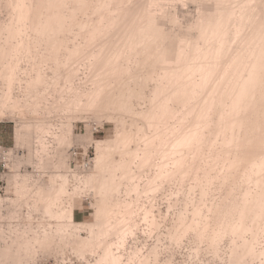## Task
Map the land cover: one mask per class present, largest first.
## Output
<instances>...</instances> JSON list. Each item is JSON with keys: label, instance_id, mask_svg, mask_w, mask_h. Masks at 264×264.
<instances>
[{"label": "rangeland", "instance_id": "obj_1", "mask_svg": "<svg viewBox=\"0 0 264 264\" xmlns=\"http://www.w3.org/2000/svg\"><path fill=\"white\" fill-rule=\"evenodd\" d=\"M7 0H5V2H6ZM89 1V0H88ZM90 1H92V0H90ZM100 1V0H99ZM102 1V0H101ZM104 1H108L109 3H112V4H110L109 5V3L108 2H106V4L107 5H109V6H107V7H105V8H107V9H104L103 8V6H104V4L102 3H100L101 5H103L102 7L100 6V5H98V4H96V1L94 0L93 2L95 3V5L94 6H96L95 8H97L98 9V7L97 6H100L99 7V9H98V11H100L102 8L104 9H102L104 12L106 11V13H107V10H108V8L110 9L111 8V6L113 7H118L119 8V6H121V4H123L124 6H126V1H127V3H128V5H127V7H126V9H128V7H129V9L128 10H126L125 8L123 9V5L121 6L122 7V9L123 10H125L124 12H121L122 11V9H121V13H123V16H120V18L122 19V20H124L123 21V23H121L122 22V20L121 19H118V23L119 24H116V23H114V24H116V28H115V25L112 27H109L110 29H108V31H107V29H105L106 31H107V33H106V35L108 36V38L107 37H105L104 38V36H106L105 35V33L102 31L101 33L103 34L104 33V35L103 36H101V33H98V34H96V36H99V38H100V40H99V38L97 39V42H95L94 40L95 39H92L91 41H94L93 43L95 44H93V43H90V41H89V44H87V43H85V44H87L88 45V47H89V45H91L93 48H94V50H92L93 48L90 46L89 47V50L87 49V51L89 52H91V50L92 51H94V52H99V50H101V49H103V48H101L102 47V43H103V41L104 40H106V41H104V46L107 48L108 47V49H105V47H104V49L103 50H101V51H103V52H105V54H109V53H113V54H119L120 52L119 51H121V49H122V54L124 55V51H126V53L128 54H125V57H128V58H126V60L127 59H129L130 57H131V55H132V53L134 54V55H132V57L129 59V61H124V59H125V57L123 56V55H121L122 57H123V59H121L122 57H120L119 56V58H116V57H118V56H116L115 55V57H114V55H109L110 57L112 56V57H114L118 62H116L115 61V59L113 58V61L114 62H116V64L117 63H119V67L120 66H122V69L121 68H119V70H118V74L116 73L115 75L114 74H112L113 73V71L111 70V74L110 73H108V71L110 70V68H111V66L114 64V62L110 59L109 61H111L113 64L111 65V62H106V65L107 64H109L110 66L109 67H105V68H107V69H105L104 68V66L103 65H105V63L103 62L102 64L100 63V65H102V70H100V72L101 71H104L103 73H104V75H103V77H104V79H102L98 74H97V72L96 73H94L95 71H99V69H97L96 67H98V68H101V66L100 65H98L99 63H97V62H100L99 60H102L101 59V57L100 58H97V62L96 63H94L95 61H94V56L92 57V56H84L83 54H81L78 58L80 59H77V57H75V58H73L72 60H73V62H72V66H74L75 65V60H76V62L78 63V65H77V63H76V68L78 69V68H80L78 71V73H79V75H77L73 80H74V82H78V83H74V85L75 86H80V87H86V88H90L92 85H94L93 84V82L91 81V80H89V79H92V78H94L95 76V74H97V76H99L100 78H98V77H95L94 79H96V78H98L97 80H98V83L101 81V80H106V79H109V80H107L106 81V84L108 85H110V87H109V85L107 86L106 85V87H108V88H110L111 90H112V96L110 95L111 94V90H110V92H108L109 90L107 89V88H105V90H103V92H102V97H101V99L99 100V106H97L96 108L94 107L93 109H92V107H90V109H87V107L85 108H81L80 109V111H79V109H78V111H77V109H71L72 111H75L74 112V114H73V112H71L70 113V111L68 110H65V111H67V113L66 112H64V110L63 111H60V112H54V113H52V115H51V118L54 120L53 122H54V124H55V126H59V128H58V130H63V131H65V132H67L68 133V135L70 134V142L67 140V142L65 143H60L59 142V140L58 139H55V137L50 133L49 135H45L46 137H45V144L47 145L46 146V148H48V150H46V148L43 150L42 149V145H40L41 143H38L39 142V139H38V141H37V139H35V136L37 137V135L35 134V132H37L38 133V130L37 131H35L36 129H35V125H33L32 126V128H33V130H32V128H26V127H24V128H22V132H25V134H26V132H33V131H35V132H33L34 134H35V136H34V134H32L33 136H32V139H30L31 140V142L28 140V139H26V140H23V138H21V140L20 139H18V137H17V133H16V130H17V126H19L21 123V121L18 119V117H17V115H15V114H12L11 113V109H10V107H9V105L7 104H5L6 106H5V110L3 111V106H4V104H3V102H1L2 103V105L3 106H1L0 105V142H2L5 146H6V148L9 150L10 149V153L8 152V155L10 156V158H12L11 159V162H10V165H9V163L7 164V167L6 168H4V170H3V167L2 166H0V264H106V262H107V264H108V262H110V261H108V260H110L111 259V261L112 262H114V263H116L115 261L116 260H112L113 259V256L111 257L110 255H111V253L109 254V256L111 257L110 259H107V260H105L104 259V257H105V255H107L108 256V253H106L105 255H103L104 254V249L106 250V248H103V246L102 245H104V244H102L101 245V247H102V249H100L99 247L100 246H96L97 245V243H96V245H95V243H94V247L96 246V248H94L93 246H90L89 244L91 243H89V241L85 238L84 240H87L88 242H85V241H83L82 239H83V237H87V238H90V235H91V233H90V231L92 230H90V225H92L93 227L92 228H94L95 226V228H94V230L97 232V231H99V230H103V231H99V232H101V235H100V233L98 232L97 233V235H98V239H99V237H101L100 238V240H105V234H107V233H105L104 234V231L106 232V230L104 229V228H106L105 227V224L104 225H102V222L103 221H105V218H106V216H109L108 215V213H110V212H112V211H114L113 213H117V212H115L116 210H118L116 207H118V206H115L116 205V203L117 202H122L121 203V205L120 206H122V208L120 207L119 209L120 210H118V211H122V212H120V214H122L123 212H124V210H123V208H125L122 204L125 202V200L127 199L128 200V203H129V205L131 204V203H133V207H130L131 208V210L133 209L134 211V213H135V215L133 214V212L132 211H130V209H129V205H127L128 206V209L127 210H129V215H130V217H128V214H127V217L125 216L124 217V219L125 220H128V219H130L131 220V218H132V221H130L129 222V220L126 222V223H129V225H124L125 223H124V220H123V225L121 224V222L119 223V225H118V223L116 222V217L119 219L121 216H120V214L118 213L117 214V216L114 218L113 217V214L111 215V217L112 218H114V222H113V219L111 220V218H107L108 220H111V222H108L110 225V227H112V226H119V228L118 227H113L112 228V230L110 229V230H108L109 231V235L107 234V236H106V238H107V240L109 241L108 243H110V244H112V242H116V245L118 246V244H120L121 243V245L120 246H122V249H120L121 250V252L120 253H122V255H119L120 253H119V249H117V246L115 245V243H113V245H115V247H112V248H114L112 251H114L115 249H117V252L115 253V255L116 254H118L119 255V257H120V259L123 257V255H124V257H123V259H122V261L121 262H119L120 260H119V258L117 259L118 260V262H119V264H142V260L141 259H143L144 260V258L146 257V259L145 260H147L146 261V263L147 264H239L238 262H239V260H240V257L237 255V259H239L238 260V262L237 261H235V258L236 257H234V255L236 256V253L233 255V253H232V251H233V248H235V246H237V245H239V246H241V243L243 242V240H244V243H245V245H243L242 244V247H246L247 246V244H249V241H250V245H251V243H252V245H253V243L255 244L254 246H252L255 250H253V248H252V250H253V252L255 251L256 253H258L259 252V254L257 255L255 252H254V254H253V256H251L249 253L252 251H249V253H248V251H247V254H248V257L247 258H245L244 256V262H246V260H248V262H246L245 264H264V232H262V230L264 229V216L262 217V216H259L258 218H260L261 217V219H255V218H257V217H255V214H256V211H258L257 210V208L258 209H261V207H257L256 208V206H258L259 204H260V202H261V200L263 201V199H264V195H262V194H264V186H263V184H264V172L262 173V172H258L259 174H256V173H253V170L250 168V167H252L253 169H254V172L256 171L257 172V170H255V169H257L256 167H253L254 165H255V161H258L257 163H259V160H261L262 161V157L264 156V152H263V148H264V114H262V113H264V102H262V101H264V99H262V100H259V98L261 99V98H264L263 97V95H264V78H260L261 77V75H262V73H264L263 71H261L262 69L261 68H263V70H264V67H263V65H264V63H262V62H264V57H261V55L263 54L264 55V51H259V50H262V48H263V46H264V37L262 38V36H263V33H264V30H263V28H264V18H262L263 16H264V12H263V10H262V8H264V1L263 0H249V2L247 3V0L245 1V0H226L227 2H225V0H194V1H192V0H177V1H174V0H168V1H166V0H160L159 2L157 1V0H154V1H152L151 0V4H150V1L148 0H146V2H144V0H111L112 2H110V0H104ZM104 1H102V2H104ZM121 1V2H120ZM143 3V5H141V3ZM158 3V6L156 5L155 6V4H156V2ZM222 3H221V2ZM232 2L231 4L229 3V2ZM250 1H251V3H250ZM2 2H3V4L5 3L3 0H0V26H1V24H2V22L4 23V22H9L10 20L9 19H11V10H10V8L9 7H3L2 6ZM98 2V1H97ZM119 2V3H118ZM123 2V3H122ZM125 2V3H124ZM149 2V3H148ZM153 2H154V5H153ZM161 2H162V4H161ZM168 2V3H167ZM211 2V3H210ZM213 2V3H212ZM215 2H217L219 5H217V3L215 4ZM225 2V3H224ZM244 3V5H241V3ZM93 3V4H94ZM105 3V2H104ZM133 3V4H132ZM139 3V4H138ZM144 3H147L146 5H144ZM165 5H164V4ZM227 3H229V4H227ZM235 3H237V5L235 4ZM239 3H240V6H239ZM253 3V4H252ZM255 3H256V5H255ZM114 4V5H113ZM119 6H118V5ZM131 4V5H130ZM160 4V5H159ZM207 4V5H206ZM208 4L210 5V6H208ZM232 4H235V5H232ZM252 4V5H251ZM116 5V6H115ZM134 7H133V6ZM150 5H152V6H150ZM177 5V6H176ZM201 5V6H200ZM203 5V6H202ZM208 7H206V6ZM221 5V6H220ZM229 5H230V7H229ZM255 5V6H254ZM5 6H7L6 5V3H5ZM106 6V5H105ZM138 6V8H137V10H139L138 12L136 11H134L135 9H136V7ZM143 6V7H142ZM145 6H146V8L148 7L149 8V10H148V8L146 9L145 8ZM150 6V7H149ZM153 6H154V8H153ZM214 6V7H213ZM224 6V7H223ZM226 6L228 7V8H226ZM234 6V7H233ZM246 6V7H245ZM263 6V7H262ZM111 8V9H115V8ZM131 7V8H130ZM158 7H161V8H157ZM211 7V8H210ZM222 7H223V10H221L222 9ZM235 8V9H233V8ZM237 7L238 8H240V9H237ZM133 8V9H132ZM140 8V9H139ZM150 8H151V10H150ZM156 8V9H155ZM203 8V9H202ZM210 8V9H209ZM217 9V12H218V14H217V12H216V14H215V9ZM221 8V9H220ZM224 8H226V9H224ZM244 8H246V9H244ZM248 8V9H247ZM254 8V9H253ZM257 10H256V9ZM91 9H92V11H91ZM205 9V10H204ZM212 9V10H211ZM230 9H232V10H230ZM237 9V10H236ZM242 9V10H241ZM90 10V14L89 13H87V12H89V11H85V10H83V11H78V13L76 14V17L78 16V14H79V17H77V20L79 19V18H81L84 14V11L86 12V14H88L87 16L85 15L84 17H82L81 18V20L80 21H82L83 22V25L81 24V26H80V24L78 23V22H76V19H75V23H76V26H75V24H72V25H74V27H77V24H78V26H80V27H82V28H80V27H77V28H74L73 27V29H71L70 31L71 32H69V33H67V31L64 33V32H62V33H64L66 36H68V34L71 36V38L73 39V40H78V41H73L72 40V42H75V43H71V40H70V45H72V44H77V43H79V41H80V43H82L81 45L84 47V44H83V42L82 41H85L84 39H85V35H87V28H89L91 25L90 24H93L98 18H97V14H95V13H98V11H96L95 10V12H93V10H94V8H90L89 9ZM101 10V11H102ZM116 10V9H115ZM120 10V9H119ZM133 10V11H132ZM141 10H143V12L141 11ZM145 10V11H144ZM148 10V11H147ZM153 10H158L157 12L158 13H155L156 11H153ZM202 10H203V12H202ZM207 10H208V12H207ZM227 12H226V11ZM250 11V12H248V11ZM254 10V11H253ZM149 11L151 12H154V13H150L149 14ZM166 11H167V13H166ZM206 11V12H205ZM222 11V12H221ZM228 11L229 12H231V13H234V15L233 14H231V16H232V18H230V20H231V22H229V24L228 23H225V22H228V21H230V20H228V21H226V20H224L225 22V25H224V27L226 28H222V32L221 33H219L220 35L221 34H223V33H229V34H232V35H228L227 33V36H225L226 38H224V34H223V37L221 36V38H223L224 40L226 39V41H224V43H222V45H223V51L222 52H220L219 51V53L221 54V56H217L218 57V59H217V61L215 60V58H217V57H214V55H215V51H216V53H217V51H218V49L221 47V41L223 40V39H221V40H218V38L220 39V35L218 36V38H217V36H215L216 38H213V36H208V37H210V38H208L207 37V35H209V33H211L212 32V30H211V32H210V30L208 29V27L207 26H205V24L206 25H208V22L207 21H209L210 19V17H214L215 19H217V17H221V18H227V19H229V17H231V16H228V14H230V13H228ZM247 11V12H246ZM261 11V12H260ZM80 12H81V15H80ZM92 12H93V14H92ZM104 12H102V13H100V14H102L103 15V13ZM108 12H110V11H108ZM112 12H115V11H113L112 10ZM125 12H127V13H125ZM135 12V13H134ZM142 12V13H141ZM146 12V13H145ZM148 12V13H147ZM160 12V13H159ZM212 12H213V15H212ZM257 12V13H256ZM9 13V14H8ZM116 13V12H115ZM118 13V12H117ZM137 13H139V14H137ZM162 13V14H161ZM163 13H166V14H163ZM172 13V14H171ZM200 13V14H199ZM205 15H204V14ZM220 13V14H219ZM92 14V15H91ZM99 14V13H98ZM110 15H112V14H114V13H109ZM128 14V15H127ZM134 14V15H133ZM135 14L136 15H138V16H136L137 17V19H139V20H137L136 19V17H135ZM144 14V15H143ZM152 14H153V16H152ZM170 14V15H169ZM208 14V15H207ZM215 14V15H214ZM245 14V15H244ZM97 15V16H96ZM119 15V14H118ZM122 15V14H121ZM125 15H127V16H125ZM130 15V16H129ZM141 15H143V19H142V17H141ZM151 16V18H150V16ZM157 15V16H156ZM162 15H163V17H165L164 19H162L163 17H162ZM165 15V16H164ZM171 15H173V16H171ZM200 17H199V16ZM207 15V16H206ZM220 15V16H219ZM246 15H248V17L246 16ZM90 16V17H89ZM96 16V17H95ZM114 16H117V14L116 15H114ZM133 16V17H132ZM149 16V17H148ZM162 18H161V17ZM167 16V17H166ZM215 16H217V17H215ZM227 16V17H226ZM241 16L243 17V16H246V17H243V21H245V23H247V25L245 24L244 26L246 27L247 26V29L244 27V26H242V28H244V29H241L240 28V31H241V34H240V31H239V29L238 30H236L235 28L237 27L236 25H234V21H236V24L240 21V20H242V18H241ZM250 16V17H249ZM256 16H257V18H256ZM262 16V17H261ZM88 17V18H87ZM122 17H127V19L126 18H122ZM130 17H131V19H130ZM140 17H141V19H140ZM154 17H156V18H154ZM203 19H202V18ZM205 17H208V18H206V20H205ZM92 18L93 19H95L96 18V20H94V22L93 23H91L90 22V24H89V21H90V19L92 20ZM133 18H135L134 20H135V23H134V20H133ZM148 18V19H147ZM152 18H154L155 19V22L153 23L152 22ZM199 20H198V19ZM202 19V21H201V19ZM247 18H248V20H247ZM250 18V19H249ZM85 19V20H84ZM87 19L89 20V21H87ZM125 19H126V21H125ZM144 19H145V23H144ZM162 19V20H161ZM236 19V20H235ZM245 19V20H244ZM251 19H252V21H251ZM74 20V19H73ZM120 20V21H119ZM132 20V21H131ZM147 20V21H146ZM150 20V21H149ZM158 20V21H157ZM250 20V21H249ZM256 20V21H255ZM258 20V21H257ZM79 21V22H80ZM84 21H87L88 22V25H87V23H86V25H85V22ZM93 21V20H92ZM143 21V22H142ZM164 21V22H163ZM201 21V22H200ZM204 21H206L205 23H204ZM261 23H260V22ZM81 22V23H82ZM117 22V21H116ZM125 22L127 23L126 25H125ZM132 22V23H131ZM136 22H137V25H138V22H139V26H140V28H139V26L137 27V29L139 28V31L136 29ZM140 22H142V23H140ZM147 22L149 23V25L147 24ZM193 22H194V24H193ZM255 22V23H254ZM258 22V23H257ZM74 23V22H73ZM121 23V24H120ZM134 23V24H133ZM150 23H152V27H154L153 29H152V27H150L151 29L149 30V27L148 26H150L151 24ZM158 23V24H157ZM199 23V24H198ZM203 24V25H201V24ZM233 23V24H232ZM253 26H251L250 24ZM255 24V26H254V24ZM5 24H7V23H4V24H2L3 26L5 25ZM133 24V26H131ZM143 24H145V25H143ZM147 24V25H146ZM154 24L156 25V28H157V30H156V28H155V26H154ZM160 24V25H159ZM197 24V25H196ZM119 25V26H118ZM124 25H125V28H124ZM144 26V27H142L141 28V26ZM159 27H158V26ZM163 25V26H162ZM201 25V26H200ZM220 25H222V24H220ZM226 25L228 26V27H226ZM234 27H233V26ZM85 26V27H84ZM88 26V27H87ZM117 26H118V28H117ZM130 26V27H129ZM198 26V27H197ZM223 26V25H222ZM221 26V27H222ZM231 26H232V28H231ZM236 26V27H235ZM25 28H26V26H24ZM83 27L86 29L85 31H84V29H83ZM87 27V28H86ZM123 27V28H122ZM128 27H129V29H128ZM162 27H164V28H162ZM175 29H174V28ZM194 27H195V30H194ZM200 27H202L203 29H204V27H205V29L204 30H206L207 29V33L208 34H206L205 32H204V30L202 29V28H200ZM207 27V28H206ZM219 27V26H218ZM248 27H249V29H248ZM256 27H258V29L256 28ZM25 28L24 29H22L20 32H25L23 35H28L30 32V34H32V31H30V30H28V28H27V30H25ZM78 28H79V30H78ZM112 28V29H111ZM121 28V29H120ZM132 28H134V32L135 31H137V32H141V35H143L144 37H147V39H149V41L147 40V39H145V38H143V40L145 39V42L141 39V38H139V36H140V34L138 33V35H137V32H135L136 34H132V35H134V36H132L131 35V33H133V30H131ZM144 28H145V30H144ZM162 28V29H161ZM210 28V27H209ZM255 28V29H254ZM82 30V32H80L81 30ZM113 29H114V31H113ZM120 29V30H119ZM126 29H128L127 31H129V34L130 35H128V32L126 31ZM136 29V30H135ZM200 31H199V30ZM221 29V28H220ZM227 29H229L230 30V32H228L229 30H227ZM260 29H262V31H261V33L259 32L258 33V31H260ZM72 30H74V32H72ZM109 30H110V33L111 32H113L112 34H110V33H108L109 32ZM117 30V31H116ZM130 30H131V32H130ZM142 30V31H141ZM153 30H155V31H153ZM159 30V31H158ZM167 32H166V31ZM193 31V32H191V31ZM209 30V31H208ZM223 30H224V32H223ZM244 30V31H243ZM253 30H255V32L253 31ZM257 30V31H256ZM30 31V32H29ZM77 31H79L80 33H78ZM116 31V32H115ZM148 31V32H147ZM161 31V32H160ZM169 31V32H168ZM176 31L178 32V37H183L182 39H179V41H181V43H183V44H180V42L178 41H176V40H178V37L176 36ZM226 31V32H225ZM239 31V32H238ZM3 32H5V30L3 31ZM7 32V31H6ZM75 32H77V35H76V33ZM119 32V33H118ZM121 32H122V34H121ZM127 32V34H125V33ZM160 32V33H159ZM204 32V33H203ZM213 32L215 33V31L213 30ZM213 32H212V35H213ZM218 32V31H217ZM245 32V33H244ZM248 32V33H247ZM258 34H257V33ZM8 33V32H7ZM21 33V34H22ZM116 33H118V36H119V38H120V41L119 40H117V37L118 36H116L115 37V35H117ZM143 33V34H142ZM146 33H147V35H146ZM193 33V34H192ZM204 34V35H206V36H204V37H207V38H203V35L202 36H200L201 34ZM239 34V36H238V34ZM243 33V34H242ZM255 35H254V34ZM63 34V35H64ZM81 34V35H80ZM125 34V35H124ZM149 34V35H148ZM153 34H155V35H153ZM160 34V35H159ZM162 34V35H161ZM171 35L170 37L168 36V35ZM191 34H192V36H191ZM218 33H216V35H217ZM225 34V35H226ZM235 34V35H234ZM244 34H247V35H251V37H252V35H253V37H255V38H251L252 39V42H251V39H249V40H246V39H248L249 37H247V38H245V35ZM62 34H60V36H63ZM78 35H80V36H78ZM135 35H136V37H137V39H135L134 37H135ZM151 35H153V36H151ZM159 35V36H158ZM167 35V37H169V39H166L167 40V42L164 40L165 38H164V36H166ZM183 35V36H182ZM198 35V36H197ZM215 35V34H214ZM69 36V37H70ZM74 36V37H73ZM78 36V38H76ZM122 38H121V37ZM123 36H124V38H123ZM125 36H127L126 38H125ZM133 37V39L132 38H129V39H132V45H131V47L133 46V44H134V46H136V45H140V46H138L139 48H141V51L139 52V48L136 46V47H132V49H134V51L133 50H130V51H128L129 49H131V47H129V45L130 44H128V43H126L125 42V44L127 45L126 46V48H124L125 46H122L121 47V45H124V43H123V41H126V39L128 38V37ZM186 36H187V40H186ZM190 36V37H189ZM193 36H195V39L194 40H191V37H193ZM231 36H233V37H231ZM238 36V37H237ZM241 36H242V38H241ZM244 36V37H243ZM258 36V37H257ZM260 36V37H259ZM112 37H115V39H113ZM140 37H142V36H140ZM149 37V38H148ZM153 38V39H151V38ZM155 37V38H154ZM157 37V38H156ZM163 39H162V38ZM166 37V38H167ZM177 37V38H176ZM197 37H198V39H197ZM230 37V38H229ZM103 38H104V40H103ZM111 38V39H110ZM118 38V39H119ZM191 40L190 41V43H189V39ZM194 38V37H193ZM192 38V39H193ZM212 38V39H211ZM227 38H228V40H227ZM258 38H260V41H259V39ZM83 39V40H82ZM109 39V40H108ZM121 39H122V42H121ZM124 39V40H123ZM129 39H127L128 40V42H130L129 41ZM139 39H141L142 41H139ZM151 39V40H150ZM176 39V40H175ZM230 39H231V41H230ZM233 39H235V40H233ZM237 39V40H236ZM239 39V40H238ZM103 40V41H102ZM113 42H112V41ZM136 40V41H135ZM165 41L164 42V44H162V45H164V46H162L161 45V43L163 42V41ZM202 40H205L204 42L202 41ZM206 40H208L207 41V45L205 44L206 43ZM214 40V41H213ZM217 40V41H216ZM232 40H233V43L234 44H232ZM243 40H245V41H243ZM256 42H255V41ZM258 40V41H257ZM99 41H101L100 43L102 44H99ZM117 41V42H116ZM120 43H119V42ZM134 41H135V43H134ZM139 41V42H138ZM154 41V42H153ZM183 41V42H182ZM193 41H195V42H193ZM212 41V42H211ZM228 41V42H227ZM241 41H243V42H241ZM262 41V42H261ZM110 42H111V44H110ZM161 42V43H160ZM169 42H170V46H173L172 44L173 43H175L176 42V44L178 45V43H179V45H180V47L182 48H184V46H185V51L187 50V52L186 53H183L182 54V52L184 51V50H180L179 51V54H181L182 56V58L180 57V55H179V57H180V59L183 61H179V62H181V63H179L178 62V60H180L179 58H175V57H177V51H178V47H179V45L178 46H175V50H174V46H173V48L172 47H170L169 46ZM186 42V43H185ZM188 42V43H187ZM197 42V43H196ZM199 42V43H198ZM205 44H203V43ZM209 42V43H208ZM216 42V43H215ZM219 44H218V43ZM223 42V41H222ZM255 42V43H254ZM98 43V44H97ZM114 43H115V45H114ZM116 43H119V45L118 44H116ZM143 43H144V45H143ZM145 43H147V45L145 44ZM151 43V44H150ZM185 43V44H184ZM194 43H196L195 45H199L198 47L197 46H194V45H192V44H194ZM202 44V46H203V48H202V46H201V48H200V45ZM215 43V44H214ZM230 43V44H229ZM245 43V44H244ZM258 43H259V46H258ZM96 44H97V46L98 45H100L99 47H100V49L98 50L97 48V46H96ZM108 44V45H107ZM109 44H110V46H111V48H110V46H109ZM136 44V45H135ZM176 44H174V45H176ZM186 44H189L188 45V47H186ZM210 44V45H209ZM233 46H232V45ZM236 44V45H235ZM238 44V45H237ZM242 44V45H241ZM255 44V45H254ZM118 47H117V46ZM161 45V46H160ZM213 45H218V49H217V46H216V50H214V52H212V50L214 49L213 47H215V46H213ZM231 45V46H230ZM241 45V46H240ZM247 45V46H246ZM115 48H114V47ZM153 46V47H152ZM165 46H168V48L170 49V52H169V50H168V48L167 49H165L166 47ZM192 46H194L193 48H194V50H193V52L195 53H193L192 52ZM206 46H209V48L207 47L206 48ZM210 46H211V49H210ZM220 46V47H219ZM225 46V47H224ZM231 48H230V47ZM236 46H238V47H236ZM240 46V47H239ZM243 46V47H242ZM253 46V47H252ZM256 46V47H255ZM86 47L87 46H85V48H83V49H85V51H86ZM87 47V48H88ZM116 47H117V49H116ZM120 47H121V49H120ZM146 47L147 49H144V48ZM154 47H155V49H154ZM164 47V48H163ZM197 47V50L199 49L200 51H202L203 50V52L205 51V54H203V52L202 53H200V52H198V51H195V48ZM244 47H246V48H244ZM247 47H249V48H247ZM250 47H251V49H250ZM255 47V49H253ZM92 48V49H91ZM113 48V49H112ZM142 48H143V50H142ZM181 48H179V49H181ZM182 48V49H183ZM213 48V49H212ZM228 48H229V51H228ZM242 48V49H241ZM257 48H260L259 50L257 49ZM62 49H64V47L62 48ZM97 49V50H96ZM111 49V50H110ZM127 49V50H126ZM152 49V50H151ZM177 49V50H176ZM189 49V50H188ZM206 49H210V51L209 50H207V52H206ZM225 49H226V51H225ZM250 49V50H249ZM66 50V49H65ZM65 50H62L61 52H60V54L62 53V54H65ZM107 50H109V51H107L108 53H106V51ZM112 50H114V51H112ZM117 50V51H116ZM135 50L137 51L138 50V52L139 53H136V58L134 57L135 56ZM149 50H150V52H149ZM157 50V51H156ZM161 50V51H160ZM165 50H167L168 51V54H167V51L165 52ZM174 50V51H173ZM239 50H241V51H239ZM247 50V51H246ZM255 50V51H254ZM63 51H64V53H63ZM116 51V53H114ZM142 51H143V54H141L142 53ZM148 51V52H147ZM155 51V52H154ZM209 51V52H208ZM231 51V52H230ZM248 51H251V52H249L248 53ZM252 51H254L253 53H252ZM118 52V53H117ZM124 52V53H123ZM175 52V53H174ZM196 52H198L197 54H201V56L200 55H197L196 54ZM210 52H212L213 54H210ZM228 52H229V55H230V53H231V58H230V56H229V61H228ZM246 52V53H245ZM260 52H261V54H260ZM111 53V54H112ZM131 53V54H130ZM145 53V54H144ZM146 53L148 54L147 55V57H146ZM157 54V56H159V59H158V57L156 56V54ZM164 53H166V57H165V54ZM190 53V54H189ZM191 53H193V54H191ZM209 55H208V54ZM237 53V54H236ZM243 53H245V54H243ZM248 53V54H247ZM252 53V54H251ZM258 53V57H259V54H260V58L261 59H259L258 57L256 58V54ZM104 54V53H103ZM138 54V55H137ZM149 54H151V56L149 55ZM159 54H161V56L159 55ZM164 56H163V55ZM175 54H177V55H175ZM184 54H187L186 55V57H184L185 55ZM219 54V55H220ZM232 54H233V56H232ZM243 54V55H242ZM250 54H251V56L253 55V58L250 56ZM120 55V54H119ZM191 55V56H190ZM196 55V56H195ZM206 55V56H205ZM208 55V56H207ZM210 55H211V57H210ZM212 55H213V57H214V59H213V57H212ZM217 55V54H216ZM225 55V56H224ZM234 55H235V57H237V58H235L234 57ZM248 55V56H247ZM84 56V57H83ZM138 56V57H137ZM149 56H150V58H149ZM163 56V57H162ZM175 56V57H174ZM190 56V57H189ZM193 56H195V58L193 57ZM243 56V57H242ZM245 56H247V57H245ZM255 56V57H254ZM86 57H91V59L89 60V58H86ZM144 57V58H143ZM155 57V58H154ZM189 57V58H188ZM193 57V58H192ZM199 57H201V58H203V59H201V58H199L200 59V61L201 60H203V61H199V59L198 58ZM205 57V58H204ZM207 57H208V59H207ZM221 57V58H220ZM240 57V58H239ZM241 57L243 58V60H241ZM251 59H250V58ZM133 58V59H132ZM135 58V59H134ZM146 58H148V59H146ZM164 58H166L165 60H169L167 63H168V65L170 64V66H172V68H179V67H182V65H183V69H184V66L186 65L187 67L189 66V68L187 69V70H185L184 69V71H186L185 73H183L184 75H183V77H184V79H183V77H182V75H181V77H180V82H178L179 80L177 79L176 80V75H172V76H175L173 79H171L172 80V82L174 81V80H176L177 81V83H175V81L173 82V84H170L168 87H170L171 85H175V87L176 86H178V84L180 83V84H182L183 83V85L185 86L187 83H189V79H191L190 81H191V84H187L189 87H187L186 88V86H185V88L187 89V90H185L183 93H181L182 92V90H184L185 88H184V86H183V88H182V85H179L178 87H180V88H178V87H170V90H171V88H172V91H167V92H165V88L168 90L169 88L167 87V86H165V84H167L168 85V83L170 82V80H168V79H170V78H168L167 76L165 77V79L166 78H168V79H166V82L165 81H162V79H163V77H162V75H161V78H160V76L158 75V74H163L164 72H165V70H163V67H164V69H165V64H167V63H165V60L164 61H162ZM174 58H175V60H174ZM187 60H186V59ZM190 58H192L191 60H190ZM249 58V59H248ZM255 58V59H254ZM84 59V60H83ZM92 61V62H90V63H92L91 65L93 66V63H94V68L92 67V66H90V68L92 67V69H88V66H89V61ZM119 59V60H118ZM121 59V60H120ZM150 59V60H149ZM204 59H205V61L207 62V60H208V62H209V64H207L205 61H204ZM213 59V60H212ZM223 59V60H222ZM236 61H235V60ZM245 59V60H244ZM248 59V60H247ZM81 60L82 61H85V63L86 64H88V65H86L84 62H82L81 63ZM96 60V59H95ZM133 60V61H132ZM135 60V61H134ZM139 60V61H138ZM143 60H144V62H145V64H143L144 62H143ZM154 60H157V62L156 61H154ZM177 60V61H176ZM195 60V62H197V61H199V62H197V64L195 63V62H193ZM211 60H212V63L214 64V65H216V67L214 66V68H216V70H217V72L215 73V69H213V66H212V68H205V67H201V66H199L201 69L203 68L204 69V71H202L201 72V69L198 71V67H196L197 65H201V64H204V66H208V65H211ZM218 60H220V61H218ZM232 60V61H231ZM234 60V61H233ZM237 60H238V62H240L239 60H241V63H238V67H237ZM250 60H252V63H254L253 61H255V60H260V61H258L257 63H259L260 64V68H254V70H253V67L252 66H250V65H252V63H251V61ZM48 61H50V60H48ZM52 61V60H51ZM50 61V62H51ZM94 61V62H93ZM105 61V60H104ZM138 61V62H137ZM147 61V62H146ZM155 62V64H154V62ZM173 61V62H172ZM184 61H186V63L184 62ZM217 62V64H216V62ZM221 61H223V62H221ZM227 61V62H226ZM247 61V62H246ZM250 61V62H249ZM50 62H48V64L50 65ZM53 63V65H54V61H52ZM70 62V63H71ZM102 62V61H101ZM125 62V63H124ZM133 62V63H132ZM142 63V65H141V63ZM150 62V63H149ZM163 62L165 63V64H163ZM179 63V65H181V66H179V65H177L178 63ZM204 62V63H203ZM221 64H219V63ZM225 62V63H224ZM232 62V63H231ZM246 62V63H245ZM122 63V64H121ZM135 63L137 64V65H135ZM149 63V64H148ZM163 64V67H161L162 66V64ZM175 64V66H174V64ZM184 63H185V65H184ZM193 65H192V64ZM206 63V64H205ZM228 63V64H227ZM229 63H230V65H231V70H230V67H229ZM243 63V64H242ZM248 63V64H247ZM262 63V64H261ZM25 65H23L24 66V69H26V68H28L29 67V65L27 66V63H26V61H25V63H24ZM68 64H69V62H68ZM74 64V65H73ZM95 64H97V65H95ZM121 64V65H120ZM128 64V65H127ZM152 64V65H151ZM154 64V65H153ZM171 64H173V65H171ZM196 64V66L194 67V65ZM219 64V65H218ZM224 66H223V65ZM240 64V65H239ZM242 64V65H241ZM245 64V65H244ZM258 64V65H259ZM79 65H81V66H79ZM85 65V66H84ZM118 65V64H117ZM139 65V66H138ZM177 65V66H176ZM190 65H192L194 68H193V71L194 72H192V69L190 68L191 66ZM226 65H228V66H226ZM249 67H247V66ZM47 66V65H46ZM46 66H44V71H43V73H44V75H45V77L46 78H48L49 77V73L50 72H48V70H49V67L47 68ZM67 67H68V65H66ZM69 66H70V64H69ZM79 66V67H78ZM87 66V67H86ZM114 66H115V64H114ZM123 66H126V67H123ZM136 66L138 67V68H136ZM170 66H167V67H170ZM219 67V69H218V67ZM235 66V67H234ZM241 66V67H240ZM243 66V67H242ZM246 66V67H245ZM26 67V68H25ZM52 67V66H51ZM65 66H63V68H64ZM71 67V66H70ZM129 67H131V68H128ZM232 67H234L235 68V71H232ZM237 67V68H236ZM0 68H2V65L0 66ZM53 68H54V66H53ZM66 68V67H65ZM74 68H75V66H74ZM84 68H86V69H84ZM127 68V70L126 71H124L125 69ZM133 68V69H132ZM153 68H155L157 71H154L155 69H153ZM159 68H161V69H159ZM171 68V67H170ZM197 69V71H198V73H197V71H196V69ZM224 68V69H223ZM229 68V70H227ZM47 69V70H46ZM51 69V68H50ZM69 69V68H68ZM95 69V70H94ZM132 69V70H131ZM135 69V70H134ZM183 69H181V70H179V72H184L183 71ZM208 69V70H207ZM209 69H213L212 70V72L214 71V73H210V75L211 74H213V75H215L214 77H213V79L212 80H210V78H207L208 80H206V78H204L203 76H200V73H203V74H205L206 75V72L205 71H208V75H209V72H210V70ZM226 69V70H225ZM237 69V70H236ZM243 69H245V70H243ZM247 69V70H246ZM249 69L251 70V71H249ZM61 70L63 71V69L61 68ZM108 70V71H107ZM130 70V71H129ZM151 70H153V71H151ZM160 70H163L164 72L162 73V71H160ZM166 70L168 71L169 70V68L167 69L166 68ZM172 69H170L169 71H171ZM174 70V69H173ZM191 70V71H190ZM241 70V71H240ZM261 72V74L258 72ZM52 73H51V75H53V71H52V69L50 70ZM55 71V70H54ZM61 71V72H62ZM65 71H67V68L65 69ZM90 71V72H89ZM107 71V72H106ZM131 71H134V72H132L133 74L131 75ZM135 71H137L136 73H138V74H136L135 73ZM151 71V72H150ZM168 71V72H169ZM175 71H177V70H175ZM190 71V72H189ZM219 71V72H218ZM225 71L227 72V74L225 73ZM229 71V72H228ZM242 71H243V73H242ZM244 71H245V74H244ZM258 72L259 73V79L257 78V81H260V79H261V83H259V82H257L255 85L256 86H250L251 88H249V87H247L246 89H244V87H243V90H244V94L242 93V92H240L239 90H242V87H240L241 86V84L243 83V81H244V78H245V75H248L249 74V72L251 73V75H253L254 73L253 72ZM99 72V73H100ZM110 72V71H109ZM120 72L122 73V74H120ZM159 72H161V73H159ZM178 72V71H177ZM181 72V73H182ZM195 72H196V74H195ZM221 72H223V74L221 73ZM233 72H235V73H233ZM239 73V75H238V73ZM240 72L242 73V75L240 74ZM103 73H101V74H103ZM106 73V74H105ZM108 73V74H107ZM146 73V74H145ZM147 73H148V75H147ZM149 73H150V77L148 78V76H149ZM166 73V72H165ZM191 73V74H190ZM195 75V76H198V77H196L197 79H196V82H198L197 80H200L201 82H198V84H199V87H198V89H197V91L199 92H197L196 90H194L193 89V92H190L191 90V87L192 88H194L193 86H195V85H197L196 84V82H195V84H194V79L195 78H193V74ZM218 73H220V74H218ZM232 73H233V75H232ZM247 73V74H246ZM128 74H129V77H128ZM152 74H154V75H152ZM158 76H157V75ZM177 74V73H176ZM203 74H201V75H203ZM221 74L222 75H224V77L223 76H221ZM229 74V75H228ZM89 76V78H87L86 76ZM106 75H108L107 77H106ZM121 75L123 76V77H121ZM135 75H136V77L138 76V75H140L139 76V78L137 77V79H136V77H135ZM144 75H146V76H144ZM185 75H186V77H185ZM189 75H190V77H189ZM193 75V76H192ZM208 75L206 76V77H208ZM227 75V76H226ZM234 76V77H232V76ZM238 75V76H237ZM80 77V79H79V77ZM94 76V77H93ZM109 76H111V77H109ZM114 78H113V77ZM119 76V77H118ZM135 77V79H133L132 77ZM154 76V77H153ZM164 76V75H163ZM180 76V75H179ZM178 76V77H179ZM194 76V77H195ZM222 78H221V77ZM230 76V77H229ZM236 76V77H235ZM240 76V77H239ZM241 76H243L242 78H241ZM125 77V78H124ZM131 77V78H130ZM210 77V76H209ZM211 77V78H212ZM218 77H220V79L218 78ZM237 77H239V78H237ZM253 77H254V75H253ZM262 77H264L263 75H262ZM49 78H51V77H49ZM48 78V79H49ZM86 78H87V81L85 82V80H86ZM106 78V79H105ZM115 78H116V80H115ZM119 78V80H117ZM148 78V79H147ZM216 80H215V79ZM230 78V79H229ZM235 79V80H233V79ZM52 79V78H51ZM94 79H92V80H94ZM126 79H127V81H126ZM165 79H163V80H165ZM185 79H187V82L186 83H184L185 82ZM205 79V80H204ZM218 79L220 80L219 82H218ZM227 79L229 80V81H227ZM232 79V80H231ZM240 79H242V80H240ZM76 80V81H75ZM78 80V81H77ZM100 80V81H99ZM130 80V81H129ZM159 80V82H157ZM169 82H168V81ZM192 80H193V84H192ZM203 80V81H202ZM221 80H223V81H221ZM79 81H81V82H79ZM181 81H182V83H181ZM209 82V84H207L208 82ZM226 81V82H225ZM232 81V82H231ZM240 83H239V82ZM88 82V83H87ZM96 82V81H95ZM102 82V81H101ZM110 82V83H109ZM112 82V83H111ZM115 82H116V84H115ZM118 82V83H117ZM125 82V83H124ZM172 82H170V83H172ZM207 82V83H206ZM215 82H218V83H215ZM80 83V84H79ZM85 83H87V84H89L88 86H87V84H86V86L84 85ZM97 83V84H98ZM103 84H104V87H105V81L104 82H102ZM122 83V84H121ZM123 83H124V85H123ZM162 83V84H161ZM165 83V84H164ZM201 83H202V85H205L207 88H204L203 86H201ZM212 83V84H211ZM214 83V84H213ZM222 83H223V85H222ZM226 83V85H224ZM229 83V84H228ZM230 83L232 84V85H230ZM263 83V84H262ZM96 84V83H95ZM164 84V85H163ZM177 84V85H176ZM217 84V85H216ZM238 84V85H237ZM240 84V85H239ZM257 84H258V86H257ZM21 84H19L18 83V85L16 84L15 85V91H14V95L16 96V97H19V98H22L23 97V95H26V94H24L23 92H24V85L22 84L21 86H20ZM91 85V86H90ZM100 86H101V84H99ZM115 85H116V87H115ZM119 85H120V87H119ZM237 85V86H236ZM243 85V84H242ZM20 86V87H19ZM103 86V85H102ZM121 86H124L123 88L121 87ZM159 88H158V87ZM161 86V87H160ZM198 86V85H197ZM209 86H210V88H209ZM211 86H212V88L214 89V92H213V90H212V88H211ZM215 86V87H214ZM217 86V87H216ZM220 86V87H219ZM227 86V87H226ZM98 86L97 85H94L92 88H91V90H93V89H95V88H97ZM103 87V88H104ZM155 87H156V89H155ZM196 87V86H195ZM202 87L204 88V89H202ZM219 87V88H218ZM260 87H262L261 89H260ZM114 88V89H113ZM197 88V87H196ZM200 88H201V90H200ZM224 88H226V89H229L228 91L226 90H223ZM231 88L233 89V90H231ZM240 88V89H239ZM254 88V89H253ZM21 89V90H20ZM23 89V90H22ZM120 89H123L125 92L123 93V90H122V92H121V90ZM152 89H155V90H157V92L156 93H158V91H159V93H158V95L157 94H155L154 95V92H152L153 90ZM160 89V90H159ZM176 89H181L180 91L179 90H176ZM221 89V90H220ZM249 89V92L247 91ZM120 90V91H119ZM164 91V92H162V91ZM173 90H174V92H178V93H175V95H177V96H175V95H171V97L172 96H174V98L173 99H175V100H169V98H170V94H171V92L173 93ZM205 90H207V91H205ZM215 90L218 92V90H219V92L217 93V95H216V93H215ZM252 90H253V92H252ZM106 91V92H105ZM222 91V92H221ZM232 91V92H231ZM234 91V92H233ZM240 92V94H239V92ZM16 92V93H15ZM118 92H121V93H119V95H118ZM161 92H162V94L163 93H166L165 94V96L166 95H168L169 94V97H165V96H163L162 94H161ZM186 92V93H185ZM190 92V93H189ZM194 92H197L196 93V96H195V94H194ZM200 92H202L203 94H201L202 96L200 97ZM208 92V93H207ZM225 92V93H224ZM260 92V93H259ZM263 92V93H262ZM21 93H23V94H21ZM116 94V96L117 97H115V94ZM185 93V94H184ZM189 93V94H188ZM193 93V94H192ZM211 94V96H210V94ZM223 93V94H222ZM237 93H238V98H240V95L241 94H243V95H241L242 96V98L240 99V101L238 102V104H239V108H238V105H237V101L236 102H232L233 100H232V98L234 99V100H237L238 98H237V96L234 98V95H232V94H235V95H237ZM246 93H247V95H246ZM250 93V94H249ZM253 93V94H252ZM262 93V94H261ZM106 96H105V95ZM110 95V96H108V95ZM174 94V93H173ZM181 94V95H180ZM186 94H188L189 96L190 95H193V96H191L190 98H191V100L193 101H190V98L188 97V95H186ZM220 94H221V96H220ZM20 95H22V96H20ZM113 95H114V99L115 98H119V97H122V98H120V99H118L117 101H116V99L114 100H112V98H113ZM121 95H123L124 96V98H123V96H121ZM153 97V99H152V97ZM157 95V96H156ZM159 95H161V96H159ZM180 95V96H179ZM182 95H184V97L182 96ZM205 95H207V96H205ZM219 95V96H218ZM225 95V96H224ZM249 95V96H248ZM256 95V96H255ZM257 95L259 96V97H257ZM156 96V97H155ZM182 96V97H181ZM198 96V97H197ZM213 96H217V97H213ZM229 96V97H228ZM231 96V97H230ZM26 97V96H25ZM106 97V98H105ZM111 97V98H110ZM127 97L128 98H130V100L129 101H127ZM159 97V99L157 100V98ZM161 97V98H160ZM186 97V98H185ZM201 99H200V98ZM207 98L208 97V99H210V100H208V99H205L206 100V102H205V100L204 99H202V98ZM253 97V98H252ZM155 98V99H154ZM167 99L168 98V101H167V104H169L168 102H171L170 103V105L171 106H173V110L175 111H173L171 108L169 109V110H172L171 112L172 113H174V115H175V119H174V121H173V117H171L172 115L170 114V112L168 111V114H161V116H160V112H158V110L160 109V105L159 104H161V102H159V104L157 103V101H165L164 99ZM189 98V99H188ZM193 98V99H192ZM194 98H195V101H194ZM200 99V102H197V101H199V99ZM213 98H217L216 100L214 99L213 100ZM224 98V99H223ZM230 98V99H229ZM256 98V99H255ZM24 99V98H23ZM124 99V100H123ZM163 99V100H162ZM177 99V100H176ZM184 99H186V100H184ZM221 99V100H220ZM227 101H226V100ZM247 99V100H246ZM106 100V101H105ZM152 100H154V101H152ZM180 100H182V101H180ZM197 100V101H196ZM212 100V101H211ZM257 100H259V102L257 101ZM104 101H105V104H104ZM109 101V104L108 103H106V102H108ZM111 101V102H110ZM113 101H114V103H113ZM121 101H123V102H125V104H123V102H121ZM177 101V102H176ZM188 101V102H187ZM203 101H204V103H203ZM213 101H215L214 103H213ZM218 101V102H217ZM221 101H222V103L224 104V101H225V105H222V103H221ZM244 101H245V103H244ZM248 101H250V102H248ZM121 102V103H120ZM128 102V103H127ZM131 102V104H129ZM153 102L155 103L154 104V110H155V108L157 109V112H158V114H157V116H159L160 118L162 117H164V119H162L161 120V122H160V118H158L157 116H156V111L154 112V110H150V109H152V107H153ZM166 102V101H165ZM184 102H185V104H184ZM187 102V103H186ZM201 102H202V105H201ZM217 102V103H216ZM242 102V103H241ZM255 102H257V103H255ZM119 103V104H118ZM190 103V104H189ZM191 103H192V105H191ZM195 103V104H194ZM210 103H213V104H211L213 107H215V108H213L211 105H210ZM215 103H216V106H215ZM219 103H221V105L219 104ZM229 103L231 104L230 106L231 107H229ZM233 103H234V107L232 106L233 105ZM247 103V104H246ZM254 103V105H252ZM261 103V104H260ZM104 104V105H103ZM106 104H107V106H106ZM115 104V105H114ZM116 104H117V107H116ZM120 104H121V106H120ZM157 104V105H156ZM180 104V105H179ZM181 104H183L182 106H185L184 108L181 106ZM189 104V105H188ZM206 106H205V105ZM241 104V105H240ZM111 105V106H110ZM113 105V106H112ZM126 105V106H125ZM131 107L132 109L130 110V108L128 107ZM151 105V106H150ZM191 105V106H190ZM196 105H197V108H199V109H197V108H195L196 110H195V112H194V109L192 110V108L191 107H196ZM211 106V108H210V106ZM217 105H218V107H217ZM226 105H228V106H226ZM248 105V106H247ZM109 106V107H108ZM118 106L119 107H121V108H119L118 109ZM125 106V109L123 108ZM188 106H190V107H188ZM201 106V107H200ZM223 106V107H222ZM228 107V109L226 108V107ZM255 106V107H254ZM260 106V107H259ZM2 107V108H1ZM9 107V108H8ZM105 107V108H104ZM114 107V108H113ZM116 107V108H115ZM127 107V108H126ZM159 107V108H158ZM179 107V108H178ZM180 107H182V108H180ZM204 107V108H203ZM232 107L233 108H235V107H237L238 109H236V111L235 110H233L232 109ZM242 107V108H241ZM247 107V108H246ZM147 108H149V110H148V112L146 113V111H147ZM177 109V110H179V111H177V110H175V109ZM186 108V109H185ZM206 109V110H203V109ZM208 108H210V109H212L211 110V112L209 111V114H208V110H210V109H208ZM217 108H219L218 110H217ZM221 108V109H220ZM226 110H225V109ZM240 108L242 109V110H240ZM260 108H262V109H260ZM6 109L8 110V111H6ZM10 109V110H9ZM101 109V110H100ZM106 109V110H105ZM118 109V110H117ZM122 109V110H121ZM124 109V110H123ZM180 109H181V111H180ZM230 109V111H231V113L229 114V112H228V110ZM250 109V110H249ZM253 109V110H252ZM255 109H257V111H255ZM83 110H84V112H83ZM92 110V111H91ZM97 110V111H96ZM104 110V111H103ZM110 110V111H109ZM121 110V111H120ZM135 110V111H134ZM142 110V111H141ZM190 110H191V112H190ZM202 110V112H201V114L199 113L200 111ZM224 112H223V111ZM239 110V111H238ZM3 111V112H2ZM86 111V112H85ZM100 111V113H98ZM125 111V112H124ZM128 111V112H127ZM130 111V112H129ZM144 111V113H142ZM155 114V116L156 117H154L153 116V113ZM189 111V112H188ZM192 111L194 112V114L192 113ZM214 111H217V112H215L214 113ZM219 111H222L221 113L219 112ZM226 111V112H225ZM235 111V112H234ZM243 111V113H241ZM248 111L250 112V113H248ZM2 112V113H1ZM61 112H64V113H61ZM78 112H80V113H78ZM135 112H137V113H135ZM141 112V113H140ZM179 112H181V113H179ZM183 112V113H182ZM187 112H188V114H187ZM212 112H213V114H212ZM247 112V113H246ZM4 113V114H3ZM57 113H59V114H57ZM61 113V114H60ZM66 113V114H65ZM149 113V116L148 115H146V114H148ZM150 113H151V115H150ZM179 113V114H178ZM190 113H192L191 115H190ZM203 113H207L206 114V118H204V114ZM211 113V114H210ZM220 113V114H219ZM233 113V114H232ZM239 113V114H238ZM10 114V115H9ZM137 114V115H136ZM140 116H142V117H140ZM198 114H200V115H202L203 116V118L205 119H203V118H198L197 119V115ZM227 114H229V118L227 117L228 115ZM238 114V116H236ZM241 114V115H240ZM163 115H165V116H163ZM169 117H168V116ZM173 115V116H174ZM177 115V116H176ZM178 115H179V117H178ZM182 115H186V116H188V115H190V117L188 116V117H184V116H182ZM198 116V117H201V116ZM211 115V116H210ZM221 115H223L222 117L223 118H225L224 120L222 119V117H220ZM243 115V116H242ZM245 115V116H244ZM262 115V116H261ZM66 116V117H65ZM72 116V117H71ZM76 116V117H75ZM79 116V117H78ZM137 116H139V117H137ZM148 116V117H147ZM194 116V117H193ZM208 116V117H207ZM213 116V117H212ZM220 117V120H219V117ZM225 116V117H224ZM234 116V117H233ZM258 116H259V118H258ZM70 117V118H69ZM73 117H75L74 119H72ZM148 119H147V118ZM149 117H154V119L156 118V121L155 122H158V123H155V125H157V124H159L160 123V127H162V129L160 128V130H159V128L157 127V126H155L154 125V122L152 121L153 119L152 118H149ZM180 117L182 118L181 119V122L182 123H180V121L177 123V125H175L174 126V128H175V130H174V128H173V123L174 124H176V122L178 121V120H180ZM186 118V119H188L189 121H187L186 122V120L184 119V118ZM192 117V118H191ZM215 117V118H214ZM217 117V118H216ZM227 117V118H226ZM231 117H233V119L231 120ZM256 117V118H255ZM263 117V118H262ZM27 118H31V119H26V120H24V121H26V122H32L33 124L36 122V118H38V115H33V114H27ZM50 118V119H51ZM68 118V119H67ZM166 118H168V119H166ZM177 118H178V120H177ZM208 118H209V121H207L208 120ZM214 118V119H213ZM67 119V120H66ZM144 119V120H143ZM151 119V120H150ZM169 119H171V120H169ZM193 121H192V120ZM203 119V120H202ZM211 119V120H210ZM222 119V120H221ZM229 120V124H230V127H229V125H227V121ZM65 120V121H64ZM145 120H146V122H145ZM164 120V121H163ZM185 120V122H183ZM199 120H201V121H199ZM236 120V121H235ZM239 120H241V121H239ZM246 120V121H245ZM255 120V121H254ZM64 121V122H63ZM150 121V122H149ZM152 121V122H151ZM195 121V122H194ZM196 121H197V123H199L200 122V125H198V126H196V128L195 127H193V126H195L194 124H197L196 123ZM205 121V122H204ZM215 121H218L217 123L215 122ZM260 121V122H259ZM62 122V123H61ZM147 122H148V124L149 123H151L152 124V127H153V125H154V127L152 128L151 127V125L149 124H147ZM164 122H165V124H164ZM169 122H170V125H169ZM203 122V123H202ZM223 122H225V123H223ZM232 122V123H231ZM241 122H242V124H241ZM247 122H251V123H247ZM256 122H257V125H256ZM168 123V124H167ZM187 123H189V124H187ZM190 123H191V125H190ZM202 123V124H201ZM204 123H206L207 124V126L208 127H206V125L204 124ZM246 123H247V127H246ZM65 125V127H64V125ZM66 124H67V128H66ZM71 124L73 125V126H71ZM138 126H137V125ZM161 124H163V125H161ZM181 126H180V125ZM187 125L186 127H184L185 125ZM205 126H204V125ZM221 124H223L227 129H228V131L227 132H225V130H227L224 126H222ZM231 124H233V125H235V126H232ZM255 124V125H254ZM261 124V125H260ZM68 125H70V126H68ZM140 125V126H139ZM142 125V126H141ZM166 125V126H165ZM202 125V126H201ZM218 125V126H217ZM222 126V127H220V126ZM240 125H242V126H240ZM252 125V126H251ZM254 125V126H253ZM163 126H165V127H163ZM169 126H171V127H169ZM178 126L179 127H181L180 129L178 128ZM190 126H191V128H190ZM199 126H200V128H199ZM212 128H215V129H212ZM232 126V127H231ZM239 126V127H238ZM245 126V127H244ZM256 126H258V128L256 127ZM64 127V128H63ZM68 127H71V128H68ZM139 127V128H138ZM142 127H144V129L142 128ZM155 127H157L158 129H156V131H155ZM167 127H168V129L169 130H167V133H166V129H167ZM184 127V128H183ZM202 127H205V131H203V132H205L204 134L203 133H200V132H202V130H204V128L201 130V128ZM225 129H224V128ZM229 127V128H228ZM234 127V128H233ZM241 127V128H240ZM248 127H250L249 129H247ZM254 127V129H252ZM261 127V128H260ZM66 128V129H65ZM148 128H149V130H148ZM165 128V129H164ZM192 129V135L191 136H189L190 134H188V131H190L189 129ZM200 129V130H198V133L199 134H202V135H200L201 136V140H199L200 139V137L198 138V134H197V136H195V134H196V130L195 129ZM219 128V129H218ZM223 128V129H222ZM233 129L232 131L233 132H231L230 130L231 129ZM240 128V129H239ZM243 128V129H242ZM255 128H256V130H255ZM142 129V130H141ZM178 131H177V130ZM188 129V131H186ZM218 129V130H217ZM222 129V130H221ZM245 129V130H244ZM251 129V130H250ZM27 130V131H26ZM28 130H30V131H28ZM55 130H57V127L55 128ZM124 130H125V132H124ZM155 132H154V131ZM159 130V133L157 132ZM162 130V131H161ZM173 130V131H172ZM181 130V132L179 133V131ZM193 130H195L194 132H193ZM238 130L240 131V132H238ZM246 130H248L251 134H249V133H247L248 131H246ZM123 131V132H122ZM127 131V132H126ZM164 131V132H163ZM186 131V132H185ZM218 133H220V134H217V132ZM220 131V132H219ZM230 131V132H229ZM236 131H237V133H236ZM245 131H246V133H245ZM260 131H262V132H260ZM153 132L156 134V132H157V136H155V137H157L156 139H154L155 140V142H153V139H151V138H154V135H152L153 134ZM163 132V134L161 135V133ZM172 132V133H171ZM174 132H175V135H174ZM184 132H185V134H184ZM209 132V134H207ZM224 132V133H223ZM244 132V133H243ZM257 132H259V134L257 133ZM127 135V133H128V135H130V137L132 138V140L130 141V143H129V145L127 144V145H125L124 146V149H122L123 147V145L124 144H122V143H120L119 142V140H120V136L122 137V136H125V134ZM139 135L138 137H137V134ZM168 134L169 136H166V134ZM170 133V134H169ZM215 133V134H214ZM227 135H226V134ZM234 133V134H233ZM257 135H256V134ZM118 134V135H117ZM120 134V135H119ZM147 136H146V135ZM149 134H151V135H149ZM179 134V135H178ZM180 134H182V135H186V137L187 136H189V137H191V138H194L195 140H196V138L199 140V141H202V140H204V139H206V140H204V141H202V143L200 142V144L198 143V140H197V142L195 141V142H193V140H191V138H189V141H187L188 143H193L194 144V146H192V144H189V145H187L188 143H186V140H185V144H186V146H185V144L184 143H182V141H181V143H179L178 142V140L180 139L181 140V136L182 135H180ZM214 134V135H213ZM231 134V135H230ZM247 134V136L246 137H249L247 140L244 138L245 137V135ZM116 135L118 136V138L116 137ZM160 135V137H159V139L160 140H158V136ZM165 135V136H164ZM170 135H171V137H170ZM177 135V137H175ZM193 135H194V137H193ZM204 135V137L205 138H203L202 136ZM212 135H213V137H212ZM218 135H219V138L220 139H218L217 138V141H216V137H218ZM230 135V136H229ZM232 135H234V136H232ZM251 135V136H250ZM29 136H30V134H29ZM144 136V137H143ZM148 136H153V137H151V138H149ZM163 136H164V138H163ZM179 136V137H178ZM210 136V137H209ZM225 136V137H224ZM228 136V137H227ZM237 136V137H236ZM253 136H254V138H253ZM256 136V137H255ZM260 136V137H259ZM262 136V137H261ZM68 137V138H69ZM145 137H147V138H149V141H151V145L152 146H149L150 144H149V142L147 141V138H145ZM165 137H166V139H165ZM168 137V138H167ZM175 137V138H174ZM185 137V138H186ZM196 137V138H195ZM222 137V138H221ZM232 137L233 139L231 140V143H230V138ZM239 137V138H238ZM240 137H241V139L243 140H241L240 139ZM243 137V138H242ZM252 137V138H251ZM30 138H31V136H30ZM115 138V139H114ZM116 138L118 139V142H119V144L121 145H119L118 143H117V140H116ZM143 138H144V140H143ZM178 138V139H177ZM208 138V139H207ZM211 138H212V140H211ZM238 138V139H237ZM18 139V140H17ZM44 139V138H43ZM136 139V140H135ZM164 139H165V143L164 144H166V142L167 141H169V140H171V142L169 143V142H167V143H169V144H166V146L165 145H161V144H163V142H164ZM168 139V140H167ZM174 139L176 140V141H174ZM225 139V140H224ZM261 139H262V142H263V144H262V142H261ZM23 140V141H22ZM27 140H28V142H27ZM98 140H101L102 141V143H103V145H104V147L106 146V149H104L105 151L107 150V148H108V150L110 149V154L108 153L107 154V152H105V157H106V159L104 160V161H102L101 163H100V166L99 167H95V163H96V161H97V159H96V157H98L99 155H98V148H97V144H96V141H98ZM115 140H116V142H115ZM158 140V141H157ZM163 140V141H162ZM167 140V141H166ZM187 140H188V137H187ZM226 140L229 142V146L226 148L225 146L226 145H228L227 143L225 144L224 142H226ZM238 140V141H237ZM256 142V145H258L257 147H255L254 145H255V142ZM258 140H259V142H258ZM25 141V142H24ZM162 141V143H160ZM191 141V142H190ZM212 141L214 142L215 141V143H212ZM115 142V143H114ZM146 142H148V144L145 146V145H143V144H145ZM152 142L155 144V143H157V144H159L160 143V149H162L163 150V148H165V150H169L168 152L170 153V155H169V153L167 152V151H165V150H163V152H161L160 153V151H162V150H160L159 148H157V146H159V145H157V144H155L154 146H153V144H152ZM176 142V144H172V143H175ZM221 142H222V144H221ZM232 142H234V143H232ZM241 144H240V143ZM246 142H248V143H246ZM253 143V144H251V143ZM259 144H258V143ZM31 143V149H29L30 148V146H29V144ZM33 143V144H32ZM111 143V145H112V143L114 144V146L111 148V145H110V148L108 147L109 145L108 144H110ZM116 143L118 144V145H116ZM178 143H179V145H178ZM238 144V145H234V144ZM242 143H243V145H242ZM245 143V144H244ZM140 145V147L141 148H138L139 147V145ZM171 144H172V147H171ZM233 144V145H232ZM108 145V146H107ZM116 145V146H115ZM167 145H170V146H167ZM175 145H177V147L175 146ZM191 145V148L190 147H188L187 148V146H190ZM196 145V146H195ZM200 145V146H199ZM203 147H202V146ZM209 145V146H208ZM212 145H213V148H212ZM249 145V146H248ZM251 145H253L252 147H251ZM260 145V146H259ZM144 146L146 147V149H148L149 147H154V148H156L157 150V152H155V150L153 151V153L155 152V155L153 154L152 155V157H150V159H151V161L149 160V161H147V163H145L146 165H143V167L144 168H142V163H141V159H140V157L138 158V157H136V155L137 154H139L138 156H142L141 154V152H145V148H144ZM148 146V147H147ZM163 146V147H162ZM165 146V147H164ZM180 146V147H179ZM183 146V147H182ZM201 147L200 149H199V147ZM242 146H243V148H242ZM247 146V147H246ZM115 147V148H114ZM129 147V148H128ZM168 147V148H167ZM174 147H175V151H174ZM180 148V150L179 149H176V148ZM186 149H185V148ZM193 147V148H192ZM197 147H198V150H196L197 149ZM211 147V148H210ZM215 147V148H214ZM221 147H222V149H221ZM224 147V148H223ZM241 147V148H240ZM246 147V148H245ZM32 148L34 149V152H33V150H32ZM35 148H38V150H36ZM61 148V149H60ZM121 148V149H120ZM137 148H138V150H139V152H138V150H137ZM144 148V149H143ZM170 148V149H169ZM183 150H182V149ZM194 148H195V150H194ZM209 148L212 150V149H214V150H212V151H216V152H220V153H213L211 150H209ZM233 148V152H234V154H233V152L231 151V149ZM239 148V149H238ZM256 148V149H255ZM259 148H261V149H259ZM57 149H60L61 150V152L62 151H64V152H62V155L63 156H61V157H63L64 159H65V162H66V166H65V164H64V166L65 167H58V166H60V161L58 160L57 161V159H62L61 157H60V155H61V152H59L58 151V153H57ZM63 149V150H62ZM116 149L118 150V151H116ZM141 149V150H140ZM142 149H143V151H142ZM171 149H172V151H171ZM187 149H188V151H187ZM190 149V150H189ZM193 149V150H192ZM219 149H221V151L219 150ZM226 149V150H225ZM32 150V151H31ZM35 150H36V152H35ZM98 150V151H97ZM137 150V151H136ZM182 151V152H184V153H178L177 154V151ZM202 152H201V151ZM222 150H225V151H223L222 152ZM240 150V151H239ZM258 150V151H257ZM31 151V152H30ZM37 151H39V153L37 152ZM41 151V152H40ZM47 151H49L48 153L51 155V153H52V155H54V154H56L57 153V155L59 156V158L57 157V155H54V156H50L48 153H46V155H45V152H47ZM55 151H56V153H55ZM74 151H78L79 153H78V155H74ZM164 151L165 152H167V153H165V154H167V155H165L164 154ZM193 151V152H192ZM196 151V152H195ZM199 151H200V154H199ZM209 151V152H208ZM226 151H228V152H226ZM238 151V152H237ZM243 151H245V153L243 152ZM255 151V152H254ZM261 151V152H260ZM33 152V156H34V158L33 157H31L30 159L31 160H29V158L28 157H30V155H29V153H32ZM144 152H143V154H144ZM172 152H174V154L172 153ZM247 152V153H246ZM250 152V153H249ZM263 152V153H262ZM44 153V154H43ZM100 153V152H99ZM156 153L157 154H159V155H156ZM186 153V155L187 156H184V157H186L187 159V161L185 160V158H184V160H183V155ZM206 153V154H205ZM225 153V154H224ZM228 153V154H227ZM239 153V154H238ZM260 153H262V154H260ZM43 154V155H42ZM60 154V155H59ZM65 154V155H64ZM133 154L135 155V156H133ZM164 154V155H163ZM172 154V155H171ZM175 154H176V156H179V157H175ZM201 156H199V155ZM214 154V156H212ZM237 154H238V156L239 157H242V159L240 158H238V156H237ZM241 154H243V155H241ZM246 154V155H245ZM248 154H249V156H248ZM251 154V155H250ZM260 154V155H259ZM7 155V156H8ZM36 155V156H35ZM42 155V156H41ZM98 155V156H97ZM181 155V156H180ZM207 155V156H206ZM227 155V156H226ZM254 155V156H253ZM259 155V156H258ZM43 156H46V157H48V158H46V157H43ZM112 156V157H111ZM144 156V155H143ZM155 156V157H154ZM158 156V157H157ZM164 156H167V158L166 157H164ZM209 156V158H207ZM231 156V157H230ZM244 156V157H243ZM247 156V157H246ZM253 156V158L255 159H253L252 160V158H250V157H252ZM36 157V158H35ZM41 159H40V158ZM54 157V158H53ZM110 159H109V158ZM113 157H114V159L115 160H113ZM123 157H125L126 159L124 160V158ZM137 159H135V158ZM166 158L165 160H164V158ZM172 157V158H171ZM180 157H182V158H180ZM256 157V158H255ZM258 157H259V160H258ZM260 157H261V159H260ZM39 158V159H38ZM42 158H44L43 159V161L42 162H40L41 160H42ZM50 158V159H49ZM121 158H123V159H121ZM131 158H132V160H131ZM142 158H145V157H142ZM156 158V159H155ZM178 158V159H177ZM179 158H180V160H181V162H180V160H179ZM197 158V159H196ZM199 158V159H198ZM207 158V159H206ZM214 158V159H213ZM216 158V159H215ZM222 158V159H221ZM231 158V159H230ZM239 160H238V159ZM38 159V160H37ZM87 159H90V165L88 166V165H86V160ZM95 159H96V161H95ZM112 159V160H111ZM121 159V160H120ZM131 160V162L132 161H134V164H132V163H130L129 161ZM134 159V160H133ZM210 159V160H209ZM220 159H221V161H220ZM223 159H224V161H223ZM235 159H237V160H235ZM246 159H247V161H246ZM250 161H249V160ZM40 160V161H39ZM63 160V159H62ZM108 160V161H107ZM114 162V164L111 162ZM119 160H120V163H121V161H125V162H127L128 160V162L130 163L129 165L131 166V167H125L124 168V166L122 167V165L120 166V168L118 167L119 166ZM140 160V161H139ZM158 160V161H157ZM163 161V164H161L162 163V161ZM174 160V161H173ZM179 160V161H178ZM194 160H196V161H194ZM200 160V161H199ZM207 160V161H206ZM214 160H215V162H214ZM220 161V162H217V161ZM234 160L235 161H237V162H234ZM241 160V161H240ZM39 161V162H38ZM45 161V162H44ZM47 161V162H46ZM56 161L58 162V166H57V163H56ZM106 161V162H105ZM123 161V162H124ZM156 161V162H155ZM177 163H176V162ZM198 161V162H197ZM227 161V162H226ZM260 161V162H261ZM48 162H50V164L48 163ZM128 162H127V164H128ZM138 162H140L141 163V165H140V163L138 164ZM191 162V163H190ZM253 162H255L254 164H253ZM263 162V161H262ZM262 162H261V164H262ZM43 163V164H42ZM48 163V164H47ZM54 163H55V165H54ZM60 163V164H59ZM104 163H106V165H104ZM109 163H111L112 165H110ZM149 163H150V166H149ZM165 163V164H164ZM174 163H176L177 164V167L175 168L174 167V165L176 166V164H174ZM178 163H181V164H178ZM190 163V164H189ZM193 163V164H192ZM214 163V164H213ZM218 163H220V164H218ZM223 163V164H222ZM232 163V164H231ZM236 163V164H235ZM243 165H242V164ZM101 164H103V165H101ZM135 164H138L137 166L135 165ZM143 164H144V162H143ZM148 164V165H147ZM151 164H154V165H151ZM186 164H188V165H186ZM200 164V165H199ZM204 164V165H203ZM227 166H225V165ZM228 164V165H227ZM240 164V165H239ZM248 166H247V165ZM251 164H253V165H251ZM260 164V163H259ZM259 164H257L258 166H259ZM261 164H260V166H261ZM113 165H115V167L113 166ZM157 165V166H156ZM158 165L159 166H161L162 165V167H158ZM167 165V166H166ZM173 165V166H172ZM180 165V166H179ZM182 165V166H181ZM186 165V166H185ZM191 165H193V166H191ZM197 166V168L196 167H194V166ZM230 165V166H229ZM236 165V166H235ZM239 165V166H238ZM112 166L114 167V168H112ZM153 166V167H152ZM156 166V167H155ZM179 166V167H178ZM207 166V167H206ZM225 166V167H224ZM242 166V168H240ZM250 166V167H249ZM257 166V167H258ZM101 167V168H100ZM110 167L113 169V172L112 171H110L109 169H110ZM119 169H118V168ZM122 167V168H121ZM151 168V169H149V168ZM158 167V168H157ZM166 167H167V170H166ZM172 167V168H171ZM199 167V168H198ZM235 167H236V169H235ZM244 167V168H243ZM245 167H247V168H249V169H247V168H245ZM262 167H264V165L262 166ZM262 167H260V168H262ZM124 168V169H123ZM127 168H130V169H127ZM132 168V169H131ZM142 168V171H144L143 169H145L146 171H144V172H142L140 169ZM159 168H160V170H159ZM171 168V170H169ZM186 168V169H185ZM188 168H189V170H188ZM195 168V169H194ZM204 168V169H203ZM230 168V169H229ZM111 169V170H112ZM118 169V170H117ZM161 169H162V171H161ZM174 169H175V171H174ZM177 169H178V172H177ZM199 169V170H198ZM209 170V171H207V170ZM223 169V170H222ZM228 169H229V172H228ZM236 171H235V170ZM240 169V171H239V173H237L238 172V170ZM120 170H123V171H120ZM127 170V171H126ZM130 170H131V172L133 171V173H130ZM138 170H140V171H138ZM181 170H182V173L180 174V172H181ZM222 170V171H221ZM126 171V172H125ZM170 171V172H169ZM180 171V172H179ZM186 171H189V172H186ZM211 171V172H210ZM241 171H242V173H241ZM246 172V173H244V172ZM250 171H251V174H250ZM260 171V170H259ZM262 171H264V169L262 168ZM117 172V173H116ZM122 172H124V173H122ZM128 172V173H127ZM158 172V173H157ZM162 172V173H161ZM185 172V173H184ZM219 172V173H218ZM220 172H222V174L220 173ZM227 172V173H226ZM111 173V174H110ZM114 173H116V175H114ZM122 173V174H121ZM159 173H160V176L162 177H160V176H157V174L159 175ZM165 173V174H164ZM166 173L168 174V175H166ZM170 173V174H169ZM184 173V174H183ZM204 173V174H203ZM224 173H225V175H224ZM234 173V174H233ZM236 173H237V175H236ZM113 174V175H112ZM128 174V175H127ZM130 174V175H129ZM156 174V176H154ZM198 174V175H197ZM206 174V175H205ZM245 174V175H244ZM247 174H248V176H247ZM94 175V176H93ZM112 175V176H111ZM152 176V177H154V180H151V179H153L152 177L150 178V176ZM162 175H166V177L164 178V176H162ZM203 175V176H202ZM220 175V176H219ZM233 175H234V177H233ZM236 175V176H235ZM251 175V177H249ZM256 175H257V177H256ZM259 175V176H258ZM263 175V178H262V182L261 181H258V180H256V179H259L260 178V180H261V176ZM24 176L26 177V178H28L27 179V181L25 182V183H27V185H26V190H24V193L22 194L23 196L22 197H19V196H17V192H16V188L22 183V181H23V178H24ZM89 176H93L92 177V179L93 180H91L90 178H89ZM116 177V181H115V177ZM169 176V177H168ZM199 176V177H198ZM239 176V177H238ZM255 176V177H254ZM114 177V178H113ZM157 177H159V179L160 180H158V178ZM168 177V178H167ZM201 177V178H200ZM230 177V178H229ZM241 177V178H240ZM242 177H244V178H242ZM247 177H249V178H247ZM259 177V178H258ZM51 178H52V181H54V183L55 184H61V183H65L66 184V188L69 190V192H70V194H65L64 196H63V198H62V202L61 203H59L58 205H56L55 207L56 208H53L52 210H54V211H51V212H47L48 210H46L45 211V207L42 205V204H39L38 206L37 205H35L33 202L35 201V199L34 198H36L37 197V195L35 194V189H36V187L34 186V183L35 182H39L40 184H41V182L43 183V185H49V184H51L52 183V181H51ZM110 178H111V180H112V182H114V184L116 185V183H117V185L115 186V185H113L112 186V184L110 183ZM113 178V179H112ZM166 178H167V180H166ZM200 178V179H199ZM224 178H226V179H224ZM237 178V179H236ZM252 179V181H251V179ZM25 179V178H24ZM149 179V181H147ZM155 179H157V181H155ZM164 179V180H163ZM204 179V180H203ZM209 180L208 182L206 181V180ZM228 179H230V180H228ZM234 179V180H233ZM246 179H248V180H250L249 182H248V180H246ZM91 180V181H90ZM233 180V181H232ZM239 180H240V182H239ZM255 180H256V182H255ZM118 181V182H117ZM145 181H147V182H145ZM152 182V183H150V185H153V184H155V185H153L154 187H152V186H149V188H148V186H147V190H143V189H141V187L143 188L145 185H148L149 183L148 182ZM155 181V182H154ZM161 181H163V182H161ZM257 181H258V184L257 185H255L256 183H257ZM109 182V184H110V186H112V187H114L115 186V189L114 188H111L110 187V189H109V191H111V192H109L108 191V189L107 188H105V185H107V183ZM143 182H145V183H147V184H142ZM227 182V183H226ZM232 182V183H231ZM239 183V184H236V183ZM248 182V183H247ZM261 182V183H260ZM33 183V184H32ZM119 183V184H118ZM136 183H138L137 184V187L139 188V190H140V192H138L137 191V189H135L134 188V186L136 185ZM208 183V184H207ZM230 183H231V186H230ZM28 184H29V186H28ZM31 184V185H30ZM36 184V183H35ZM109 184H108V186H109ZM135 184V185H134ZM160 184V185H159ZM206 184V185H205ZM241 184V185H240ZM32 185L34 186L33 187V189H32V191H27V190H31L30 189V187L32 188ZM139 185H141V186H139ZM249 185V186H248ZM251 185V186H250ZM259 185V186H258ZM28 186V187H27ZM101 186H103V189H106L105 190V192H104V190H101ZM158 186V187H157ZM203 186V187H202ZM205 186V187H204ZM237 186V187H236ZM246 186H248V187H246ZM254 186H255V188H254ZM258 186V187H257ZM146 187V186H145ZM144 187V188H145ZM239 187V188H238ZM253 187V188H252ZM261 187V188H260ZM150 188H154V190L153 189H150ZM231 188V189H230ZM249 188H252L253 190H249ZM24 189H25V186H24ZM114 190V193L112 192L113 190ZM149 189V190H148ZM203 189H205V190H203ZM248 191H247V190ZM137 192H136V191ZM150 190H153V191H150ZM246 190V191H245ZM106 191H108L107 192V194L108 195H106ZM145 191H147V192H145ZM247 193V192H252V193H248V194H246L245 195V192ZM261 191V192H260ZM25 192H26V194H25ZM28 192V193H27ZM102 192H104V193H102ZM255 192V193H254ZM259 192V193H258ZM141 194V196H139V199H138V196H136V194ZM237 193V194H236ZM28 194V196H26ZM102 194H105V196H103ZM113 194V195H112ZM232 194V195H231ZM240 194V195H239ZM250 194H251V197H250ZM252 194L254 195V196H252ZM74 195V196H73ZM102 195V196H101ZM245 197H244V196ZM257 195V196H256ZM238 196V197H237ZM249 198L248 200H249V202L252 200L251 198H253V200H252V202H254L253 204H252V202H250V203H245V205H247V206H245V209H246V211L248 212L247 213V215L249 216H247V217H242V218H244L243 220H244V222H245V218H247V220H246V222H245V224L246 225H251L250 223H251V221H252V218H254L255 220H257L258 221V224H259V222H260V226H261V228L259 229L258 228V226L259 225H257V223H254L255 222V220H254V222H252L253 223V226L252 227H249V228H247V229H249V230H245V232L243 233L245 236H246V238L247 239H250L247 243L245 242V236H243L242 234L239 236L238 235V232H236V231H234V234H236V236L233 234V231H229L230 233H232V234H230V233H228V231L227 230H225L226 232H225V234L222 236L221 235V237H220V234H223L224 233V228L226 227V222L224 221V220H226V219H228V221L230 222V221H234V219H238V217H240V216H238V211H239V207H242V208H244L243 207V204H244V201H247L245 198H247V197ZM261 196H262V199H261ZM105 197V200L103 199ZM116 197H118V198H116ZM120 197V198H119ZM134 197V199H132ZM240 197V198H239ZM16 199V198H18L16 201H12L11 199ZM28 198V199H27ZM226 198V199H225ZM231 198H235L234 200L233 199H231ZM245 200H244V199ZM259 198L261 199V200H259ZM22 199V200H21ZM37 199V198H36ZM102 199H103V201H102ZM115 199H116V201H115ZM121 199H122V201H121ZM125 199V200H124ZM239 200V203H238V200ZM242 199V201L240 202V200ZM256 199H257V201H256ZM27 200H29L28 202H27ZM107 200L108 201H111V202H108L109 204H110V206L109 207H107L106 208V206H104V204H108V203H106L107 202ZM131 200L133 201V202H131ZM139 202H138V201ZM230 200V201H229ZM236 200V201H235ZM135 201H136V203L138 202V204H135ZM225 203H224V202ZM99 202H102V203H100V205H99ZM116 202V203H115ZM131 202V203H130ZM221 202L223 203V204H221ZM227 202V203H226ZM229 202H231V203H229ZM241 203H243V204H241ZM256 203H259V204H257L256 205ZM262 203V202H261ZM263 203H264V201H263ZM262 203V204H263ZM72 204V205H71ZM102 204H103V208L101 207L102 206ZM113 204H115L113 207H111ZM221 204V205H220ZM226 204H228L229 206H227ZM235 204V205H234ZM35 205V206H34ZM69 205H71L72 207L74 206V208H73V212L72 213H70L69 211H70V209H71V211H72V208H68L69 207ZM138 205H140V206H138ZM217 205V206H216ZM230 205H232V206H230ZM240 205H242V206H240ZM250 205H252L251 207H249ZM255 205V206H254ZM126 206V207H127ZM131 206V205H130ZM259 206H261V204L259 205ZM98 207H101L103 210H100L101 212H104V210L105 211H107V214H106V212H105V214L104 213H102V215H101V212L99 211L98 212ZM105 207V208H104ZM111 207V208H110ZM143 207V208H142ZM217 207V208H216ZM221 207V208H220ZM59 208H60V210H59ZM223 208V209H222ZM225 208V209H224ZM229 208H231V209H229ZM248 208V209H247ZM252 208V209H251ZM253 208H254V210H253ZM122 209V210H121ZM135 209H136V211H135ZM229 210V212L227 213V211ZM236 209V210H235ZM241 209V208H240ZM250 209V210H249ZM263 209V208H262ZM55 210H59L58 212H56ZM66 210H69V211H66ZM112 210V211H111ZM126 210V209H125ZM225 210V211H224ZM232 210H235V212L234 211H232V212H234V213H232L231 211ZM249 210V211H248ZM61 211H63V212H61ZM65 211V212H64ZM147 211H149V212H147ZM238 213H237V212ZM264 211V210H263ZM53 212V213H52ZM147 213L146 215H144V213ZM201 212V213H200ZM225 214H224V213ZM251 212V213H250ZM255 212V213H254ZM99 213V214H98ZM197 213V214H196ZM200 213V214H199ZM218 215H217V214ZM250 213V214H249ZM254 213V214H253ZM125 215H126V213H124ZM131 214H133V215H131ZM199 214V215H198ZM216 214V215H215ZM223 214V215H222ZM251 214H253V215H251ZM99 215H101L102 216V219H104V220H102V219H100V216ZM106 215V216H105ZM119 215V216H118ZM197 217H196V216ZM222 215V216H221ZM231 215V216H230ZM105 216V218H103ZM132 216V217H131ZM146 216V217H145ZM200 216V217H199ZM220 216V217H219ZM229 216V217H228ZM252 216V217H251ZM123 217V216H122ZM196 217V218H195ZM208 217V218H207ZM214 217V218H213ZM219 217V218H218ZM222 217V218H221ZM223 217H224V219H223ZM226 217V218H225ZM235 217V218H234ZM127 218V219H126ZM154 219V221H156V222H154L153 221V219ZM204 219V220H201V219ZM213 218V219H212ZM251 218V219H250ZM101 221H100V220ZM120 219H123V218H120ZM119 219V220H120ZM135 219V220H134ZM152 219V220H151ZM181 219V220H180ZM184 219V220H183ZM200 219V220H199ZM233 219V220H232ZM236 219V220H237ZM263 219V220H262ZM197 220H199V222H196L197 223V225H199L198 227H197V225L194 223L195 221H197ZM216 220V221H215ZM217 220H218V223H217ZM221 220L222 221H224V222H221ZM239 220H240V218H239ZM242 220V221H243ZM262 220V221H261ZM101 223H100V222ZM121 221V220H120ZM184 223H183V222ZM209 221V222H208ZM211 221V222H210ZM215 221V222H214ZM227 221V220H226ZM228 221H227V223H228ZM249 221H250V223H249ZM112 222H113V224H112ZM203 222H206V223H203ZM213 222V223H212ZM220 222V223H219ZM240 222V221H239ZM244 222H242V223H244ZM95 223H97L98 224V226L95 224ZM104 223V222H103ZM117 223V224H116ZM135 223H136V225H135ZM183 223V224H182ZM198 223H200V224H198ZM215 223H217V224H215ZM221 223H224V226H223V228L221 227ZM231 223V222H230ZM248 223V224H247ZM99 224L100 225H102V229H101V226H99ZM196 226H195V225ZM209 226H208V225ZM216 225V226H214V225ZM229 224V223H228ZM95 225V226H94ZM183 225H184V227H183ZM204 225H206V226H208V227H206V229L208 230H206L205 229V227H204ZM263 225V226H262ZM107 226H108V224H107ZM200 226H201V229H200ZM255 226H257L256 227V229H258L257 231H255L256 229H255ZM259 226V227H260ZM100 227V229H98ZM110 227H108V228H110ZM131 228V227H133L132 228V230L130 231L129 229L127 230V229H125V228ZM190 227V228H189ZM195 227V228H194ZM212 227V228H211ZM221 229H220V228ZM228 227V226H227ZM254 227V228H253ZM118 228V229H117ZM204 228V229H203ZM214 228H216L215 230H214ZM121 229H123V230H121ZM124 229L125 230H127V231H124ZM201 231H200V230ZM211 229H213V230H211ZM218 229L220 230V234L219 233H217V232H219L218 231ZM254 229V231L255 232H257L256 234L259 236V238H256L257 236H256V234H255V232L252 234V230ZM120 230H121V232H120ZM217 230V231H216ZM94 231V232H95ZM111 231V232H110ZM124 231V232H123ZM199 231V232H198ZM204 233H203V232ZM212 231V232H211ZM214 231H216V232H214ZM251 231V232H250ZM95 232V233H96ZM117 232H120V234L122 235V234H125V237H124V235H123V238H126L125 239V243L123 242L124 241V239H123V244L124 245H122V242H117V241H121V240H117L118 238H119V236H120V234H118ZM201 232V233H200ZM246 232H247V234H246ZM259 232V233H258ZM52 233V234H51ZM208 233V234H207ZM214 233H217V235L215 236V237H217L218 238V236H219V238L218 239H215V241H214V239L212 238V237H214ZM262 233V234H261ZM35 234V235H34ZM36 234H38V237H40V235H41V237L40 238H43L44 240H42V239H38V237H37V235ZM47 234V236L49 237V240L47 239L48 237H46L45 236V238H44V236L43 235H46ZM116 234H118V238H116L117 237V235ZM202 234H203V236H202ZM212 234V235H211ZM255 234V238H256V241H255V238L252 236V235H254ZM262 236H261V235ZM19 235H20V240H18V241H21L19 244H23L24 245V241L26 240V238L27 239H30L29 237H31V239H32V236H33V238H37L36 239V241L38 240V242L40 243V240L42 241L41 243H42V245L40 244H38V242H36L35 240H33L32 239V242L30 243V241L31 240H28L29 241V243H30V248L28 247L27 248V246H26V249L28 250V249H30V251H33L32 249H34V247L37 249V250H35L34 252H29V250L28 251H20V253H19V247H18V244L17 245H15V247L13 246V245H10V244H12V242H14L15 244L16 243H18V241H14V240H16V238H19ZM52 237H51V236ZM88 235H89V237H88ZM96 235V236H97ZM100 235V236H99ZM111 235V236H110ZM237 235L239 236V237H237ZM17 236V237H16ZM23 236V237H22ZM36 236V237H35ZM210 236V237H209ZM251 236H252V238H254V239H251ZM261 236V237H260ZM24 237H26L25 238V240L23 239ZM81 237H82V239H81ZM111 237V238H110ZM23 239V241H22V239ZM53 238V239H52ZM122 237L120 236V238L119 239H121ZM239 240H238V239ZM245 238V239H244ZM79 239H81V240H79ZM240 239H243V240H240ZM6 240V241H5ZM13 240V241H12ZM46 240H47V242L49 243V244H47V242H46ZM104 240L102 241L103 243H105L104 242ZM113 240V241H112ZM211 240H213L214 242H211ZM238 242H237V241ZM84 243H86V244H82V242ZM112 241V242H111ZM252 241H254V242H252ZM44 242V243H43ZM216 242V243H215ZM26 243V242H25ZM28 243V242H27ZM36 243V244H35ZM77 243H79V244H77ZM88 243V244H87ZM107 243V242H106ZM106 243H105V245H106ZM107 243V244H108ZM118 243V244H117ZM213 243V244H212ZM234 243H237L236 245L234 244ZM240 243V244H239ZM6 244V245H5ZM31 244H34V245H32V247H31ZM263 244V245H262ZM26 245V244H25ZM25 245L23 246V249L24 250H26L24 247H25ZM39 245V246H38ZM80 245V246H79ZM82 245V246H81ZM88 245H89V248H88ZM92 245V244H91ZM98 245H100V243H98ZM104 245V246H105ZM235 245V246H234ZM259 247H258V246ZM11 246V247H10ZM20 246V245H19ZM22 246V245H21ZM34 246V247H33ZM86 246V247H85ZM119 246V247H120ZM239 246H237L238 248H240ZM249 246V245H248ZM247 246V247H248ZM261 246V247H260ZM98 247V248H97ZM106 247V246H105ZM236 247V248H237ZM242 248L243 249V251H244V249H247L248 250V248ZM1 248H2V251H1ZM7 248V249H6ZM10 248H11V250H10ZM21 248V247H20ZM123 248H125L124 250H123ZM237 248V249H238ZM256 248L258 249V250H256ZM14 249H17L18 251H16L18 254L16 255V252H14ZM22 249V248H21ZM20 249V250H21ZM96 249V250H95ZM261 249H263V250H261ZM8 251V252H11V254L10 253H8V252H5V254H3V252L4 251ZM92 250L94 251V252H92ZM119 250V251H118ZM234 250H236V249H234ZM240 250V251H239ZM261 250V251H260ZM96 251V252H95ZM116 251V250H115ZM239 253H238V252ZM237 251H233V252H237V254H239L240 256H241V254L243 253L242 251H241V248L240 249H238ZM246 251V250H245ZM29 252V254H27V253ZM91 252L93 253V254H91ZM106 252V251H105ZM241 252V253H240ZM252 252V253H253ZM260 252H261V254H260ZM6 253H8L7 255H6ZM95 253V254H94ZM245 253V252H244ZM12 254H13V256H12ZM114 254V253H113ZM246 254V255H247ZM104 257H103V256ZM117 255V256H118ZM249 255H250V257H249ZM10 256H12V257H10ZM102 256V257H101ZM106 256V257H107ZM108 256V257H109ZM148 257V258H147ZM239 257V258H238ZM242 258V257H241ZM104 259V260H103ZM243 259H242V261H243ZM141 260V261H140ZM141 263H140V262ZM241 261V260H240ZM241 261V262H242ZM112 262H110L109 264H111ZM118 262H117V264H118ZM114 263H112V264H114ZM144 263V262H143ZM146 263H144V264H146ZM243 263V262H242ZM241 263V264H242ZM244 264V263H243Z\"/></svg>", "mask_w": 264, "mask_h": 264}, {"label": "bare ground", "instance_id": "obj_2", "mask_svg": "<svg viewBox=\"0 0 264 264\" xmlns=\"http://www.w3.org/2000/svg\"><path fill=\"white\" fill-rule=\"evenodd\" d=\"M3 1L5 2V0H3ZM93 1H94V0H92V1H90V0H89V1H88V0H7V1L5 2L7 6H5V3L3 4V2H2V6H3L4 8H5V7H6V8L9 7L12 13H11V19H9L10 21H9V22H4V23H7V24H5L4 26L2 25V24H4V23L2 22V24H1V26H0V66L2 65V68H0V105L3 106L2 103H1V102H3L4 106H3V108H2V107H1V108H2L3 111H4V110H5V109H4L5 106L8 104L9 107H10V109H11V113L17 115L18 119L21 121V122H20L21 124H20L19 126H17V130H16V133H17V137H18V139H20V140H21V138H23V140L28 139V140L31 142L30 139H32V136H33L32 134H34L33 132H35V131L38 130V133L35 132V134L37 135V137L35 136V134H34V136H35V139H37V138L39 139V142H38V143H41V142H42L40 145H42L41 147H42L43 150H44V149L46 148V146H47V145L45 144V141H44V140H45V137H46V136H45L46 134L49 135V134L51 133V134L55 137V139H58V140H59L60 143H64V142L66 143L67 140H68V141L70 140V137H69L70 134L68 135L67 132L63 131L64 129H63V130H58V128H59L60 125H59V126H55V124H54V122H53L54 120L51 118L52 113H54V112H60V111H63V110H64V112L67 113V111L69 110L70 113L73 112V114H74L75 111H72L71 109H77V111H78V109H79V111H80V109H81V108H84V107H85V108L87 107V109H90V107H92V109H93L94 107L96 108L97 106H99L98 104H99V100H100L101 97H102V92H103V90H105V88H107V89L109 90L108 92H110V90H111L110 88L106 87V85H107V84H106V81L109 80V79H106V78H105L106 80H101L102 82L105 81V87H104V84H103L100 80H99L100 82L98 83V80H97V79L100 78V77L102 78L103 75H104V73H103L104 71H101V72H100V70H102V65H103L102 63H103V62L105 63V65H103L104 68H105L106 66L109 67L110 65H109V64L106 65V62H107V63H108V62H111V61H109L110 59L113 61V58L115 57V55L118 56V57H116V58H119V56L122 57L121 55H123V54H122V49H121V47H122V46H125L124 48H126V46H127L128 44H130L129 47H131V45H132V43H133V42H132V39H133L132 36H134V35H132V34H136L135 32H137V31L134 32V28L131 29V30H133V33H131L132 36H131V37H128L127 39H129V38H132V39H129L130 42H128L127 39H126V41H123L124 45H121V47H120V49H121V51H119V52H120V53H119L120 55H119V54H113L112 52H111L112 54H111V53H109L108 55L105 54V52H103V51H101V50H103L104 47H105V46H104V44H105L104 41H106V40H104V38H105V37L108 38V36L106 35V33H107L108 29H110L109 27H111L114 23L119 24V23H118V19H121L120 16H123V13H121V12H124V11H125V10H123V9H124V8L126 9V7H127V5H128L129 2L127 3V1H126V6H124L123 4H121V6L123 5V9H122V7L119 6L118 4H117V5L119 6V8L113 6L116 10H115V9H111V8H113V7L111 6L110 9L108 8L107 13H106V11L104 12L103 10H104V9H107V8H105V7L109 6V5L112 4V3H109L108 1H104V0H102V1H104L105 3L102 2L101 0H100V1H99V0H95V1H96V4L100 5L101 7L103 6V5H101V4H102V3L104 4V6H103L104 9L102 8V9H103V10L101 9L102 11H101V10L98 11V9H99L100 6H97L98 9L95 8L96 6H94L95 3H94ZM97 1H98V2H97ZM113 1H114V0H113ZM115 1H116V0H115ZM115 1H114V2H115ZM134 1H135V0H134ZM147 1H148V0H147ZM149 1H150V4H151V0H149ZM152 1H154V0H152ZM157 1L159 2L160 0H157ZM161 1H162V0H161ZM163 1H164V0H163ZM163 1H162V2H163ZM166 1H168V0H166ZM171 1H172V0H171ZM174 1H177V0H174ZM192 1H194V0H192ZM205 1H206V0H205ZM209 1H210V0H209ZM217 1H218V0H217ZM222 1H223V0H222ZM242 1H243V0H242ZM245 1H246V0H245ZM254 1H255V0H254ZM263 1H264V0H263ZM106 2H108L109 5H107ZM110 2H112V1L110 0ZM120 2H121V1H120ZM139 2H140V1H139ZM144 2H146V0H144ZM155 2H156V1H155ZM162 2H161V4H162ZM168 2H169V1H168ZM168 2H167V3H168ZM220 2H221V1H220ZM225 2H227V1L225 0ZM225 2H224V3H225ZM228 2H229V1H228ZM248 2H249V0H247V3H248ZM93 3H94V4H93ZM100 3H101V4H100ZM115 3H116V2H115ZM118 3H119V2H118ZM122 3H123V2H122ZM124 3H125V2H124ZM140 3H141V2H140ZM148 3H149V2H148ZM210 3H211V2H210ZM212 3H213V2H212ZM216 3H217V2H215V4H216ZM221 3H222V2H221ZM229 3L231 4L232 2H229ZM229 3H227V4H229ZM240 3H241V2H240ZM240 3H239V6H240ZM250 3H251V1H250ZM132 4H133V3H132ZM138 4H139V3H138ZM146 4H147V3H144V5H146ZM163 4H164V3H163ZM235 4L237 5V3H235ZM235 4H232V5H235ZM252 4H253V3H252ZM252 4H251V5H252ZM0 5H1V4H0ZM105 5H106V6H105ZM113 5H114V4H113ZM130 5H131V4H130ZM141 5H143V3H141ZM153 5H154V2H153ZM156 5L158 6V3H157V2H156V4H155V6H156ZM159 5H160V4H159ZM164 5H165V4H164ZM206 5H207V4H206ZM206 5H205V6H206ZM217 5H219V4L217 3ZM241 5H244V3H241ZM255 5H256V3H255ZM255 5H254V6H255ZM115 6H116V5H115ZM132 6H133V5H132ZM150 6H152V5H150ZM150 6H149V7H150ZM176 6H177V5H176ZM200 6H201V5H200ZM202 6H203V5H202ZM208 6H210V5L208 4ZM220 6H221V5H220ZM91 7L94 8L93 12H95V10H96V11H98L99 14H98V13H95V14L98 15V16L96 15L97 18H98L97 20H96V18H95V19L92 18L93 21H92L91 19H90V21L87 19V21H89V24H90V22L93 23L94 20H96V21H95L93 24H90L91 26H90L89 28H87L88 26L86 27V28H87V31H86V32H87V35H85V39H84L85 41H82L83 44H84V47L81 45L82 43H80V41H79V43H77L76 45H75V44L70 45V40H71V43H75V42L78 41V40H73L69 34H68V36H66V35H65V34H66L65 32H66V31H67V33L71 32L70 30L73 29V27H74V25H72V24H75V26H76L75 19H76V22H78V23L80 24V26H81V24L83 25V22L80 21V20H81V18L84 17L85 15H86V16L88 15V14H86L87 11H89V12H87V13H89V14L91 13L90 10H89ZM109 7H110V6H109ZM133 7H134V6H133ZM142 7H143V6H142ZM206 7H207V6H206ZM213 7H214V6H213ZM223 7H224V6H223ZM223 7H222V9H221V8H220V9L223 10ZM229 7H230V5H229ZM233 7H234V6H233ZM233 7H232V8H233ZM245 7H246V6H245ZM262 7H263V6H262ZM130 8H131V7H130ZM137 8H138V6H137L136 9L134 10L135 12H136V11H137V12L139 11V10H137ZM145 8H146V6H145ZM147 8H148V7H147ZM147 8H146V9H147ZM153 8H154V6H153ZM156 8H157V7H156ZM156 8H155V9H156ZM158 8H161V7H158ZM158 8H157V9H158ZM207 8H208V7H207ZM210 8H211V7H210ZM210 8H209V9H210ZM226 8H228V7L226 6ZM226 8H224V9H226ZM7 9H8V8H7ZM119 9H120V10H119ZM121 9H122V11H121ZM128 9H129V7H128ZM128 9H126V10H128ZM132 9H133V8H132ZM139 9H140V8H139ZM202 9H203V8H202ZM214 9H215V8H214ZM233 9H235V8H233ZM237 9H240V8L237 7ZM237 9H236V10H237ZM244 9H246V8H244ZM247 9H248V8H247ZM253 9H254V8H253ZM255 9H256V8H255ZM8 10H9V9H8ZM79 10H80V11L85 10L86 12L84 11V13H83L84 15H83L81 18H79V19L77 20V17H79V14H78L77 17H76V14L78 13ZM112 10L115 11L116 13H115V12H112ZM148 10H149V8H148ZM148 10H147V11H148ZM150 10H151V8H150ZM204 10H205V9H204ZM211 10H212V9H211ZM215 10H216V11H215V14H216L217 9H215ZM230 10H232V9H230ZM241 10H242V9H241ZM256 10H257V9H256ZM262 10H263V12H264V8H262ZM91 11H92V9H91ZM108 11H110V12H108ZM120 11H121V12H120ZM132 11H133V10H132ZM141 11L143 12V10H141ZM144 11H145V10H144ZM153 11H156V10H153ZM157 11H158V10H157ZM157 11H156L155 13H158ZM225 11H226V10H225ZM232 11H233V10H232ZM232 11H231V12H232ZM247 11H248V10H247ZM247 11H246V12H247ZM253 11H254V10H253ZM93 12H92V14H93ZM102 12H104L103 15L100 14V13H102ZM117 12H118V13H117ZM135 12H134V13H135ZM142 12H141V13H142ZM202 12H203V10H202ZM205 12H206V11H205ZM207 12H208V10H207ZM221 12H222V11H221ZM226 12H227V11H226ZM231 12L228 11V13H230V14H228V16H231V14L234 15V13H231ZM248 12H250V11H248ZM260 12H261V11H260ZM109 13H111V14L114 13V14L110 15ZM125 13H127V12H125ZM143 13H144V12H143ZM145 13H146V12H145ZM147 13H148V12H147ZM150 13H154V12H152V11L150 12V11H149V14H150ZM159 13H160V12H159ZM166 13H167V11H166ZM166 13H163V14H166ZM250 13H251V12H250ZM256 13H257V12H256ZM8 14H9V13H8ZM92 14H91V15H92ZM116 14H117V16H114V15H116ZM118 14H119V15H118ZM121 14H122V15H121ZM137 14H139V13H137ZM161 14H162V13H161ZM171 14H172V13H171ZM199 14H200V13H199ZM203 14H204V13H203ZM215 14H214V15H215ZM217 14H218V12H217ZM219 14H220V13H219ZM80 15H81V12H80ZM93 15H94V14H93ZM127 15H128V14H127ZM127 15H125V16H127ZM133 15H134V14H133ZM139 15H140V14H139ZM143 15H144V14H143ZM143 15H141L142 19H143ZM169 15H170V14H169ZM204 15H205V14H204ZM207 15H208V14H207ZM207 15H206V16H207ZM212 15H213V12H212ZM233 15H232V16H233ZM244 15H245V14H244ZM96 16H95V17H96ZM129 16H130V15H129ZM136 16H138V15L135 14V17H136ZM149 16H150V15H149ZM149 16H148V17H149ZM152 16H153V14H152ZM156 16H157V15H156ZM164 16H165V15H164ZM171 16H173V15H171ZM198 16H199V15H198ZM219 16H220V15H219ZM232 16L229 17V19H227V18H228L227 16H226V17H227L226 19H225V18L223 19V18H221V17H217V16H215V17H217V19H215V18L212 16V17L209 18V19H210L209 21L206 20V18H208V17H205V20L208 22V25L205 24V26L208 27V29L210 30V32H211V30H212V32H213V30L215 31V33L213 32V35H212V32H211V33H209V35H207V37H208V36H213V38H216L215 36H217V38H218V36L220 35L219 33L222 32V28H225V27H224L225 23H228V24H229V22H231L232 19L230 20V18H232ZM246 16L248 17V15H246ZM246 16H243V17H246ZM89 17H90V16H89ZM127 17H128V16H127ZM127 17H122V18H123V19H124V18L127 19ZM132 17H133V16H132ZM141 17H140V19H141ZM160 17H161V16H160ZM162 17H163V15H162ZM162 17H161V18H162ZM166 17H167V16H166ZM199 17H200V16H199ZM243 17L241 16L242 20H240L237 24H236V21H237V20L235 19L236 21H234V22H235L234 25L237 26V27L235 26V27H236V28H235L236 30L239 29V31H240V28H241V29H244V28H242V26H244L245 24L247 25V23H245V21H243ZM249 17H250V16H249ZM261 17H262V16H261ZM87 18H88V17H87ZM150 18H151V16H150ZM154 18H156V17H154ZM154 18H152V22H153V21L155 22V19H154ZM164 18H165V17H163L162 19H164ZM201 18H202V17H201ZM201 18H200V19H201ZM203 18H204V17H203ZM203 18H202V19H203ZM256 18H257V16H256ZM262 18H264V16H263ZM73 19H74V20H73ZM126 19H125V21H126ZM130 19H131V17H130ZM134 19H135V18H133V20H134ZM136 19H137V17H136ZM136 19H135V20H136ZM142 19H141V20H142ZM147 19H148V18H147ZM162 19H161V20H162ZM197 19H198V18H197ZM202 19H201V21H202ZM249 19H250V18H249ZM84 20H85V19H84ZM121 20H122V19H121ZM135 20H134V23H135ZM137 20H139V19H137ZM137 20H136V21H137ZM198 20H199V19H198ZM224 20H226V21L230 20V21L225 22ZM244 20H245V19H244ZM247 20H248V18H247ZM79 21H80V22H79ZM87 21H84V22H85V25H86V23H87V25H88V22H87ZM116 21H117V22H116ZM119 21H120V20H119ZM123 21H124V20H122L121 23H123ZM131 21H132V20H131ZM146 21H147V20H146ZM149 21H150V20H149ZM157 21H158V20H157ZM201 21H200V22H201ZM206 21H204V23H205ZM249 21H250V20H249ZM251 21H252V19H251ZM255 21H256V20H255ZM257 21H258V20H257ZM73 22H74V23H73ZM81 22H82V23H81ZM142 22H143V21H142ZM142 22H140V23H142ZM154 22H153V23H154ZM163 22H164V21H163ZM224 22H225V23H224ZM259 22H260V21H259ZM121 23H120V24H121ZM131 23H132V22H131ZM134 23H133V24H134ZM144 23H145V19H144ZM254 23H255V22H254ZM254 23H253V24H254ZM257 23H258V22H257ZM260 23H261V22H260ZM116 24H114V25H115V28H116ZM126 24H127V23L125 22V25H126ZM133 24H132L131 26H133ZM147 24L149 25L148 22H147ZM147 24H146V25H147ZM150 24H151V25L148 26V27H149V30L151 29L150 27H152V23H150ZM157 24H158V23H157ZM193 24H194V22H193ZM198 24H199V23H198ZM200 24H201V23H200ZM220 24H222L223 26L220 25ZM232 24H233V23H232ZM249 24H250V23H249ZM114 25H113V26H114ZM125 25H124V28H125ZM143 25H145V24H143ZM143 25L141 26V28L144 27ZM159 25H160V24H159ZM196 25H197V24H196ZM201 25H203V24H201ZM201 25H200V26H201ZM250 25H251V24H250ZM24 26H26V28H25ZM80 26H78V24H77V27H80ZM113 26H112V27H113ZM118 26H119V25H118ZM118 26H117V28H118ZM134 26H135V25H134ZM134 26H133V27H134ZM138 26H139V22H138V25H137V22H136V29H137ZM154 26H155V28H156V25H155V24H154ZM157 26H158V25H157ZM162 26H163V25H162ZM203 26H204V25H203ZM218 26H219V27H218ZM221 26H222V27H221ZM232 26H233V25H232ZM232 26H231V28H232ZM251 26H252V25H251ZM254 26H255V24H254ZM77 27H74V28H77ZM84 27H85V26H84ZM84 27H83V29H84V31H85L86 29H85ZM129 27H130V26H129ZM129 27H128V29H129ZM158 27H159V26H158ZM197 27H198V26H197ZM207 27H206V28H207ZM209 27H210V28H209ZM226 27H228V26L226 25ZM233 27H234V26H233ZM244 27H245V26H244ZM252 27H253V26H252ZM24 28H25V30H27V28H28V30L32 31V34H30L31 32L29 31L30 33H29L28 35H23L25 32L22 33V32H20V31H21L22 29H24ZM80 28H82V27H80ZM107 28H108V29H107ZM122 28H123V27H122ZM139 28H140V26H139ZM139 28L137 29L138 31H139ZM153 28H154V27H152V29H153ZM162 28H164V27H162ZM162 28H161V29H162ZM173 28H174V27H173ZM200 28H202V27H200ZM220 28H221V29H220ZM245 28L247 29V26H246ZM256 28L258 29V27H256ZM105 29H107V31H106ZM111 29H112V28H111ZM120 29H121V28H120ZM120 29H119V30H120ZM128 29H126V31H127ZM136 29H135V30H136ZM174 29H175V28H174ZM202 29H203V28H202ZM204 29H205V27H204ZM204 29H203V30H204ZM225 29H226V28H225ZM248 29H249V27H248ZM254 29H255V28H254ZM4 30H5V32H3ZM78 30H79V28H78ZM80 30H81V29H80ZM103 30H104V31H103ZM131 30H130V32H131ZM144 30H145V28H144ZM156 30H157V28H156ZM194 30H195V27H194ZM198 30H199V29H198ZM209 30H208V31H209ZM227 30H229V29H227ZM263 30H264V28H263ZM6 31H7L8 33H7ZM68 31H69V32H68ZM102 31H103V32L105 33V35H106V36H104V38H103L104 41L102 40V41H103V43H102L103 45L100 43L101 41H99V44H101L102 47H101L100 45L97 46L98 43L96 44V46L98 47V48H97L98 50L100 49V47L103 48V49L99 50V52H94V51H92V50H94V48H93L94 46L91 44L93 47H92L91 45H89V47L91 46L93 49L91 48V49H92L91 52H90V51L88 52L87 49L89 50V47H88L87 44H89V41H90V43H93L94 41L97 42V39L99 38V36H96V34L101 33ZM113 31H114V29H113ZM116 31H117V30H116ZM116 31H115V32H116ZM141 31H142V30H141ZM153 31H155V30H153ZM158 31H159V30H158ZM165 31H166V30H165ZM190 31H191V30H190ZM199 31H200V30H199ZM205 31H206V32H205ZM217 31H218V32H217ZM239 31H238V32H239ZM243 31H244V30H243ZM253 31L255 32V30H253ZM256 31H257V30H256ZM261 31H262V29H260V31H258V33H259V32L261 33ZM62 32H64L65 34L62 33ZM72 32H74V30H72ZM77 32L80 33V32H82V30H81L80 32H79V31H77ZM77 32H75L76 35H77ZM127 32H128V35H130V34H129V31H127ZM127 32H126V33L124 32V33L127 34ZM147 32H148V31H147ZM160 32H161V31H160ZM160 32H159V33H160ZM166 32H167V31H166ZM168 32H169V31H168ZM191 32H193V31H191ZM204 32H205L206 34H208V33H207V29L204 30ZM204 32H203V33H204ZM223 32H224V30H223ZM225 32H226V31H225ZM228 32H230V30H229ZM21 33H22V34H21ZM104 33H103V34L101 33V36H103ZM108 33H110V30H109ZM112 33H113V32H111L110 34H112ZM118 33H119V32H118ZM118 33H116L117 35H115V37L118 36ZM138 33H139V32H137V35H138ZM203 33H202L200 36L203 35V38H207V37H204V36H206V35H204ZM216 33H218V34L216 35ZM226 33H227V32H226ZM226 33H223V34H224V38H226L225 36H227V34H228V35H232V34H229V33L226 34ZM244 33H245V32H244ZM247 33H248V32H247ZM256 33H257V32H256ZM256 33H255V34H256ZM258 33H257V34H258ZM60 34H62V35L64 34V35H63V36H60ZM113 34H114V33H113ZM121 34H122V32H121ZM125 34H124V35H125ZM139 34H140V36H142V37L139 36V38H141L142 40H143V38L147 39V37H144L143 35H141V32H140ZM142 34H143V33H142ZM192 34H193V33H192ZM192 34H191V36H192ZM214 34H215V35H214ZM223 34L220 35V39L218 38V40L223 39V38H221V36L223 37ZM225 34H226V35H225ZM237 34H238V33H237ZM240 34H241V31H240ZM242 34H243V33H242ZM253 34H254V33H253ZM255 34H254V35H255ZM80 35H81V34H80ZM80 35H78V36H80ZM98 35H99V34H98ZM122 35H123V34H122ZM146 35H147V33H146ZM148 35H149V34H148ZM153 35H155V34H153ZM153 35H151V36H153ZM159 35H160V34H159ZM159 35H158V36H159ZM161 35H162V34H161ZM177 35H178V32L176 31V36H177ZM234 35H235V34H234ZM244 35H245V38L249 37V38L246 39V40H249V39H251V38H255V37H253V35H252V37H251L250 34H249V35L244 34ZM69 36H70V37H69ZM78 36H77L76 38H78ZM168 36L170 37L171 35L169 34ZM182 36H183V35H182ZM197 36H198V35H197ZM238 36H239V34H238ZM238 36H237V37H238ZM73 37H74V36H73ZM115 37H112V38L115 39ZM120 37H121V36H120ZM126 37H127V36H125V38H126ZM166 37H167V35L164 36V38H165L164 40L167 42L166 39H169V37H167V38H166ZM177 37H178V36H177ZM177 37H176V38H177ZM183 37H184V36H183ZM183 37H182V38H183ZM189 37H190V36H189ZM193 37H194V38H193ZM193 37H191V40H194V39H195V36H193ZM231 37H233V36H231ZM243 37H244V36H243ZM250 37H251V38H250ZM257 37H258V36H257ZM259 37H260V36H259ZM263 37H264V33H263L262 38H263ZM118 38H119V36L117 37V40L120 41V38H119V39H118ZM121 38H122V37H121ZM123 38H124V36H123ZM134 38L137 39L136 35H135ZM148 38H149V37H148ZM150 38H151V37H150ZM154 38H155V37H154ZM156 38H157V37H156ZM161 38H162V37H161ZM182 38H181V37H178V40H176V39H175V40L178 42L179 39H182ZM192 38H193V39H192ZM208 38H210V37H208ZM208 38H207V39H208ZM217 38H216V39H217ZM229 38H230V37H229ZM241 38H242V36H241ZM92 39H95V40H94V41H91ZM110 39H111V38H110ZM141 39H139V41H142ZM145 39L143 40L144 42H145ZM151 39H153V38H151ZM151 39H150V40H151ZM162 39H163V38H162ZM183 39H184V38H183ZM188 39H189V38H188ZM197 39H198V37H197ZM211 39H212V38H211ZM258 39H259V41H260V38H258ZM72 40L75 41V42H72ZM82 40H83V39H82ZM99 40H100V38H99ZM108 40H109V39H108ZM123 40H124V39H123ZM133 40H134V39H133ZM147 40L149 41V39H147ZM153 40H154V39H153ZM186 40H187V36H186ZM191 40L189 39V43H190ZM227 40H228V38H227ZM233 40H235V39H233ZM233 40H232V44H234V43H233ZM236 40H237V39H236ZM238 40H239V39H238ZM111 41H112V40H111ZM119 41H118V42H119ZM135 41H136V40H135ZM135 41H134V43H135ZM139 41H138V42H139ZM162 41H163V40H162ZM165 41H163L162 43L160 42L161 45L164 44ZM202 41L204 42L205 40H202ZM207 41H208V40H206V43H205L206 45H207ZM213 41H214V40H213ZM216 41H217V40H216ZM222 41H223V42H222ZM222 41H221V44H220L221 47L219 46V47H220L219 49H218V45H216L218 51H217V53H216V51H215V55H214V57L221 56V54L219 53V51L222 52V51L224 50V49L222 48V47H223L222 43H224V41H226V39H225V40L223 39ZM230 41H231V39H230ZM243 41H245V40H243ZM243 41H241V42H243ZM254 41H255V40H254ZM257 41H258V40H257ZM112 42H113V41H112ZM116 42H117V41H116ZM121 42H122V39H121ZM125 42L128 43V44L126 45ZM153 42H154V41H153ZM179 42H180V44H183V43H181V41H179ZM182 42H183V41H182ZM193 42H195V41H193ZM203 42H202V43H203ZM211 42H212V41H211ZM227 42H228V41H227ZM251 42H252V39H251ZM255 42H256V41H255ZM255 42H254V43H255ZM261 42H262V41H261ZM85 43H87V44H85ZM119 43H120V42H119ZM119 43H116V44L119 45ZM185 43H186V42H185ZM185 43H184V44H185ZM187 43H188V42H187ZM196 43H197V42H196ZM196 43H194V44H192V45L198 47L199 45H198V44L195 45ZM198 43H199V42H198ZM208 43H209V42H208ZM215 43H216V42H215ZM215 43H214V44H215ZM217 43H218V42H217ZM252 43H253V42H252ZM263 43H264V42H263ZM93 44H94V43H93ZM110 44H111V42H110ZM110 44H109V46H110ZM145 44L147 45V43H145ZM150 44H151V43H150ZM174 44H176V42L172 44V45L174 46V50H175V46H178L179 43H178V45H177V44L174 45ZM200 44H201V43H200ZM203 44H204V43H203ZM205 44H204V45H205ZM218 44H219V43H218ZM229 44H230V43H229ZM232 44H231V45H232ZM244 44H245V43H244ZM94 45H95V44H94ZM107 45H108V44H107ZM114 45H115V43H114ZM135 45H136V44H135ZM140 45H141V44H140ZM140 45L138 44V45H136V46L138 47V46H140ZM143 45H144V43H143ZM161 45H160V46H161ZM164 45H165V44H164ZM164 45H162V46H164ZM188 45H189V44H186V47H188ZM209 45H210V44H209ZM231 45H230V46H231ZM235 45H236V44H235ZM237 45H238V44H237ZM241 45H242V44H241ZM241 45H240V46H241ZM254 45H255V44H254ZM85 46L88 47V48L86 47V51H85V49H83V48H85ZM99 46H100V47H99ZM116 46H117V45H116ZM133 46H134V44H133ZM133 46H132V47H133ZM136 46H134V47H136ZM141 46H142V45H141ZM141 46H140V47H141ZM144 46H145V45H144ZM147 46H148V45H147ZM169 46H170V42H169ZM173 46H170V47L173 48ZM194 46H192V48H193ZM201 46H202V44L200 45V48H201ZM213 46H215V45H213ZM216 46L213 47L214 49L212 48V49H213L212 52H214V50H216V49H215ZM230 46H229V47H230ZM232 46H233V45H232ZM240 46H239V47H240ZM246 46H247V45H246ZM258 46H259V43H258ZM63 47H64V49H62ZM113 47H114V46H113ZM117 47H118V46H117ZM117 47H116V49H117ZM132 47H131V49H129L128 51H130V50H133V51H134V49H132ZM152 47H153V46H152ZM165 47H166L165 49L168 48V46H165ZM197 47L195 48V51H198V50L200 49V48H199V49L197 50ZM207 47L209 48V46H206V48H207ZM224 47H225V46H224ZM236 47H238V46H236ZM242 47H243V46H242ZM252 47H253V46H252ZM255 47H256V46H255ZM255 47H254L253 49H255ZM110 48H111V46H110ZM114 48H115V47H114ZM122 48H123V47H122ZM138 48H139V47H138ZM143 48H144V47H143ZM143 48H142V50H143ZM163 48H164V47H163ZM179 48H181L180 45H179V47H178V51L176 52L178 55L175 54V55H177V57L174 56L176 59H177V58L180 59V57H181L182 55L179 54V51H180V50H181V51L184 50V49H185V46H184V48L182 47L183 49H182V48L179 49ZM202 48H203V46H202ZM230 48H231V47H230ZM244 48H246V47H244ZM247 48H249V47H247ZM65 49H66V50H65ZM97 49H96V50H97ZM105 49H108V47H107V48L105 47ZM112 49H113V48H112ZM144 49H147V48L145 47ZM154 49H155V47H154ZM210 49H211V46H210ZM210 49H206V52H207V50L210 51ZM222 49H223V50H222ZM241 49H242V48H241ZM250 49H251V47H250ZM250 49H249V50H250ZM257 49L259 50L260 48H257ZM62 50H65V51H66L65 54H62V53L60 54V52H61ZM110 50H111V49H110ZM126 50H127V49H126ZM138 50H139V52H140V51H141V48H139ZM138 50H137V51L135 50V56H134L135 58H136V53H139ZM151 50H152V49H151ZM168 50H169V52H170V49H169V48H168ZM174 50H173V51H174ZM176 50H177V49H176ZM188 50H189V49H188ZM193 50H194V48L192 49V52H193ZM200 50H201V49H200ZM200 50H199L198 52L202 53L203 50H202V51H200ZM251 50H252V49H251ZM105 51H106V50H105ZM107 51H109V50H107ZM107 51H106V53H108ZM112 51H114V50H112ZM116 51H117V50H116ZM116 51H115L114 53H116ZM143 51H144V50H143ZM143 51H142L141 54H143ZM156 51H157V50H156ZM160 51H161V50H160ZM166 51H167V50H165V52H166ZM181 51H180V52H181ZM209 51H208V52H209ZM225 51H226V49H225ZM228 51H229V48H228ZM239 51H241V50H239ZM246 51H247V50H246ZM254 51H255V50H254ZM254 51H252V53H253ZM259 51H261V52L264 51V46H263L262 50H259ZM109 52H110V51H109ZM124 52H125V53H124ZM124 52H123V53H124L123 56L125 57V54H127L128 52H127V53H126V51H124ZM130 52H131V51H130ZM147 52H148V51H147ZM149 52H150V50H149ZM154 52H155V51H154ZM186 52H187V50H186V51L184 50V51L182 52V54H183V53H186ZM198 52H196V54H197ZM212 52H210V54H213ZM230 52H231V51H230ZM249 52H251V51H248V53H249ZM261 52H260V54H261ZM63 53H64V51H63ZM103 53H104V54H103ZM117 53H118V52H117ZM174 53H175V52H174ZM193 53H194V52H193ZM193 53H191V54H193ZM245 53H246V52H245ZM245 53H243V54H245ZM248 53H247V54H248ZM252 53H251V54H252ZM81 54H83L84 56H85V55H86V56H92V57L94 56V58L96 59V60L94 59V61H95V62L93 61L94 63L97 62V58H100V57H101V59H102V60H99L100 62H97V63H99L98 65H100V63L102 64V65H100L101 68L96 67L97 69H99V71H95V72H94V73L97 72V74H98L100 77L97 76V74H95L94 76H95V77H98V78L94 79L95 77L93 76L94 78H92V79H94V80L89 79V80H91V81L93 82L94 85H97V86H98L97 88H95V89H93V90H91V88H92L94 85H92V86L90 85L91 87H90L89 89L86 88V87H83V88H82V87H80V86H75L76 84L74 85V83H78V82H74L73 79H74L77 75H79L78 72L80 71V70H79L80 68L77 69L76 66L78 65L77 62L80 60L78 57H79ZM130 54H131V53H130ZM144 54H145V53H144ZM155 54H156V53H155ZM164 54H165V57H166V56H167L166 53H164ZM167 54H168V51H167ZM189 54H190V53H189ZM194 54H195V53H194ZM203 54H205V51L203 52ZM207 54H208V53H207ZM216 54H217V55H216ZM219 54H220V55H219ZM236 54H237V53H236ZM243 54H242V55H243ZM251 54H250V56H251ZM255 54H256V53H255ZM260 54H259V57H258V56H257L258 53H257V54L255 55L256 58L258 57L259 59H261V58H260ZM109 55H114V57H112V56L110 57ZM127 55H128V54H127ZM132 55H134V54L132 53ZM132 55H131V57H132ZM137 55H138V54H137ZM147 55H148V54L146 53V57H147ZM149 55L151 56V54H149ZM159 55L161 56V54H159ZM162 55H163V54H162ZM179 55H180V57H179ZM184 55H185L184 57H186L187 54H184ZM197 55H200V56H201V54H197ZM208 55H209V54H208ZM208 55H207V56H208ZM230 55H231V53H230ZM230 55H229V52H228V58H227L228 61L230 60V59H229V56H230ZM84 56H83V57H84ZM150 56H149V58H150ZM156 56H157V54H156ZM163 56H164V55H163ZM163 56H162V57H163ZM190 56H191V55H190ZM190 56H189V57H190ZM195 56H196V55H195ZM195 56H193V57L195 58ZM205 56H206V55H205ZM224 56H225V55H224ZM232 56H233V54H232ZM247 56H248V55H247ZM247 56H245V57H247ZM255 56H254V57H255ZM75 57H77V59H79V60H78L77 62H76L77 59L75 60V62H74L75 65L73 64V65L75 66V68H74V66H72L71 64H72V62H73L72 59L75 58ZM128 57H129V56H128ZM128 57H125L124 61H125L126 58H128ZM131 57H130V58H131ZM137 57H138V56H137ZM157 57H158V59H159V56H157ZM189 57H188V58H189ZM193 57H192V58H193ZM210 57H211V55H210ZM212 57H213V55H212ZM214 57H213V59H214ZM234 57H235V55H234ZM242 57H243V56H242ZM242 57H241V60H243ZM251 57L253 58V55H252ZM261 57H264V55L262 54ZM86 58H89V60L91 59V57H86ZM109 58H110V59H109ZM130 58H129V59H130ZM135 58H134V59H135ZM143 58H144V57H143ZM154 58H155V57H154ZM166 58H167V57H166ZM166 58H164V59L162 58V59H163L162 61H164ZM175 58H174V60H175ZM181 58H182V57H181ZM192 58H190V60H191ZM197 58H198V57H197ZM199 58H201V57H199ZM199 58H198V59H199ZM204 58H205V57H204ZM220 58H221V57H220ZM230 58H231V56H230ZM235 58H237V57H235ZM239 58H240V57H239ZM249 58H250V57H249ZM249 58H248V59H249ZM114 59H115V58H114ZM121 59H123V57H122ZM121 59H120V60H121ZM129 59H127L126 61H129ZM132 59H133V58H132ZM146 59H148V58H146ZM185 59H186V58H185ZM201 59H203V58H201ZM207 59H208V57H207ZM213 59H212V60H213ZM217 59H218V57L215 58L216 61H217ZM248 59H247V60H248ZM250 59H251V58H250ZM254 59H255V58H254ZM48 60H50V61H51V60L54 61V65L52 64V63H53L52 61L50 62V61H48ZM83 60H84V59H83ZM87 60H88V59H87ZM89 60H88V61H89ZM104 60H105V61H104ZM118 60H119V59H118ZM149 60H150V59H149ZM177 60H178V59H177ZM177 60H176V61H177ZM182 60H183V59H182ZM182 60L180 59V60H178V62H179V61H182ZM186 60H187V59H186ZM212 60H211V65H208V66H207V65L204 66V64H201V65H197V66H196L197 62H199L200 59H199V61H197V62H195V60H194L193 62L196 63V64L194 65V67H195V66L198 67V71L201 69L199 66H201V67H205V68H206V67L208 68V67L210 66L209 68H212V66L214 65V64L212 63ZM222 60H223V59H222ZM234 60H235V59H234ZM234 60H233V61H234ZM241 60H239L240 62H238V60H237V67H238V63H241ZM244 60H245V59H244ZM25 61H26V63H27V66L29 65L28 68L25 67L26 69H24V66H23V65H25V64H24ZM71 61H72V62H71ZM101 61H102V62H101ZM115 61L118 62L116 59H115ZM132 61H133V60H132ZM134 61H135V60H134ZM138 61H139V60H138ZM138 61H137V62H138ZM154 61L157 62V60H154ZM154 61H153V62H154ZM166 61L168 62L169 60H165V63H167ZM191 61H192V60H191ZM201 61H203V60H201ZM201 61H200V62H201ZM204 61H205V59H204ZM216 61H215V62H216ZM218 61H220V60H218ZM231 61H232V60H231ZM235 61H236V60H235ZM250 61H251V63H252V60H250ZM250 61H249V62H250ZM258 61H260V60H258ZM258 61L255 60V61H253L254 63H252V65H250V66L253 67V70H254V68H256V69H257V68H260V64L257 63ZM48 62H50V65L48 64ZM68 62H69V64H70L71 67L69 66ZM70 62H71V63H70ZM82 62L85 63V61H82V60H81V63H82ZM90 62H92V61H89V63H90ZM113 62H114V61H113ZM116 62H114L115 66H114V64L111 62V65H112V64H113V65L111 66V68H110V70H109L110 72L107 70L108 73L111 74V70H112V71H113L112 74L115 75L116 73H117V74L119 73V72H118L119 68L122 69V66L119 67V63H117V64H118V65H117ZM129 62H130V61H129ZM143 62H144V60H143ZM146 62H147V61H146ZM172 62H173V61H172ZM178 62H177V63H178ZM182 62H183V61H182ZM184 62L186 63V61H184ZM200 62H199V63H200ZM205 62H206V61H205ZM207 62H208V60H207ZM207 62H206V63H207ZM221 62H223V61H221ZM226 62H227V61H226ZM229 62H230V61H229ZM246 62H247V61H246ZM246 62H245V63H246ZM76 63H77V65H76ZM94 63H93V66L91 65L92 63L89 64V66H88V69H89V70L92 69V67L94 68ZM124 63H125V62H124ZM132 63H133V62H132ZM140 63H141V62H140ZM149 63H150V62H149ZM149 63H148V64H149ZM165 63L163 62V64H165ZM179 63H181V62H179ZM179 63H178L177 65H179ZM185 63H184V65H185ZM203 63H204V62H203ZM206 63H205V64H206ZM218 63H219V62H218ZM224 63H225V62H224ZM231 63H232V62H231ZM262 63H264V62H262ZM262 63H261V64H262ZM85 64H86V63H85ZM121 64H122V63H121ZM121 64H120V65H121ZM143 64H145V62H144ZM154 64H155V62H154ZM154 64H153V65H154ZM161 64H162V63H161ZM163 64H162L161 67H163ZM173 64H174V63H173ZM173 64H171V65H173ZM175 64H176V63H175ZM175 64H174V66H175ZM186 64H187V63H186ZM191 64H192V63H191ZM207 64H209V62H208ZM216 64H217V62H216ZM219 64H220V63H219ZM219 64H218V65H219ZM227 64H228V63H227ZM242 64H243V63H242ZM242 64H241V65H242ZM247 64H248V63H247ZM258 64H259V65H258ZM46 65L49 67V70H48V72H50V73H49V77H51L52 79L49 78V77H48L49 79L45 77V75H46L47 73H46L45 75H44V73H45L46 71L43 73V71H44V69H45L44 66H46ZM66 65H68V67H67ZM86 65H88V64H86ZM95 65H97V64H95ZM127 65H128V64H127ZM135 65H137V64L135 63ZM141 65H142V63H141ZM151 65H152V64H151ZM165 65H166V66H165V69H164V67H163V70H165L166 73H165L163 70H160V71H162V73H163V72H164V73H163V74H158V75L160 76V78H161V75H162L163 79H165V77L167 76V77L170 78V79H168V78H166V79L170 80V82H172L171 79H173V78L175 77V76H172V75H176V80H177L178 78L180 79L181 75H182V77H183V75H184L183 73L186 72V71H184V69L187 70V69L189 68V66L187 67L186 65L184 66V69H183V65H182V67H179V68H172V66H170V64L168 65V63L165 64ZM177 65H176V66H177ZM192 65H193V64H192ZM192 65H190V66H191L190 68L192 69V72H194V71H193V68H194V67H193ZM220 65H221V64H220ZM222 65H223V64H222ZM224 65H225V64H224ZM224 65H223V66H224ZM239 65H240V64H239ZM244 65H245V64H244ZM47 66H46V67H47ZM51 66H52V67H51ZM53 66H54V68H53ZM63 66H65V67L67 68V71H65L66 68H65V67L63 68ZM79 66H81V65H79ZM79 66H78V67H79ZM84 66H85V65H84ZM90 66H92V67L90 68ZM138 66H139V65H138ZM167 66H170L171 68H170V67H167ZM179 66H181V65H179ZM214 66L216 67V65H214ZM214 66H213V69H215V73H216L217 70H216V68H214ZM226 66H228V65H226ZM246 66H247V65H246ZM246 66H245V67H246ZM48 67H47V68H48ZM86 67H87V66H86ZM123 67H126V66H123ZM217 67H218V66H217ZM219 67H220V66H219ZM219 67H218V69H219ZM229 67H230V70H231V65H230V63H229ZM234 67H235V66H234ZM234 67H232V68H233L232 71H235V68H234ZM237 67H236V68H237ZM240 67H241V66H240ZM242 67H243V66H242ZM247 67H248V66H247ZM263 67H264V65H263ZM43 68H44V69H43ZM50 68H51L52 71H53V75H51L52 72L50 71V70H51ZM61 68L63 69V71L61 70ZM68 68H69V69H68ZM127 68H128V67H127ZM127 68H126V69L124 68V69H125L124 71H126ZM129 68H131V67H129ZM129 68H128V69H129ZM136 68H138V67L136 66ZM166 68H167V69L169 68V70H170V69H172V70H171V71L168 70V71H169V72H168V71L166 70ZM199 68H200V69H199ZM248 68H249V67H248ZM84 69H86V68H84ZM105 69H107V68H105ZM132 69H133V68H132ZM132 69H131V70H132ZM153 69H155V68H153ZM159 69H161V68H159ZM173 69H174V70H173ZM178 69H179V70L183 69L184 72L181 71V72H182V73H181V72H179ZM195 69H196V68H195ZM213 69H212V70H213ZM223 69H224V68H223ZM261 69H262L261 71L264 72L263 68H261ZM46 70H47V69H46ZM54 70H55V71H54ZM78 70H79V71H78ZM94 70H95V69H94ZM134 70H135V69H134ZM175 70H177L178 72L175 71ZM207 70H208V69H207ZM209 70H210L209 75L207 74L208 71H205V72H206V75L203 74V73H204V72H203V73H200V76H203V77L205 76L204 78H206V80H208L207 78H210V80H212L213 77H214L215 75H213V74L210 75V73H214V71L212 72L211 69H209ZM225 70H226V69H225ZM227 70H229V68H228ZM236 70H237V69H236ZM243 70H245V69H243ZM246 70H247V69H246ZM61 71H62V72H61ZM107 71H106V72H107ZM119 71H120V70H119ZM129 71H130V70H129ZM151 71H153V70H151ZM151 71H150V72H151ZM154 71H157V70L155 69ZM154 71H153V72H154ZM190 71H191V70H190ZM190 71H189V72H190ZM196 71H197V69H196ZM198 71H197V73H198ZM202 71H204L203 68L201 69V72H202ZM240 71H241V70H240ZM249 71H251V70L249 69ZM257 71H258V70H257ZM257 71H256V72H253V73H254V74H253L254 77H253V75H251L250 72H249L248 75H245L244 81H243V83H242L243 85L241 84V86H240V87H242V90H239L240 92L243 91L242 93L244 94L246 91L244 92L243 87H244V89H246L247 87L251 88L252 86H256L255 84H256L257 82H259V83L262 82L261 79L264 78V77H262V75L264 76V73H262V75H261V77H260V76H259V73L261 74V72L258 71V72H259V73H258ZM89 72H90V71H89ZM99 72H100V73H99ZM115 72H116V73H115ZM132 72H134V71H131V75L133 74ZM136 72H137V71H135V73H136ZM199 72H200V71H199ZM218 72H219V71H218ZM228 72H229V71H228ZM235 72H236V71H235ZM235 72H233V73H235ZM101 73H103V74H101ZM108 73H107V74H108ZM122 73H123V72H122ZM122 73L120 72V74H122ZM138 73H139V72H138ZM138 73H136V74H138ZM159 73H161V72H159ZM176 73H177V74H176ZM221 73L223 74V72H221ZM225 73L227 74L226 71H225ZM233 73H232V75H233ZM237 73H238V72H237ZM242 73H243V71H242ZM242 73L240 72L241 75H242ZM105 74H106V73H105ZM145 74H146V73H145ZM190 74H191V73H190ZM192 74H193V73H192ZM195 74H196V72H195ZM201 74H203V75H201ZM218 74H220V73H218ZM222 74H221V76L224 77V75H222ZM244 74H245V71H244ZM246 74H247V73H246ZM147 75H148V73H147ZM152 75H154V74H152ZM156 75H157V74H156ZM158 75H157V76H158ZM163 75H164V76H163ZM179 75H180V76H179ZM193 75H194V74H193ZM193 75H192V76H193ZM207 75H208V77H206ZM228 75H229V74H228ZM232 75H231V76H232ZM238 75H239V73H238ZM238 75H237V76H238ZM46 76H47V75H46ZM85 76H86V75H85ZM104 76H105V75H104ZM107 76H108V75H106V77H107ZM115 76H116V75H115ZM139 76H140V75H138L137 77L139 78ZM144 76H146V75H144ZM178 76H179V77H178ZM194 76H195V75H194ZM194 76H193V78H195V79H194V84H195L196 79H197L196 77H198V76H195V77H194ZM209 76H210V77H209ZM212 76H213V77H212ZM221 76H220V77H221ZM226 76H227V75H226ZM78 77H79V76H78ZM86 77L89 78V76H86ZM109 77H111V76H109ZM112 77H113V76H112ZM118 77H119V76H118ZM121 77H123V76L121 75ZM128 77H129V74H128ZM135 77H136V75H135ZM135 77L133 76L132 78L135 79ZM137 77H136V79H137ZM149 77H150V73H149L148 78H149ZM153 77H154V76H153ZM172 77H173V78H172ZM185 77H186V75H185ZM189 77H190V75H189ZM211 77H212V78H211ZM220 77H218V78L220 79ZM229 77H230V76H229ZM232 77H234V76H232ZM235 77H236V76H235ZM239 77H240V76H239ZM239 77H237V78H239ZM242 77H243V76H241V78H242ZM259 77L261 78V79H260L261 82H260V81H257V78L259 79ZM76 78H77V77H76ZM87 78H86L85 82L87 81ZM101 78H100V79H101ZM113 78H114V77H113ZM124 78H125V77H124ZM130 78H131V77H130ZM148 78H147V79H148ZM198 78H199V77H198ZM221 78H222V77H221ZM79 79H80V77H79ZM102 79H104V77H103ZM163 79H162V81H165V82H166V79H165V80H163ZM174 79H175V78H174ZM179 79H178V80H179ZM181 79H182V78H181ZM181 79H180V80H181ZM183 79H184V77H183ZM183 79H182V80H183ZM214 79H215V78H214ZM219 79H218V82L220 81ZM229 79H230V78H229ZM232 79H233V78H232ZM232 79H231V80H232ZM115 80H116V78H115ZM117 80H119V78H118ZM168 80H167V81H168ZM176 80H174L175 83H177ZM180 80H179L178 82H180ZM190 80H191V79L188 80V81H189V83H187L188 85L191 84V81H190ZM204 80H205V79H204ZM215 80H216V79H215ZM233 80H235V79H233ZM240 80H242V79H240ZM75 81H76V80H75ZM77 81H78V80H77ZM95 81H96V82H95ZM119 81H120V80H119ZM126 81H127V79H126ZM129 81H130V80H129ZM174 81H173V82H174ZM183 81H184V80H183ZM197 81H198V82H201L200 80H197ZM202 81H203V80H202ZM221 81H223V80H221ZM227 81H229V80L227 79ZM79 82H81V81H79ZM127 82H128V81H127ZM157 82H159V80H158ZM168 82H169V81H168ZM170 82L168 83V85L164 83L165 86L168 87L170 84H173V82H172V83H170ZM186 82H187V79H185V82H184V83H186ZM198 82H196V84H197L198 86L195 85L197 88H196L195 86H193L194 88L191 87V89H190L191 91H190V92H193V89L197 91V89H198V87H199ZM207 82H208V81H207ZM207 82H206V83H207ZM209 82H210V81H209ZM209 82H208L207 84H209ZM218 82H215V83H218ZM225 82H226V81H225ZM231 82H232V81H231ZM238 82H239V81H238ZM18 83L21 84V85H22V84L24 85V88H23V89H24V92H23V93L26 94V95H23L22 98L16 97V96L14 95L15 85H16V84L18 85ZM87 83H88V82H87ZM87 83H85L84 85L86 86ZM95 83H96V84H95ZM97 83H98V84H97ZM109 83H110V82H109ZM111 83H112V82H111ZM117 83H118V82H117ZM124 83H125V82H124ZM124 83H123V85H124ZM181 83H182V81H181ZM239 83H240V82H239ZM79 84H80V83H79ZM99 84H101V86H100ZM115 84H116V82H115ZM121 84H122V83H121ZM161 84H162V83H161ZM164 84H163V85H164ZM187 84L185 85L186 88L190 86V85L188 86ZM192 84H193V80H192ZM211 84H212V83H211ZM213 84H214V83H213ZM228 84H229V83H228ZM262 84H263V83H262ZM21 85H20V86H21ZM88 85H89V84H87V86H88ZM102 85H103V86H102ZM108 85H109V84H108ZM108 85H107V86H108ZM176 85H177V84H176ZM179 85H182V88H183V86H184L183 83H182V84L179 83L178 86H179ZM205 85H206V84H205ZM205 85H202V83H201V86H203L204 88H207V87H206L207 85H206V86H205ZM216 85H217V84H216ZM222 85H223V83H222ZM224 85H226V83H225ZM230 85H232V84L230 83ZM237 85H238V84H237ZM237 85H236V86H237ZM239 85H240V84H239ZM20 86H19V87H20ZM178 86H176V87H178ZM185 86H184V88H185ZM250 86H251V87H250ZM257 86H258V84H257ZM103 87H104V88H103ZM109 87H110V85H109ZM115 87H116V85H115ZM119 87H120V85H119ZM121 87L123 88L124 86H121ZM157 87H158V86H157ZM160 87H161V86H160ZM170 87H175V85H171ZM170 87H168V88H169L168 90L165 88V92L169 91V90H170ZM176 87H175V88H176ZM203 87H202V89H204ZM214 87H215V86H214ZM216 87H217V86H216ZM219 87H220V86H219ZM219 87H218V88H219ZM226 87H227V86H226ZM158 88H159V87H158ZM178 88H180V87H178ZM184 88H183V89H184ZM186 88H185L184 90H182V92L180 91L181 89H176V90H179L181 93H183L185 90H187ZM209 88H210V86H209ZM211 88H212V86H211ZM261 88H262V87H260V89H261ZM23 89H22V90H23ZM113 89H114V88H113ZM155 89H156V87H155ZM155 89H152V90H153L152 92H154V95H155V94L158 95L159 91H158V93H156L157 90H155ZM225 89H226V88H224L223 90H225ZM233 89H234V88H233ZM233 89L231 88V90H233ZM239 89H240V88H239ZM253 89H254V88H253ZM263 89H264V88H263ZM20 90H21V89H20ZM120 90H121V92H122L123 89H120ZM120 90H119V91H120ZM154 90H155L156 92H155ZM159 90H160V89H159ZM200 90H201V88H200ZM212 90H213V92H214V89H213V88H212ZM220 90H221V89H220ZM226 90L228 91L229 89H226ZM226 90H225V91H226ZM234 90H235V89H234ZM261 90H262V89H261ZM161 91H162V90H161ZM170 91H172V88H171ZM201 91H202V90H201ZM205 91H207V90H205ZM239 91H238V92H239ZM247 91L249 92V89H248ZM105 92H106V91H105ZM121 92H118V95H119V93H121ZM124 92H125V91L123 90V93H124ZM162 92H164V91H162ZM162 92H161V94H162ZM190 92H189V93H190ZM197 92H198V91H197ZM197 92H194L195 96H196V93H197ZM216 92H217V91L215 90V93H216ZM218 92H219V90H218ZM218 92H217V93H218ZM221 92H222V91H221ZM231 92H232V91H231ZM233 92H234V91H233ZM240 92H239V94H240ZM252 92H253V90H252ZM15 93H16V92H15ZM23 93H21V94H23ZM103 93H104V92H103ZM167 93H168V92H167ZM173 93H174V94H173ZM173 93L171 92L169 100H170V99H171V100H175V99H173L174 96L171 97V95H175V93H178V92H174V90H173ZM185 93H186V92H185ZM185 93H184V94H185ZM189 93H188V94H189ZM198 93H199V92H198ZM207 93H208V92H207ZM217 93H216V95H217ZM224 93H225V92H224ZM253 93H254V92H253ZM253 93H252V94H253ZM259 93H260V92H259ZM262 93H263V92H262ZM262 93H261V94H262ZM114 94H115V93H114ZM116 94H117V93H116ZM116 94H115V97H117ZM165 94H166V93H163L162 95L165 96ZM188 94H186V95H188ZM192 94H193V93H192ZM201 94H203V93L200 92V94H199L200 97L202 96ZM209 94H210V93H209ZM222 94H223V93H222ZM243 94H241V95H243ZM249 94H250V93H249ZM104 95H105V94H104ZM107 95H108V94H107ZM110 95L112 96V90H111V94H110ZM110 95H108V96H110ZM157 95H156V96H157ZM180 95H181V94H180ZM180 95H179V96H180ZM232 95H234V98H235L236 96H237V98H238V93H237V95H235V94H232ZM241 95H240V98H238L237 100H234V99L232 98V100H233L232 102H236V101H237L238 108H239V104H238V102H239L240 99L242 98ZM246 95H247V93H246ZM20 96H22V95H20ZM25 96H26V97H25ZM105 96H106V95H105ZM121 96H123V95H121ZM150 96H151V95H150ZM156 96H155V97H156ZM159 96H161V95H159ZM166 96L169 97V94L166 95ZM166 96H165V97H166ZM175 96H177V95H175ZM182 96L184 97V95H182ZM182 96H181V97H182ZM191 96H193V95H190V96L188 95L189 98H190ZM205 96H207V95H205ZM210 96H211V94H210ZM218 96H219V95H218ZM220 96H221V94H220ZM224 96H225V95H224ZM243 96H244V95H243ZM248 96H249V95H248ZM255 96H256V95H255ZM151 97H152V96H151ZM153 97H154V96H153ZM153 97H152V99H153ZM197 97H198V96H197ZM200 97H199V98H200ZM213 97H217V96H213ZM228 97H229V96H228ZM230 97H231V96H230ZM257 97H259V96L257 95ZM263 97H264V95H263ZM23 98H24V99H23ZM105 98H106V97H105ZM110 98H111V97H110ZM120 98H122V97H119L118 99H120ZM123 98H124V96H123ZM160 98H161V97H160ZM185 98H186V97H185ZM189 98H188V99H189ZM199 98H198V99H199ZM217 98H218V97H217ZM217 98H213V100H214V99L216 100ZM252 98H253V97H252ZM113 99H114V95H113L112 100H113ZM115 99H116V101L118 100L117 98H115ZM115 99H114V100H115ZM128 99L130 100V98L127 97V101H129ZM154 99H155V98H154ZM158 99H159V97L157 98V100H158ZM163 99H164V98H163ZM163 99H162V100H163ZM192 99H193V98H192ZM200 99H201V98H200ZM200 99H199V101H197V100H196V101H197V102H200ZM202 99L205 100V99H208V97H207V98L205 97V98H202ZM223 99H224V98H223ZM229 99H230V98H229ZM255 99H256V98H255ZM262 99H264V98H261V99L259 98V100H262ZM123 100H124V99H123ZM164 100H165L166 102H165V101H157L158 104H159V102H161V104H159V105H160V106H159L160 109L158 110V112H160V116H161V114H165V115L168 114V111H169L170 114H171V113H172L171 111L173 110V106L170 105L171 102H168L169 104H167L168 98H167V99H164ZM176 100H177V99H176ZM184 100H186V99H184ZM208 100H210V99H208ZM220 100H221V99H220ZM225 100H226V99H225ZM246 100H247V99H246ZM259 100H257V101L259 102ZM105 101H106V100H105ZM105 101H104V104H105ZM130 101H131V100H130ZM152 101H154V100H152ZM180 101H182V100H180ZM190 101H192L191 98H190ZM194 101H195V98H194ZM211 101H212V100H211ZM226 101H227V100H226ZM110 102H111V101H110ZM121 102H123V101H121ZM121 102H120V103H121ZM176 102H177V101H176ZM187 102H188V101H187ZM187 102H186V103H187ZM192 102H193V101H192ZM205 102H206V100H205ZM214 102H215V101H213V103H214ZM217 102H218V101H217ZM217 102H216V103H217ZM248 102H250V101H248ZM262 102H264V101H262ZM106 103L109 104V101L106 102ZM113 103H114V101H113ZM127 103H128V102H127ZM203 103H204V101H203ZM206 103H207V102H206ZM213 103H210V105L213 104ZM216 103H215V106H216ZM221 103H222V101H221ZM221 103H219V104L221 105ZM241 103H242V102H241ZM244 103H245V101H244ZM255 103H257V102H255ZM5 104H6V105H5ZM104 104H103V105H104ZM118 104H119V103H118ZM123 104H125V102H123ZM129 104H131V102H130ZM154 104H155V103L153 102V107H152V109H150V110H154ZM184 104H185V102H184ZM189 104H190V103H189ZM189 104H188V105H189ZM194 104H195V103H194ZM246 104H247V103H246ZM260 104H261V103H260ZM114 105H115V104H114ZM131 105H132V104H131ZM156 105H157V104H156ZM179 105H180V104H179ZM182 105H183V104H181V106H182ZM191 105H192V103H191ZM191 105H190V106H191ZM201 105H202V102H201ZM204 105H205V104H204ZM210 105H209V106H210ZM222 105H225V101H224V104L222 103ZM230 105H231V104L229 103V107H231ZM235 105H236V104H235ZM235 105H234V103H233L232 106L234 107ZM240 105H241V104H240ZM252 105H254V103H253ZM93 106H94V107H93ZM106 106H107V104H106ZM110 106H111V105H110ZM112 106H113V105H112ZM120 106H121V104H120ZM125 106H126V105H125ZM125 106L123 107L124 109H125ZM127 106H128V105H127ZM150 106H151V105H150ZM190 106H188V107H190ZM205 106H206V105H205ZM211 106H212V105H211ZM211 106H210V108H211ZM213 106H214V105H213ZM213 106H212V107H213ZM226 106H228V105H226ZM226 106H225V107H226ZM247 106H248V105H247ZM9 107H8V108H9ZM108 107H109V106H108ZM116 107H117V104H116ZM116 107H115V108H116ZM128 107H129V106H128ZM131 107H132V106H131ZM131 107H129L130 110L132 109ZM159 107H158V108H159ZM171 107H172V108H171ZM182 107L184 108L185 106H182ZM182 107H180V108H182ZM200 107H201V106H200ZM217 107H218V105H217ZM222 107H223V106H222ZM233 107H232V109L235 110V111H236V109H238L237 107H235L236 109L233 108ZM254 107H255V106H254ZM259 107H260V106H259ZM104 108H105V107H104ZM113 108H114V107H113ZM119 108H121V107L118 106V109H119ZM126 108H127V107H126ZM156 108H157V107H156ZM156 108H155L154 112L156 111V116H157L158 112H157V109H156ZM170 108H171L172 110H169ZM178 108H179V107H178ZM191 108H192V110L194 109V112H195V110H196L195 108H197V105H196V107L194 106V107H191ZM203 108H204V107H203ZM203 108H202V109H203ZM210 108H208V109H210ZM213 108H215V107H213ZM226 108L228 109V107H226ZM241 108H242V107H241ZM241 108H240V110H242ZM246 108H247V107H246ZM263 108H264V107H263ZM10 109H9V110H10ZM118 109H117V110H118ZM124 109H123V110H124ZM174 109H175V108H174ZM185 109H186V108H185ZM197 109H199V108H197ZM218 109H219V108H217V110H218ZM220 109H221V108H220ZM224 109H225V108H224ZM260 109H262V108H260ZM65 110H67V111H65ZM100 110H101V109H100ZM105 110H106V109H105ZM121 110H122V109H121ZM121 110H120V111H121ZM148 110H149V108H147L146 113L148 112ZM175 110H177V109H175ZM203 110H206V109H203ZM211 110H212V109L208 110V114H209V111L211 112ZM225 110H226V109H225ZM249 110H250V109H249ZM252 110H253V109H252ZM3 111H2V112H3ZM6 111H8V110L6 109ZM91 111H92V110H91ZM96 111H97V110H96ZM103 111H104V110H103ZM109 111H110V110H109ZM134 111H135V110H134ZM141 111H142V110H141ZM173 111H174V110H173ZM177 111H179V110H177ZM180 111H181V109H180ZM222 111H223V110H222ZM222 111H219V112L221 113ZM229 111H230V109L228 110V112H229ZM235 111H234V112H235ZM238 111H239V110H238ZM255 111H257V109H255ZM263 111H264V110H263ZM2 112H1V113H2ZM64 112H61V113H64ZM83 112H84V110H83ZM85 112H86V111H85ZM124 112H125V111H124ZM127 112H128V111H127ZM129 112H130V111H129ZM151 112H152V111H151ZM174 112H175V111H174ZM188 112H189V111H188ZM188 112H187V114H188ZM190 112H191V110H190ZM194 112L192 111L193 114H194ZM201 112H202V110H201L199 113L201 114ZM215 112H217V111H214V113H215ZM223 112H224V111H223ZM225 112H226V111H225ZM236 112H237V111H236ZM61 113H60V114H61ZM66 113H65V114H66ZM75 113H76V112H75ZM78 113H80V112H78ZM98 113H100V111H99ZM135 113H137V112H135ZM140 113H141V112H140ZM142 113H144V111H143ZM152 113H153V112H152ZM179 113H181V112H179ZM179 113H178V114H179ZM182 113H183V112H182ZM192 113H190V115H191ZM220 113H219V114H220ZM230 113H231V111L229 112V114H230ZM241 113H243V111H242ZM246 113H247V112H246ZM248 113H250V112L248 111ZM3 114H4V113H3ZM27 114L38 115V118H36L37 120H36V122H35L34 124H33L32 122H30V121H29V122L24 121V120H26V119H31V118H27ZM57 114H59V113H57ZM144 114H145V113H144ZM172 114L174 115V113H172ZM172 114H171V115H172ZM200 114L197 115V119H198V118H200V119L203 118V116L200 115ZM203 114L205 115L204 118H206V114H207V113H206V114L203 113ZM210 114H211V113H210ZM212 114H213V112H212ZM215 114H216V113H215ZM229 114H227V115H228V116H227L228 118H229ZM232 114H233V113H232ZM238 114H239V113H238ZM238 114H237L236 116H238ZM262 114H264V113H262ZM9 115H10V114H9ZM136 115H137V114H136ZM138 115H139V114H138ZM146 115L149 116V113L146 114ZM150 115H151V113H150ZM165 115H163V116H165ZM173 115H172L171 117H173V121H174V119H175L176 117H175V115H174V116H173ZM190 115H188V116L190 117ZM199 115H200L201 117H198ZM213 115H214V114H213ZM240 115H241V114H240ZM139 116H140V115H139ZM139 116H137V117H139ZM148 116H147V117H148ZM153 116L156 117L154 113H153ZM167 116H168V115H167ZM176 116H177V115H176ZM182 116L185 117L186 115H182ZM188 116H186V117H188ZM210 116H211V115H210ZM222 116H223V115H221L220 117H222ZM242 116H243V115H242ZM244 116H245V115H244ZM261 116H262V115H261ZM65 117H66V116H65ZM71 117H72V116H71ZM75 117H76V116H75ZM75 117H73L72 119H74ZM78 117H79V116H78ZM140 117H142V116H140ZM147 117H146V118H147ZM154 117H149V118H152V119H153L152 121L154 122V125H155V123H158V122H155V121H156V118L154 119ZM157 117L160 118L159 116H157ZM168 117H169V116H168ZM178 117H179V115H178ZM184 117H183V118H184ZM193 117H194V116H193ZM207 117H208V116H207ZM212 117H213V116H212ZM218 117H219V116H218ZM220 117H219V120H220ZM224 117H225V116H224ZM227 117H226V118H227ZM233 117H234V116H233ZM233 117H231V120L233 119ZM50 118H51V119H50ZM69 118H70V117H69ZM191 118H192V117H191ZM204 118H203V119H204ZM214 118H215V117H214ZM214 118H213V119H214ZM216 118H217V117H216ZM255 118H256V117H255ZM258 118H259V116H258ZM262 118H263V117H262ZM67 119H68V118H67ZM67 119H66V120H67ZM147 119H148V118H147ZM162 119H164V117H163V118L161 117V118L159 119L160 122H161ZM166 119H168V118H166ZM181 119H182L181 117H180V120H178V118H177L178 121L176 122V124L173 123V128H174L175 125H177V123H178L179 121H180V123H182V122H181ZM184 119L186 120V122L189 121V120L186 119V118H184ZM203 119H202V120H203ZM222 119L224 120L225 118L222 117ZM222 119H221V120H222ZM143 120H144V119H143ZM150 120H151V119H150ZM154 120H155V121H154ZM169 120H171V119H169ZM185 120H184L183 122H185ZM191 120H192V119H191ZM193 120H194V119H193ZM193 120H192V121H193ZM204 120H205V119H204ZM210 120H211V119H210ZM225 120H226V119H225ZM227 120H228V119H227ZM64 121H65V120H64ZM64 121H63V122H64ZM152 121H151V122H152ZM163 121H164V120H163ZM171 121H172V120H171ZM199 121H201V120H199ZM207 121H209V118H208ZM235 121H236V120H235ZM239 121H241V120H239ZM245 121H246V120H245ZM254 121H255V120H254ZM145 122H146V120H145ZM149 122H150V121H149ZM186 122H185V123H186ZM194 122H195V121H194ZM204 122H205V121H204ZM215 122L217 123L218 121H215ZM228 122H229V120L227 121V125H229V127H230V124H229ZM259 122H260V121H259ZM263 122H264V121H263ZM61 123H62V122H61ZM196 123H197V121H196ZM202 123H203V122H202ZM202 123H201V124H202ZM223 123H225V122H223ZM231 123H232V122H231ZM247 123H251V122H247ZM247 123H246V127H247ZM147 124H148V122H147ZM149 124H150L151 127H152V124H151V123H149ZM149 124H148V125H149ZM164 124H165V122H164ZM167 124H168V123H167ZM187 124H189V123H187ZM204 124L206 125V127H208L206 123H204ZM204 124H203V125H204ZM225 124H226V123H225ZM241 124H242V122H241ZM33 125H35V129H36L35 131H33V132L31 131L30 133H29V132H26V134H25V132H22V131H23L22 128H24V127H26V128H32ZM63 125H64V124H63ZM136 125H137V124H136ZM154 125H153V127H154ZM161 125H163V124H161ZM169 125H170V122H169ZM179 125H180V124H179ZM184 125H185V124H184ZM190 125H191V123H190ZM194 125H195V126H193V127L196 128V126L200 125V122L197 123V124H194ZM205 125H204V126H205ZM221 125L224 126L223 124H221ZM231 125H232V126H235V125H233V124H231ZM254 125H255V124H254ZM254 125H253V126H254ZM256 125H257V122H256ZM260 125H261V124H260ZM68 126H70V125H68ZM71 126H73V125L71 124ZM137 126H138V125H137ZM139 126H140V125H139ZM141 126H142V125H141ZM155 126H157V127L159 128V130H160V128L162 129V127H160V123L157 124V125H155ZM165 126H166V125H165ZM165 126H163V127H165ZM180 126H181V125H180ZM186 126H187V125H185L184 127H186ZM201 126H202V125H201ZM217 126H218V125H217ZM219 126H220V125H219ZM222 126H220V127H222ZM232 126H231V127H232ZM240 126H242V125H240ZM251 126H252V125H251ZM263 126H264V125H263ZM56 127H57V130H55ZM64 127H65V125H64ZM64 127H63V128H64ZM153 127H152V128H153ZM157 127H155V131H156V129H158ZM169 127H171V126H169ZM184 127H183V128H184ZM210 127H211V126H210ZM224 127H225V126H224ZM224 127H223V128H224ZM229 127H228V128H229ZM235 127H236V126H235ZM238 127H239V126H238ZM242 127H243V126H242ZM244 127H245V126H244ZM256 127L258 128V126H256ZM66 128H67V124H66ZM66 128H65V129H66ZM68 128H71V127H68ZM138 128H139V127H138ZM142 128L144 129V127H142ZM178 128L180 129L181 127L178 126ZM190 128H191V126H190ZM195 128H194V129H195ZM199 128H200V126H199ZM203 128H204V130H202ZM211 128H212V127H211ZM223 128H222V129H223ZM225 128H226V127H225ZM225 128H224V129H225ZM233 128H234V127H233ZM240 128H241V127H240ZM240 128H239V129H240ZM249 128H250V127H248L247 129H249ZM260 128H261V127H260ZM263 128H264V127H263ZM24 129H25V128H24ZM164 129H165V128H164ZM169 129H170V128H169ZM169 129H168V127H167V129L165 130L166 133H167V130H169ZM188 129H189V128H188ZM188 129H187L186 131H188ZM212 129H215V128H212ZM218 129H219V128H218ZM218 129H217V130H218ZM222 129H221V130H222ZM226 129H227V128H226ZM230 129H231V128H230ZM242 129H243V128H242ZM252 129H254V127H253ZM32 130H33V128H32ZM141 130H142V129H141ZM148 130H149V128H148ZM159 130L157 131L158 133H159ZM174 130H175V128H174ZM176 130H177V129H176ZM189 130H190V131H188V134H190V133L192 132V129H189ZM195 130H196V134H195V136H197V134H198V135H199L198 138L200 137L199 140H201L202 138H201L200 135H202V134H199V133H198V130H200V129H198V130L195 129ZM195 130H193V132H194ZM201 130H202V132H200V133H203V134H204L205 132H203V131H205V127H202ZM232 130H233V129H231L230 131L233 132ZM244 130H245V129H244ZM250 130H251V129H250ZM255 130H256V128H255ZM26 131H27V130H26ZM28 131H30V130H28ZM153 131H154V130H153ZM155 131H154V132H155ZM161 131H162V130H161ZM172 131H173V130H172ZM177 131H178V130H177ZM186 131H185V132H186ZM227 131H228V129L225 130V132H227ZM230 131H229V132H230ZM246 131H248V130H246ZM246 131H245V133H246ZM263 131H264V130H263ZM122 132H123V131H122ZM124 132H125V130H124ZM126 132H127V131H126ZM154 132H153L152 135L155 134ZM157 132H156V134H157ZM163 132H164V131H163ZM163 132H162V133L160 132L161 135L163 134ZM180 132H181V130L179 131V133H180ZM185 132H184V134H185ZM189 132H190V133H189ZM216 132H217V131H216ZM219 132H220V131H219ZM238 132H240V131L238 130ZM260 132H262V131H260ZM166 133H165V134H166ZM171 133H172V132H171ZM223 133H224V132H223ZM236 133H237V131H236ZM243 133H244V132H243ZM247 133L251 134L252 132L250 133V132L248 131ZM257 133L259 134V132H257ZM29 134H30L31 138H30ZM124 134H125V133H124ZM136 134H137V133H136ZM156 134L154 135V138H151V137H153V136H151V137L148 136V137L151 138V139H153V142H155L154 139L157 138V137H155V136L158 135V134H157V135H156ZM169 134H170V133H169ZM207 134H209V132H208ZM214 134H215V133H214ZM214 134H213V135H214ZM217 134H220V133L217 132ZM225 134H226V133H225ZM233 134H234V133H233ZM255 134H256V133H255ZM263 134H264V133H263ZM117 135H118V134H117ZM117 135H116V137L118 138ZM119 135H120V134H119ZM145 135H146V134H145ZM149 135H151V134H149ZM174 135H175V132H174ZM178 135H179V134H178ZM180 135H182V134H180ZM191 135H192V133H191L189 136H191ZM213 135H212V137H213ZM226 135H227V134H226ZM230 135H231V134H230ZM230 135H229V136H230ZM256 135H257V134H256ZM138 136H139V135L137 134V137H138ZM146 136H147V135H146ZM164 136H165V135H164ZM164 136H163V138H164ZM166 136H169V135L166 134ZM189 136H187V137H188V140H187L186 135H182V136H181V140L179 139L178 142L181 143V141H182V143L185 144V140H186V143H188L187 141H189V138H191V137H189ZM232 136H234V135H232ZM246 136H247V134L245 135L244 138H245V139H246V138L248 139L249 137H246ZM250 136H251V135H250ZM68 137H69V138H68ZM143 137H144V136H143ZM159 137H160V135L158 136V140L161 139V138L159 139ZM170 137H171V135H170ZM175 137H177V135H176ZM175 137H174V138H175ZM178 137H179V136H178ZM185 137H186V138H185ZM193 137H194V135H193ZM202 137L205 138L204 135H203ZM209 137H210V136H209ZM224 137H225V136H224ZM227 137H228V136H227ZM236 137H237V136H236ZM255 137H256V136H255ZM259 137H260V136H259ZM261 137H262V136H261ZM43 138H44V139H43ZM117 138H116V140H117V143H118V144H119V142L122 143V144H124V145L122 146V147H123L122 149H124V146H125V145H127V144L129 145L130 141L132 140V138L130 137V135H128V133H127V135L125 134V136H122V137L120 136V137H119V138H120L119 142H118V139H119V138H118V139H117ZM145 138H147V137H145ZM149 138H147V141H148L149 144H150L149 146H152V145H151V141H152V140L149 141ZM167 138H168V137H167ZM195 138H196V137H195ZM217 138L220 139V138H219V135H218V137H216V141H217ZM221 138H222V137H221ZM229 138H230V137H229ZM238 138H239V137H238ZM238 138H237V139H238ZM242 138H243V137H242ZM251 138H252V137H251ZM253 138H254V136H253ZM18 139H17V140H18ZM38 139H37V141H38ZM114 139H115V138H114ZM165 139H166V137H165ZM165 139H164L163 144H161V145H165V146H166V144H169V143L171 142V140H172V139L169 140V141H170V142H169V141H167V140H168V139H167L166 141L169 142V143L166 142V144H164V143H165ZM177 139H178V138H177ZM207 139H208V138H207ZM232 139H233V138L231 137V138H230V143H231V140H232ZM240 139H241V137H240ZM247 139H246V140H247ZM263 139H264V138H263ZM23 140H22V141H23ZM28 140H27V142H28ZM116 140H115V142H116ZM135 140H136V139H135ZM143 140H144V138H143ZM158 140H157V141H158ZM191 140H193V142H195V141L197 142L198 139L196 138V140H195L194 138H191ZM199 140H198V143L200 144V142L202 143V141H204V140H206V139H204V140H202V141H199ZM211 140H212V138H211ZM224 140H225V139H224ZM241 140H242V139H241ZM248 140H249V139H248ZM162 141H163V140H162ZM162 141H161L160 143H162ZM174 141H176V140L174 139ZM237 141H238V140H237ZM242 141H243V140H242ZM253 141H254V140H253ZM24 142H25V141H24ZM69 142H70V141H69ZM115 142H114V143H115ZM148 142H146V143L143 144V145L146 146V145L148 144ZM153 142H152L153 146H154L155 144H157V143L154 144ZM190 142H191V141H190ZM254 142H255V141H254ZM258 142H259V140H258ZM258 142H257V143H258ZM261 142H262V139H261ZM117 143H116V145H118ZM160 143L157 144V145H159V146H157V148H159V149H160ZM179 143H178V145H179ZM212 143H215V141H214V142L212 141ZM224 143H225V144H226V143L228 144V145L225 146V147L227 148V147L229 146V142L226 140V142H224ZM232 143H234V142H232ZM239 143H240V142H239ZM246 143H248V142H246ZM250 143H251V142H250ZM259 143H260V142H259ZM259 143H258V144H259ZM28 144H29V143H28ZM32 144H33V143H32ZM96 144H97V148H98V150H99V151L97 150L99 156L97 155L98 157H96L97 161H96V159H95V161H96V163H95V167H99V166H100V163L106 159V157H105V155H106L105 152H107V154H108V153L110 152V149L108 150V148H107V150H108L109 152H108L107 150L105 151L104 149H106V146L104 147V145H103V143H102L101 140L96 141ZM172 144H176V142H175V143H172ZM172 144H171V147H172ZM189 144H192V146H194V144H193L192 142H191V143H188L187 145H189ZM221 144H222V142H221ZM240 144H241V143H240ZM244 144H245V143H244ZM251 144H253V143H251ZM262 144H263V142H262ZM30 145H31V143L29 144V146H30ZM108 145H109V146H108ZM108 145H107V146L110 148L111 143L108 144ZM112 145L114 146L113 143H112ZM112 145H111V148L113 147ZM116 145H115V146H116ZM119 145H120V144H119ZM138 145H139V144H138ZM232 145H233V144H232ZM234 145H238V144L235 143ZM242 145H243V143H242ZM253 145H254V144H253ZM253 145H251V147H252ZM31 146H32V145H31ZM31 146H30L29 149H31ZM120 146H121V145H120ZM145 146H144L145 149L143 148V149L145 150V152H144L143 149H142V151L144 152V154H143V152H141V153H142V154H141L142 156H138L139 154L136 155V157H138V158L140 157V159H141L142 168L145 167V166L143 167V165H146L145 163H147V161H149V160L151 161L150 157H152L153 154L155 155V152H157V151H156V150H157L156 148H154V147H149L148 149H146ZM165 146H164V147H165ZM167 146H170V145H167ZM175 146L177 147V145H175ZM185 146H186V144H185ZM195 146H196V145H195ZM199 146H200V145H199ZM199 146H198V147H199ZM201 146H202V145H201ZM203 146H204V145H203ZM203 146H202V147H203ZM208 146H209V145H208ZM248 146H249V145H248ZM254 146H255V147L258 146V145H256V142H255V145H254ZM259 146H260V145H259ZM125 147H126V146H125ZM147 147H148V146H147ZM162 147H163V146H162ZM179 147H180V146H179ZM179 147L176 148V149H179V150H180ZM182 147H183V146H182ZM188 147L191 148V145H190V146H187V148H188ZM198 147H197L196 150H198ZM246 147H247V146H246ZM246 147H245V148H246ZM114 148H115V147H114ZM128 148H129V147H128ZM138 148H141L140 145H139ZM138 148H137V150H138ZM167 148H168V147H167ZM184 148H185V147H184ZM192 148H193V147H192ZM200 148H201V147H199V149H200ZM210 148H211V147H210ZM210 148H209V150H211ZM212 148H213V145H212ZM214 148H215V147H214ZM223 148H224V147H223ZM240 148H241V147H240ZM242 148H243V146H242ZM35 149L38 150V148H35ZM60 149H61V148H60ZM60 149H57V153H58V151H59ZM120 149H121V148H120ZM169 149H170V148H169ZM181 149H182V148H181ZM185 149H186V148H185ZM221 149H222V147H221ZM221 149H219V150L221 151ZM238 149H239V148H238ZM255 149H256V148H255ZM259 149H261V148H259ZM263 149H264V148H263ZM32 150H33V152H34V149H33V148H32ZM32 150H31V151H32ZM36 150H35V152H36ZM46 150H48V148H46ZM62 150H63V149H62ZM137 150H136V151H137ZM140 150H141V149H140ZM154 150H155V152L153 153ZM160 150H162V149H160ZM163 150H165V148H163ZM163 150L160 151V153L163 152ZM182 150H183V149H182ZM189 150H190V149H189ZM192 150H193V149H192ZM194 150H195V148H194ZM212 150H214V149H212ZM212 150H211V151H212ZM225 150H226V149H225ZM225 150H222V152L225 151ZM31 151H30V152H31ZM116 151H118V150L116 149ZM165 151H167V150H165ZM165 151H164V154L167 153L169 150H168L167 152H165ZM171 151H172V149H171ZM174 151H175V147H174ZM176 151H177V150H176ZM187 151H188V149H187ZM200 151H201V150H200ZM200 151H199V154H200ZM231 151L233 152V148L231 149ZM239 151H240V150H239ZM257 151H258V150H257ZM33 152H32V153H29V155H30V157H28L29 160H31V159H30L31 157L34 158V156H33V155H34ZM37 152L39 153V151H37ZM40 152H41V151H40ZM48 152H49V151L45 152V155H46V153H48ZM59 152H61V150H60ZM62 152H64V151H62ZM62 152H61V155L59 154L60 157L63 156V155H62ZM99 152H100V153H99ZM138 152H139V150H138ZM192 152H193V151H192ZM195 152H196V151H195ZM201 152H202V151H201ZM208 152H209V151H208ZM212 152H213V153L215 152L216 154H217V153H220L219 151H218V152H216V151H212ZM226 152H228V151H226ZM234 152H235V151H234ZM234 152H233V154H234ZM237 152H238V151H237ZM243 152L245 153V151H243ZM254 152H255V151H254ZM260 152H261V151H260ZM263 152H264V150H263ZM263 152H262V153H263ZM55 153H56V151H55ZM57 153L54 154V155H57ZM168 153H169V152H168ZM168 153H167V154H168ZM172 153L174 154V152H172ZM178 153H181V154H182V153H184V152H182V151H180V152L177 151V154H178ZM215 153H214V154H215ZM246 153H247V152H246ZM249 153H250V152H249ZM262 153H260V154H262ZM43 154H44V153H43ZM43 154H42V155H43ZM48 154H49V153H48ZM109 154H110V153H109ZM164 154H163V155H164ZM167 154H165V155H167ZM199 154H198V155H199ZM205 154H206V153H205ZM214 154H213L212 156H214ZM216 154H215V155H216ZM224 154H225V153H224ZM227 154H228V153H227ZM238 154H239V153H238ZM238 154H237V156H238ZM260 154H259V155H260ZM42 155H41V156H42ZM49 155H50V154H49ZM54 155H52V153H51L50 156H54ZM64 155H65V154H64ZM143 155H144V156H143ZM156 155H159V154L156 153ZM169 155H170V153H169ZM171 155H172V154H171ZM234 155H235V154H234ZM241 155H243V154H241ZM245 155H246V154H245ZM250 155H251V154H250ZM259 155H258V156H259ZM35 156H36V155H35ZM133 156H135V155L133 154ZM180 156H181V155H180ZM184 156H187L186 153L183 155V160H184V158H185V160H186L187 158L184 157ZM199 156H200V155H199ZM206 156H207V155H206ZM226 156H227V155H226ZM248 156H249V154H248ZM253 156H254V155H253ZM253 156L250 157V158H252V160L254 159ZM43 157H46V156H43ZM57 157L59 158L58 155H57ZM111 157H112V156H111ZM111 157H110V158H111ZM142 157H145V158H142ZM154 157H155V156H154ZM157 157H158V156H157ZM164 157L167 158V156H164ZM164 157H163V158H164ZM175 157H179V156H176V154H175ZM200 157H201V156H200ZM230 157H231V156H230ZM243 157H244V156H243ZM246 157H247V156H246ZM35 158H36V157H35ZM39 158H40V157H39ZM39 158H38V159H39ZM46 158H48V157H46ZM53 158H54V157H53ZM61 158H62L63 160H62V159H57V161L59 160L60 163H61V164L59 163L60 166H58V162L56 161L57 166H58V167H65V166H66L65 159H64L63 157H61ZM108 158H109V157H108ZM110 158H109V159H110ZM123 158H124V160L126 159L125 157H123ZM123 158H121V159H123ZM134 158H135V157H134ZM152 158H153V157H152ZM166 158H164V160H165ZM171 158H172V157H171ZM180 158H182V157H180ZM180 158H179V160H180ZM207 158H209V156H208ZM207 158H206V159H207ZM238 158H239V159H240V158L242 159V157H239V156H238ZM238 158H237V159H238ZM255 158H256V157H255ZM262 158H263V159H262L263 162H262L261 160H259V157H258L259 163L261 164V162H262L261 166H260L259 163H257L258 161H255L256 163L253 162V164L255 163V165H254L253 167H256V168H257V169H255V170H257V172H256V171L254 172V169H253L252 167L249 166V167L253 170V173L259 174L258 172H262V173L264 172V171H262V168L264 169V167H262V166L264 165V156H263ZM38 159H37V160H38ZM40 159H41V158H40ZM43 159H44V158H42V160H41V161L39 160V161L42 162ZM49 159H50V158H49ZM121 159H120V160H121ZM135 159H136V158H135ZM155 159H156V158H155ZM177 159H178V158H177ZM196 159H197V158H196ZM198 159H199V158H198ZM213 159H214V158H213ZM215 159H216V158H215ZM221 159H222V158H221ZM221 159H220V161H221ZM230 159H231V158H230ZM237 159H235V160H237ZM239 159H238V160H239ZM260 159H261V157H260ZM111 160H112V159H111ZM111 160H110V161H111ZM113 160H115L114 157H113ZM120 160H119V166H118L119 168H120L121 165H122V167L124 166V168H125V167H128V166L131 167V166L129 165L130 163L134 164V161L131 162L132 158H131V160L129 159L130 161L128 160L130 163L127 161L128 164H127V162H125L124 160H123L124 162L121 161V163H120ZM126 160H127V159H126ZM133 160H134V159H133ZM136 160H137V159H136ZM179 160H178V161H179ZM181 160H182V159H181ZM181 160H180V162H181ZM183 160H182V161H183ZM209 160H210V159H209ZM235 160H234V162H237V161H235ZM248 160H249V159H248ZM254 160H255V159H254ZM39 161H38V162H39ZM107 161H108V160H107ZM139 161H140V160H139ZM157 161H158V160H157ZM161 161H162V160H161ZM173 161H174V160H173ZM186 161H187V160H186ZM194 161H196V160H194ZM199 161H200V160H199ZM206 161H207V160H206ZM220 161L218 160L217 162H220ZM223 161H224V159H223ZM240 161H241V160H240ZM246 161H247V159H246ZM249 161H250V160H249ZM260 161H261V162H260ZM44 162H45V161H44ZM46 162H47V161H46ZM105 162H106V161H105ZM111 162H112V161H111ZM114 162H115V161H114ZM114 162H112V163L114 164ZM143 162H144V164H143ZM155 162H156V161H155ZM175 162H176V161H175ZM197 162H198V161H197ZM214 162H215V160H214ZM226 162H227V161H226ZM48 163L50 164V162H48ZM48 163H47V164H48ZM139 163H140V162H138V164H139ZM141 163H140V165H141ZM176 163H177V162H176ZM176 163H174V164H176ZM190 163H191V162H190ZM190 163H189V164H190ZM42 164H43V163H42ZM64 164H65V166H64ZM109 164L112 165L111 163H109ZM138 164H135V165L137 166ZM161 164H163V161H162ZM164 164H165V163H164ZM178 164H181V163H178ZM192 164H193V163H192ZM213 164H214V163H213ZM218 164H220V163H218ZM222 164H223V163H222ZM231 164H232V163H231ZM235 164H236V163H235ZM241 164H242V163H241ZM253 164H251V165H253ZM257 164H259V166H258ZM54 165H55V163H54ZM101 165H103V164H101ZM104 165H106V163H104ZM104 165H103V166H104ZM147 165H148V164H147ZM151 165H154V164H151ZM186 165H188V164H186ZM186 165H185V166H186ZM199 165H200V164H199ZM203 165H204V164H203ZM220 165H221V164H220ZM224 165H225V164H224ZM227 165H228V164H227ZM239 165H240V164H239ZM239 165H238V166H239ZM242 165H243V164H242ZM246 165H247V164H246ZM113 166L115 167V165H113ZM113 166H112V168H114ZM149 166H150V163H149ZM156 166H157V165H156ZM156 166H155V167H156ZM166 166H167V165H166ZM172 166H173V165H172ZM179 166H180V165H179ZM179 166H178V167H179ZM181 166H182V165H181ZM191 166H193V165H191ZM197 166H198V165H197ZM197 166L195 165L194 167L197 168ZM225 166H226V165H225ZM225 166H224V167H225ZM229 166H230V165H229ZM235 166H236V165H235ZM247 166H248V165H247ZM257 166H258V167H257ZM118 167H117V168H118ZM122 167H121V168H122ZM152 167H153V166H152ZM158 167H162V165H161V166L158 165ZM158 167H157V168H158ZM174 167L176 168V167H177V164H176V166L174 165ZM206 167H207V166H206ZM226 167H227V166H226ZM260 167H262V168H260ZM100 168H101V167H100ZM112 168L110 167L109 170L113 172V169H112ZM119 168H118V169H119ZM124 168H123V169H124ZM142 168H141V169L139 168V169L142 171ZM148 168H149V167H148ZM171 168H172V167H171ZM171 168H170L169 170H171ZM198 168H199V167H198ZM240 168H242V166H241ZM243 168H244V167H243ZM245 168H247V167H245ZM111 169H112V170H111ZM118 169H117V170H118ZM125 169H126V168H125ZM127 169H130V168H127ZM131 169H132V168H131ZM145 169H146V168H145ZM145 169H143V170L146 171ZM149 169H151V168H149ZM185 169H186V168H185ZM194 169H195V168H194ZM203 169H204V168H203ZM229 169H230V168H229ZM229 169H228V172H229ZM235 169H236V167H235ZM235 169H234V170H235ZM247 169H249V168H247ZM140 170H138V171H140ZM151 170H152V169H151ZM159 170H160V168H159ZM166 170H167V167H166ZM188 170H189V168H188ZM198 170H199V169H198ZM206 170H207V169H206ZM222 170H223V169H222ZM222 170H221V171H222ZM259 170H260V171H259ZM120 171H123V170H120ZM126 171H127V170H126ZM126 171H125V172H126ZM144 171H142V172H144ZM161 171H162V169H161ZM174 171H175V169H174ZM207 171H209V170H207ZM235 171H236V170H235ZM239 171H240V169L238 170L237 173H239ZM169 172H170V171H169ZM177 172H178V169H177ZM179 172H180V171H179ZM186 172H189V171H186ZM210 172H211V171H210ZM243 172H244V171H243ZM116 173H117V172H116ZM116 173H114V175H116ZM122 173H124V172H122ZM122 173H121V174H122ZM127 173H128V172H127ZM130 173H133V171L131 172V170H130ZM157 173H158V172H157ZM161 173H162V172H161ZM181 173H182V170H181L180 174H181ZM184 173H185V172H184ZM184 173H183V174H184ZM218 173H219V172H218ZM220 173L222 174V172H220ZM226 173H227V172H226ZM237 173H236V175H237ZM241 173H242V171H241ZM244 173H246V172H244ZM110 174H111V173H110ZM124 174H125V173H124ZM164 174H165V173H164ZM169 174H170V173H169ZM203 174H204V173H203ZM233 174H234V173H233ZM250 174H251V171H250ZM112 175H113V174H112ZM112 175H111V176H112ZM127 175H128V174H127ZM129 175H130V174H129ZM166 175H168V174L166 173ZM166 175H165V176L162 175V176H164V178H165ZM197 175H198V174H197ZM205 175H206V174H205ZM224 175H225V173H224ZM236 175H235V176H236ZM244 175H245V174H244ZM93 176H94V175H93ZM93 176H92V177H93ZM149 176H150V175H149ZM154 176H156V174H155ZM157 176H160V173H159V175L157 174ZM202 176H203V175H202ZM219 176H220V175H219ZM247 176H248V174H247ZM258 176H259V175H258ZM26 177H27V176H26ZM26 177L24 176L25 179L23 178L22 183L16 188L17 196H19V197H22V196H23L22 194L24 193V190H26V185H27V183H25V182H26L27 179H28V178H26ZM92 177L89 176V178H90L91 180H93ZM114 177H115V176H114ZM114 177H113V178H114ZM151 177H152V176H150V178H151ZM160 177H161V176H160ZM168 177H169V176H168ZM168 177H167V178H168ZM198 177H199V176H198ZM233 177H234V175H233ZM238 177H239V176H238ZM249 177H251V175H250ZM249 177H247V178H249ZM254 177H255V176H254ZM256 177H257V175H256ZM113 178H112V179H113ZM152 178H153V179H151V180H154V177H152ZM157 178H158V180H160L159 177H157ZM161 178H162V177H161ZM167 178H166V180H167ZM200 178H201V177H200ZM200 178H199V179H200ZM229 178H230V177H229ZM240 178H241V177H240ZM242 178H244V177H242ZM251 178H252V177H251ZM251 178H250V179H251ZM258 178H259V177H258ZM262 178H263V175L261 176V180H260V178H259V179H256V180L262 182V181H263ZM224 179H226V178H224ZM236 179H237V178H236ZM263 179H264V178H263ZM25 180H26V181H25ZM91 180H90V181H91ZM163 180H164V179H163ZM203 180H204V179H203ZM209 180H210V179H209ZM209 180L207 179L206 181L208 182ZM228 180H230V179H228ZM233 180H234V179H233ZM233 180H232V181H233ZM246 180H248V179H246ZM256 180H255V182H256ZM51 181H52V178H51ZM109 181H110V183L112 184V186L115 185L114 182L116 181V177H115V181H114V182H112L111 178H110ZM147 181H149V179H148ZM147 181H145V182H147ZM155 181H157V179H155ZM155 181H154V182H155ZM249 181H250V180H248V182H249ZM251 181H252V179H251ZM258 181H257V183H256L255 185L258 184ZM117 182H118V181H117ZM145 182H143L142 184H147V183H145ZM161 182H163V181H161ZM239 182H240V180H239ZM248 182H247V183H248ZM261 182H260V183H261ZM35 183H36V184H35ZM35 183H34V186L36 187V189H35V191H36L35 194L37 195V197H36L37 199L34 198L35 201H34L33 203H34L35 205H37V206H38L39 204H42V205L45 207V211L48 210L47 212L54 211V210H52V209H53V208H56L55 206L62 202V198H63V196H64L65 194H67V195L70 194V192H69V190L66 188V184H65L64 182L61 183V184H59V185H58V184H55L54 181H52V183L49 184V185H43L42 182H41V184H40L39 182H35ZM148 183H149L148 185H145L146 187L144 186L145 188H144V187H143V188L141 187V189H143V190H147V186H148V188H149V186L154 187L153 185H155V184L150 185V183H152L151 181L148 182ZM226 183H227V182H226ZM231 183H232V182H231ZM231 183H230V186H231ZM235 183H236V182H235ZM32 184H33V183H32ZM108 184H109V182L107 183V185H105V188L108 187V188L110 189V187H111V188H114V189H115V186L117 185V183H116V185H115L114 187H112V186H110V184H109V186H108ZM118 184H119V183H118ZM137 184H138V183H136V185L134 184V185H135L134 188L136 187L135 189H137V191L140 192L139 188L137 187ZM207 184H208V183H207ZM236 184H239V183H236ZM30 185H31V184H30ZM159 185H160V184H159ZM205 185H206V184H205ZM240 185H241V184H240ZM24 186H25V189H24ZM28 186H29V184H28ZM28 186H27V187H28ZM34 186L32 185V188L30 187L31 190H27V191H28V192H29V191H32V189H33ZM106 186H107V187H106ZM139 186H141V185H139ZM248 186H249V185H248ZM248 186H246V187H248ZM250 186H251V185H250ZM258 186H259V185H258ZM258 186H257V187H258ZM263 186H264V184H263ZM157 187H158V186H157ZM202 187H203V186H202ZM204 187H205V186H204ZM236 187H237V186H236ZM108 188H107V189H108ZM238 188H239V187H238ZM252 188H253V187H252ZM252 188H249V190H250V191L253 190ZM254 188H255V186H254ZM260 188H261V187H260ZM109 189H108V191H109ZM150 189H153V190H154V188H150ZM230 189H231V188H230ZM101 190H104V192H105L106 189H103V186H101ZM112 190H113V189H112ZM115 190H116V189H115ZM148 190H149V189H148ZM153 190H150V191H153ZM203 190H205V189H203ZM246 190H247V189H246ZM246 190H245V191H246ZM108 191H106V195H108V194H107ZM135 191H136V190H135ZM137 191H136V192H137ZM245 191H244V192H245ZM247 191H248V190H247ZM250 191L247 192V193L245 192V195L248 194V193H252V192H250ZM28 192H27V193H28ZM104 192H102V193H104ZM109 192H111V191H109ZM109 192H108V193H109ZM112 192L114 193V190H113ZM145 192H147V191H145ZM260 192H261V191H260ZM21 193H22V194H21ZM29 193H30V192H29ZM140 193H141V192H140ZM140 193H139V194H136V196H138V195L141 196ZM254 193H255V192H254ZM258 193H259V192H258ZM25 194H26V192H25ZM236 194H237V193H236ZM70 195H71V194H70ZM102 195L105 196V194H102ZM102 195H101V196H102ZM112 195H113V194H112ZM231 195H232V194H231ZM239 195H240V194H239ZM248 195H249V194H248ZM262 195H264V194H262ZM26 196H28V194H27ZM73 196H74V195H73ZM139 196H138V199H139ZM243 196H244V195H243ZM252 196H254V195L252 194ZM256 196H257V195H256ZM105 197H106V196H105ZM105 197L103 198L104 200H105ZM237 197H238V196H237ZM244 197H245V196H244ZM246 197H247V196H246ZM248 197H249V196H248ZM248 197L245 198L247 201H244V204L241 203V204H243V207H244V208L239 207V211H238L239 213L236 211V212L238 213V216H240V217H238V219L236 218L237 220L234 219V221H230V222H231V223H230V222L228 221V219H226V220L228 221L229 224L227 223L226 220H224V221L226 222V227H225L224 230H223L224 233H223V234H220V230H219V229H218L219 232H217V233L220 234V237H221V235L223 236V235L225 234V232H226L225 230L228 231L229 229H230V230H229L230 232L233 231V234H234V231H236V232H238V235H239V234H240V235L242 234L243 236H245L243 233L245 232V230H246V231L249 230V229H247V228L253 226V223H252V222H254L255 219H261V217L258 218L259 216H262V215L264 216V211H263V210H264V203H263L264 199H263V201H262V200H261V199H262V196H261V199L259 198V200H261V202H262L263 204L260 202L261 206H259L260 204H259V203H256V205L259 204L258 206H256V208H257V207H261V209H258V208H257L258 211H256V214H255V217H257V218H255V217H254L255 219L252 218L251 223H250V221H249V223H250L252 226L249 225L248 223H247L248 225L245 224L247 218L249 217V216L247 215L248 212H247L246 209H245V206H247L248 204L245 205V203H250V202H252V200H253V198H251L252 200L249 202V200H248L249 198H248ZM250 197H251V194H250ZM116 198H118V197H116ZM119 198H120V197H119ZM239 198H240V197H239ZM17 199H18V198H16V199H13V198H12L11 200H12V201H16ZM27 199H28V198H27ZM103 199H102V201H103ZM132 199H134V197H133ZM225 199H226V198H225ZM231 199H233V198H231ZM234 199H235V198H234ZM234 199H233V200H234ZM243 199H244V198H243ZM245 199H244V200H245ZM21 200H22V199H21ZM124 200H125V199H124ZM237 200H238V199H237ZM28 201H29V200H27V202H28ZM105 201H106V200H105ZM115 201H116V199H115ZM121 201H122V199H121ZM137 201H138V200H137ZM139 201H140V200H139ZM139 201H138V202H139ZM229 201H230V200H229ZM235 201H236V200H235ZM241 201H242V199L240 200V202H241ZM256 201H257V199H256ZM108 202H111V201H108V200H107L106 203H108ZM131 202H133V201L131 200ZM131 202H130V203H131ZM138 202L136 203V201H135V204H138ZM223 202H224V201H223ZM254 202H255V201H254ZM254 202H252V204H253ZM100 203H102V202H99V205H100ZM115 203H116V202H115ZM121 203H122V202H121ZM121 203H120V202H117L116 205H115V204H113V205L111 204V205H112L111 207H113V206L115 205V206H118V207H116V208H117L118 210H120L119 208H120V207L122 208V206H120ZM224 203H225V202H224ZM226 203H227V202H226ZM229 203H231V202H229ZM238 203H239V200H238ZM221 204H223V203L221 202ZM221 204H220V205H221ZM35 205H34V206H35ZM71 205H72V204H71ZM71 205H69L68 208H72V211H71V209H70V211H69V210H66V211H69L70 213L73 212V208H74V206L72 207ZM108 205L110 206L109 203H108L107 205L104 204V206H106V208L109 207ZM122 205L125 207V208H123L124 212H123L122 214H120V212H122V211H118V210H116L115 212H117V213L115 214V213H113L114 211L111 210L112 212L108 213L109 216H106V215H105L106 218H105V216L103 217V218H105V221H103L104 223L102 222V225L105 224V227H106V228H104V229L106 230V232L104 231V234L107 233V234L109 235V231H108V230H110V229L112 230V228L116 226V225H115V226L110 227V226H111V225H110L111 223L109 224L108 222H111L112 219H113V222H114V221H115L114 218L117 216L118 213H119L120 216H121L120 218H123V219H120V218H119V219L121 220V221H120V220L116 217V222L118 223V225H119L120 222H121V224L123 225V223H122L123 220H124V223H125L124 225H126V224L129 225V223H126L128 220H129V222L132 221V218H131V220H130V219H128V220H125V219H124L125 216L127 217V214H128V217H130V215H129V214H130V213H129V210H127V209H128V206H127V205H129L128 200L126 199L125 202H124ZM130 205H131V206H130ZM130 205H129V209H130V211L133 212L134 210H133V209L131 210V208H130V207H133V206H132L133 203H131ZM226 205L229 206L228 204H226ZM234 205H235V204H234ZM244 205H245V206H244ZM119 206H120V207H119ZM126 206H127V207H126ZM138 206H140V205H138ZM216 206H217V205H216ZM230 206H232V205H230ZM240 206H242V205H240ZM251 206H252V205H250L249 207H251ZM254 206H255V205H254ZM101 207L103 208V204H102ZM101 207H98V208H99V209H98V212H99L100 210H103ZM111 207H110V208H111ZM104 208H105V207H104ZM113 208H114V207H113ZM142 208H143V207H142ZM216 208H217V207H216ZM220 208H221V207H220ZM240 208H241V209H240ZM262 208H263V209H262ZM125 209H126V210H125ZM222 209H223V208H222ZM224 209H225V208H224ZM229 209H231V208H229ZM247 209H248V208H247ZM251 209H252V208H251ZM59 210H60V208H59ZM59 210H55V211L58 212ZM121 210H122V209H121ZM227 210H228V209H227ZM235 210H236V209H235ZM235 210H232V211L235 212ZM249 210H250V209H249ZM249 210H248V211H249ZM253 210H254V208H253ZM135 211H136V209H135ZM224 211H225V210H224ZM230 211H231V210H230ZM232 211H231V212H232ZM61 212H63V211H61ZM64 212H65V211H64ZM100 212H101V211H100ZM105 212H106V214H107V211L104 210V212H101V215H102V213L105 214ZM136 212H137V211H136ZM136 212H135V213H136ZM147 212H149V211H147ZM228 212H229V210L227 211V213H228ZM234 212H232V213H234ZM52 213H53V212H52ZM124 213H126V215H125ZM135 213L133 212L134 215H135ZM200 213H201V212H200ZM200 213H199V214H200ZM223 213H224V212H223ZM250 213H251V212H250ZM250 213H249V214H250ZM254 213H255V212H254ZM254 213H253V214H254ZM98 214H99V213H98ZM112 214H113V217H114V218L111 217ZM133 214H131V215H133ZM146 214H147V213L145 212L144 215H146ZM196 214H197V213H196ZM199 214H198V215H199ZM216 214H217V213H216ZM216 214H215V215H216ZM224 214H225V213H224ZM253 214H251V215H253ZM101 215H99V216H100V219H102V216H103V215H102V216H101ZM115 215H116V216H115ZM198 215H197V216H198ZM217 215H218V214H217ZM222 215H223V214H222ZM222 215H221V216H222ZM118 216H119V215H118ZM122 216H123V217H122ZM195 216H196V215H195ZM197 216H196V217H197ZM230 216H231V215H230ZM244 216H245V217L248 216L247 218H245V219H246L245 222H244V220H243L244 218H242V217H244ZM263 216H262V217H263ZM131 217H132V216H131ZM145 217H146V216H145ZM196 217H195V218H196ZM199 217H200V216H199ZM219 217H220V216H219ZM219 217H218V218H219ZM228 217H229V216H228ZM251 217H252V216H251ZM107 218H108V219L111 218V220H108ZM207 218H208V217H207ZM213 218H214V217H213ZM213 218H212V219H213ZM221 218H222V217H221ZM225 218H226V217H225ZM234 218H235V217H234ZM239 218H240V220H239ZM100 219H99V220H100ZM126 219H127V218H126ZM152 219H153V218H152ZM152 219H151V220H152ZM200 219H201V218H200ZM200 219H199V220H200ZM223 219H224V217H223ZM250 219H251V218H250ZM253 219H254V220H253ZM102 220H104V219H102ZM134 220H135V219H134ZM180 220H181V219H180ZM183 220H184V219H183ZM199 220L195 221L194 223L197 225L196 222H199ZM201 220H204V219H201ZM232 220H233V219H232ZM242 220H243V221H242ZM262 220H263V219H262ZM262 220H261V221H262ZM100 221H101V220H100ZM100 221H99V222H100ZM153 221H154V219H153ZM215 221H216V220H215ZM215 221H214V222H215ZM224 221L221 220V222H224ZM239 221H240V222H239ZM263 221H264V220H263ZM113 222H112V224H113ZM154 222H156V221H154ZM182 222H183V221H182ZM208 222H209V221H208ZM210 222H211V221H210ZM242 222H244V223H242ZM100 223H101V222H100ZM117 223H116V224H117ZM183 223H184V222H183ZM183 223H182V224H183ZM203 223H206V222H203ZM212 223H213V222H212ZM217 223H218V220H217ZM217 223H215V224H217ZM219 223H220V222H219ZM254 223H257V225L260 224V222H259V224H258V221H257V220H255ZM95 224L98 226L97 223H95ZM107 224H108V226H107ZM114 224H115V223H114ZM114 224H113V225H114ZM195 224H194V225H195ZM198 224H200V223H198ZM102 225L99 224V226H101V229L103 228ZM109 225H110V226H109ZM127 225H126V226H127ZM135 225H136V223H135ZM196 225H195V226H196ZM207 225H208V224H207ZM213 225H214V224H213ZM217 225H218V224H217ZM220 225H221V227L223 228L224 223H221ZM222 225H223V226H222ZM260 225H261V224H260ZM260 225H259V226H260ZM94 226H95V225H94ZM198 226H199V225H197V227H198ZM205 226H206V225H204V227H205ZM208 226H209V225H208ZM208 226H206V227H208ZM214 226H216V225H214ZM227 226H228V227H227ZM259 226H258V228L260 229L261 226H260V227H259ZM262 226H263V225H262ZM92 227H93V226L90 225V230L92 229V230L90 231V233L92 232L91 235H90V238L83 237V239H82V237H81V239H82L83 241H85V242H88V241H89V243L91 242V243L89 244L90 246H93L94 243H95V245H96V243H97L96 246H100L99 248L102 249L101 245H102V244L105 245V243H106V242L108 243L110 240H109V241L107 240V238H106L107 234H105V240H104V239H103V240H104V242H105V241H106V242L103 243V242H102L103 240H100L101 237H99V239H98V235H97V233H98L99 231H103V230H99V231L96 232V231L94 230V228H95L96 226H95L94 228H92ZM108 227H110V228H108ZM116 227L119 228V226H116ZM116 227H115V228H116ZM183 227H184V225H183ZM206 227H205V229H206ZM256 227H257V226H255V229H256ZM118 228H117V229H118ZM132 228H133V227H131V228H130V227H129V228L127 227V228H125V229H127V230H128V229H129V230L131 229V230H132ZM189 228H190V227H189ZM194 228H195V227H194ZM211 228H212V227H211ZM219 228H220V227H219ZM253 228H254V227H253ZM98 229H100V227H99ZM113 229H114V228H113ZM125 229H124V231H127V230H125ZM200 229H201V226H200ZM200 229H199V230H200ZM203 229H204V228H203ZM207 229H208V228H207ZM207 229H206V230H207ZM215 229H216V228H214V230H215ZM220 229H221V228H220ZM121 230H123V229H121ZM121 230H120V232H121ZM131 230H130V231H131ZM211 230H213V229H211ZM257 230H258V229H256L255 231H257ZM94 231H95L96 233H95ZM112 231H113V230H112ZM124 231H123V232H124ZM200 231H201V230H200ZM207 231H208V230H207ZM216 231H217V230H216ZM216 231H214V232H216ZM229 231H228V233H230ZM255 231H254V229H253V230H252V234H253ZM110 232H111V231H110ZM120 232H117V233L120 234ZM198 232H199V231H198ZM202 232H203V231H202ZM204 232H205V231H204ZM204 232H203V233H204ZM211 232H212V231H211ZM247 232H248V231H247ZM247 232H246V234H247ZM250 232H251V231H250ZM262 232H264V229L262 230ZM99 233H100V235H101V232H99ZM121 233H122V232H121ZM200 233H201V232H200ZM217 233H214V234H213L214 237H212V238L214 239V241H215V239H218V238H219V236H218V238L215 237V236L217 235ZM226 233H227V232H226ZM256 233H257V232H255V234H256ZM258 233H259V232H258ZM51 234H52V233H51ZM118 234H116V235H117L116 238H118ZM207 234H208V233H207ZM215 234H216V235H215ZM230 234H232V233H230ZM255 234L252 235V236L254 237ZM261 234H262V233H261ZM261 234H260V235H261ZM263 234H264V233H263ZM34 235H35V234H34ZM34 235H33V236H34ZM36 235H37V237H38V234H36ZM96 235H97V236H96ZM100 235H99V236H100ZM123 235H124V237H125V234H122V235L120 234V236H121L122 238L119 239V238H120V236H119V238H118L117 240H121V241H117L118 243H119V242H122L123 239H124L123 242L125 243V239H126V238H123ZM211 235H212V234H211ZM234 235L236 236V234H234ZM238 235H237V237L240 236V235H239V236H238ZM258 235H259V234H258ZM258 235L256 234L257 237H256V236H255V237H256V238H259ZM33 236H32V239L36 241L37 238H33ZM43 236H44V238H45V236L48 237L47 234H46V235H43ZM50 236H51V235H50ZM110 236H111V235H110ZM202 236H203V234H202ZM252 236H251V239H254L255 237L252 238ZM261 236H262V235H261ZM261 236H260V237H261ZM16 237H17V236H16ZM22 237H23V236H22ZM35 237H36V236H35ZM40 237H41V235H40ZM40 237H38V239H39ZM51 237H52V236H51ZM88 237H89V235H88ZM209 237H210V236H209ZM25 238H26V237H24L23 239L25 240ZM29 238H30V239H27V238H26V240L23 242L24 245L26 244L25 247H24L25 249H26V246H27V248H28V247L30 246V243L32 242L31 237H29ZM85 238H86L88 241H87V240H84ZM110 238H111V237H110ZM245 238H246V236H245ZM245 238H244V239H245ZM256 238H255V241H256ZM17 239L20 240V235H19V238H16V240H14V241H15V242L18 241ZM21 239H22V238H21ZM23 239H22V241H23ZM40 239L44 240L43 238H40ZM47 239L49 240V237H48ZM52 239H53V238H52ZM81 239H79V240H81ZM237 239H238V238H237ZM28 240H31L30 243H29ZM238 240H239V239H238ZM240 240H243V239H240ZM249 240H250V239H247V238H246V239H245V242L247 243ZM5 241H6V240H5ZM12 241H13V240H12ZM44 241H45V240H44ZM49 241H50V240H49ZM112 241H113V240H112ZM112 241H111V242H112ZM214 241L211 240V242H214ZM236 241H237V240H236ZM250 241H251V240H250ZM250 241H249V244H247V246H248V245H249V246H248V247L246 246V247L248 248V250H247V249H244V251H243V249H242V248H246V247H242V244L244 243V240H243V242L241 243V246L237 245V246H239V247L241 248V251L243 252V253L241 254V256H240L239 254H237V252H238L237 250L240 249V248H238L237 246H235L237 243H234V244H235V245H234L235 248H233V251H237V252H233V251H232L233 255L236 253V256L234 255V257H236V258H235V261L238 262V260H239V259H237V255L240 257V260H241V261H242V259H243L245 256H246L245 258L248 257L247 251H248V253H249V251H251L252 248H253L252 246L255 245V244H254L255 242L252 241V242H254V243H253V245H252V243H251V245H252V246H251V245H250ZM20 242H21V241H18V243H16V244H15L14 242H12V244H10V245H13V246L15 247V245L18 244V247H19V253H20V251H22V250H23V251H28V250H29V252H31V253L34 252L35 250H37L34 246H33V247H34L35 250L32 249L33 251H30V249H31L30 247H29L30 249H28V250H27V249L24 250V249H23V246H24V245H23L22 243L19 244ZM25 242H26V243H25ZM27 242H28V243H27ZM36 242H38V240H37ZM41 242H42V241L40 240V243L38 242V244H39V245H40V244L42 245ZM46 242H47V240H46ZM81 242H82V241H81ZM85 242H84V243L82 242V244H86ZM123 242H122V245H124ZM237 242H238V241H237ZM43 243H44V242H43ZM98 243H100V245H98ZM107 243H106V245H105L106 247H105L104 245H102L103 248H106V250L104 249V254H103V255H105L106 253H108V256H109V254L111 253L110 256H111V257L113 256V259H112V260H116V261H115L116 263H114V262L111 261V259H110L111 257H110V256L108 257L107 255H105V257H104V256L102 255V256L104 257V259H105V260L110 259V260H108V261H110V262H112V263H114V264H117V262H118L117 259L119 258V260H120L119 262H121L122 259H123V257H124V255H123V257H122L121 259H120L121 256L119 257V255H122V253H120V252H121L120 249H122V246H120L121 243H120V244L117 243L118 246L116 245V242H112V244H110V243L107 244ZM113 243H115V245L117 246V249L120 250V251L118 250L119 253H120L119 255H118V254L115 255V253L117 252V249H115L116 251H115V250L112 251V250L114 249V248H112V247H115V245H113ZM215 243H216V242H215ZM35 244H36V243H35ZM47 244H49V243L47 242ZM77 244H79V243H77ZM87 244H88V243H87ZM91 244H92V245H91ZM212 244H213V243H212ZM239 244H240V243H239ZM5 245H6V244H5ZM19 245H20V246H19ZM21 245H22V246H21ZM32 245H34V244H31V247H32ZM39 245H38V246H39ZM89 245H88V248H89ZM243 245H245V243H244ZM262 245H263V244H262ZM79 246H80V245H79ZM81 246H82V245H81ZM96 246H95V247L93 246V247L96 248ZM119 246H120V247H119ZM257 246H258V245H257ZM10 247H11V246H10ZM20 247H21L22 249H21ZM85 247H86V246H85ZM236 247H237L238 249H237ZM258 247H259V246H258ZM260 247H261V246H260ZM97 248H98V247H97ZM263 248H264V247H263ZM6 249H7V248H6ZM20 249H21V250H20ZM124 249H125V248H123V250H124ZM234 249H236V250H234ZM10 250H11V248H10ZM15 250L18 251L17 249H14V252H16ZM95 250H96V249H95ZM245 250H246V251H245ZM253 250H255V249L253 248ZM253 250L249 253L251 256H253V254H254V252H255V251L253 252ZM256 250H258V249L256 248ZM261 250H263V249H261ZM261 250H260V251H261ZM1 251H2V248H1ZM8 251H9V250H8ZM8 251H7V250L4 251L3 254H5V252H8ZM11 251H12V250H11ZM23 251H22V252H23ZM105 251H106V252H105ZM239 251H240V250H239ZM29 252H28V253L26 252V253L29 254ZM92 252H94V251L92 250ZM92 252H91V254H93ZM95 252H96V251H95ZM244 252H245V253H244ZM252 252H253V253H252ZM8 253L11 254V252H8ZM8 253H6V255H7ZM34 253H35V252H34ZM113 253H114V254H113ZM238 253H239V252H238ZM240 253H241V252H240ZM255 253H256V252H255ZM17 254H18V253L16 252V255H17ZM32 254H33V253H32ZM94 254H95V253H94ZM246 254H247V255H246ZM256 254L258 255L259 252L256 253ZM260 254H261V252H260ZM263 254H264V253H263ZM117 255H118V256H117ZM250 255H249V257H250ZM12 256H13V254H12ZM12 256H10V257H12ZM102 256H101V257H102ZM106 256H107V257H106ZM243 256H244V257H243ZM239 257H238V258H239ZM241 257H242V258H241ZM147 258H148V257H147ZM104 259H103V260H104ZM145 259H146V257L144 258V260H143V259H141V260H142L144 263H146V261H147L148 259H147V260H145ZM141 260H140V261H141ZM240 260H239V262H238L239 264H241L242 262H243L244 264H245L246 262H248V260H246V262H244V261H245L244 259H243L242 262H241ZM140 261H139V262H140ZM110 262H108V264H109ZM119 262H118V264H119ZM143 262H142V264H144ZM112 263H111V264H112ZM140 263H141V262H140ZM243 263H242V264H243ZM106 264H107V262H106ZM138 264H139V263H138ZM146 264H147V263H146ZM247 264H248V263H247Z\"/></svg>", "mask_w": 264, "mask_h": 264}, {"label": "built area", "instance_id": "obj_3", "mask_svg": "<svg viewBox=\"0 0 264 264\" xmlns=\"http://www.w3.org/2000/svg\"><path fill=\"white\" fill-rule=\"evenodd\" d=\"M8 152L10 153V149L8 150L6 148V146L2 142H0V166L3 167V170H4V168L7 167L8 163L10 165V162H11V159H12L8 155ZM73 153H74V155H78L79 152L78 151H74ZM86 165H88V166L90 165V159L86 160Z\"/></svg>", "mask_w": 264, "mask_h": 264}]
</instances>
